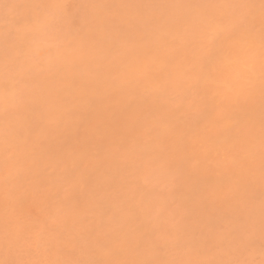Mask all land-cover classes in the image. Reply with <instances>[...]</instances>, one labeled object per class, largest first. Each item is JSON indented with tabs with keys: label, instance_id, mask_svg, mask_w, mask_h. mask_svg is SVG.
Here are the masks:
<instances>
[{
	"label": "rangeland",
	"instance_id": "rangeland-1",
	"mask_svg": "<svg viewBox=\"0 0 264 264\" xmlns=\"http://www.w3.org/2000/svg\"><path fill=\"white\" fill-rule=\"evenodd\" d=\"M223 1V2H222ZM230 1V0H229ZM229 1H227V0H0V114H2V115H0V135L3 137V139H2V137L0 136V139L2 140H0L1 142H0V152H1V150H3L4 152H7L8 153V156L9 157H11V154L13 155H15L14 157L12 156V158L13 159H15V160H13V159H10L8 156H6L5 154L6 153H4V152H2V155L3 156H5V157H3V158H1L2 156H1V153H0V165H3L4 164V166H3V168H1V166H0V168H1V170H0V179H2V177H3V179H6L7 180V176H4L5 175V172L7 173V171L9 170L10 172H27L28 171V168H29V165H31L32 167L33 166H38V164H39V166H41V164L43 165V164H45V165H48V168H46L47 166H42L43 168L41 169L40 167V169L43 171V173H44V175L46 174V176H49V175H47V173H50V176H49V180H48V178L46 179V181H45V178L44 177H46V176H44L43 177V179H42V175H43V173H42V171L41 172H39V171H37V173L36 174H34L33 176H31L32 177V180L33 179H35L36 180V182L39 184V186H41V187H39L38 185H37V183H33V182H35V180H33V182H32V180H31V177H30V175H32V173L33 172H36V170H38V167H36L37 169L35 170L34 169V171L30 174L29 172H27V173H29L28 175H29V177L27 178L26 177V174H24L25 175V177H26V182L23 180V182H25L24 184H23V187L21 186V184H19L23 189H24V187H26V186H24V185H27V183H30L28 180H31V182L33 183V184H28L29 185V187L27 188V190H29V189H31L32 187H33V185H34V189H32V190H34V191H38V188L37 187H39V193H40V191L41 190H43V186L44 185H46V189L47 190H45V188H44V192L43 191H41V193H45L46 192V194H45V198L47 199V198H49L50 199V201L52 202V199L54 200V204H51V205H54V206H56L57 204V201L58 200H60L61 199V201H59V202H66L67 200V203H68V207L70 206L69 204H71L72 202H75V201H73V200H75V199H77V201L78 202H80L81 201V203H80V209H78V207H77V209H75V208H73V207H75V206H73V204H75V203H73L71 206H73L72 208H73V210L71 209V212L72 213H76V215L75 214H71L70 213V211L69 212H66L67 214H64V215H66L69 219H68V221L66 222L67 224L68 223H71L70 221H71V219L72 218H75V219H72L73 221H77V222H73L72 224H73V226H76L75 225V223H78V227H76V228H78V229H81L83 226H84V228H82V229H86L87 228V230H89L90 229V225L89 226H87L86 228H85V224H86V222L84 223L83 222V224L84 225H81V217H83L82 216V214H81V217H80V215L78 214V211L80 210V211H83V209H85L86 207H87V212H88V209H89V211H91V213L88 215L87 214V216H89V218H91L93 221H96L95 220V218L97 219V216L96 217H94L95 215L94 214H96L97 215V212L98 213H100L101 212V215H98V217H100L101 219L102 218H104L103 220H105V218H107V220H108V223H110V225L109 226H113V224L115 223V221H116V227H115V225L113 226V227H115V230H116V234L117 235H120V234H122V235H120V236H122V238L124 237V238H126L125 240H126V242H129L128 243V247H133L134 248V245H130V243L132 242V240L135 242V244H136V242L138 243V237L139 236H137V233H136V231H139V233H140V235L141 236H143V235H145L144 233H146V231H148L147 233H149V231L152 233V232H154V233H152V235L154 234L155 236L157 235V233H158V235H160L159 237H160V240H159V238H158V235H157V237L156 238H158V239H156L155 238V236L153 235H147L148 237H149V242L148 243H150L149 245H151V239H156L159 243L161 242V240L163 241V243L166 241L167 243L169 242L170 244H173V246L172 245H170V244H168V245H166L167 243H164L165 244V250L162 248V242H161V244L162 245H160L159 247L160 248H162L161 250H158V249H160L159 247H157L156 249L160 252H158L156 249H155V252H154V254L152 253V251L154 250L153 248H155V246H156V244L158 243L157 241V243L155 244H153V245H155L154 247L152 246L151 248L153 249H149L150 250V253H146V252H144V250H142L143 251V253H146L145 255H147V254H152V255H154L155 256V253L156 252H158L159 254H160V257L158 258V259H155L156 258V256L154 257V260H156V263H158L159 261H161V262H159V264H167V261H170V262H168L169 264L170 263H173V264H176L177 262H178V260H179V264H181V262L184 264V261L186 260V261H188V263H192V262H189L190 260H188L189 258L191 259V261L192 260H194V262H195V264L197 263L198 264V262L201 264V263H205L206 264V262H209V263H207V264H213L212 263V257L214 258V261H215V264H264V197H263V195H264V175H261L262 177H261V179H263L262 181H260V183H259V185L261 184L262 185V187L261 186H258L259 188H263L262 190V192H259V188H258V190H256V189H254V188H252V186H254V185H256V183H258V182H254L255 180H261L260 178H258L259 176L258 175H260V174H264L263 172H261V171H263L264 169V166L262 165V159H263V161H264V144H263V141H264V139H263V141L261 142L260 141V139L261 138H263L264 137V119H262V117L264 118V103H262L261 104V102H262V100L264 101V66H262V65H264V58H263V56H264V37H262V36H264V32H263V30H264V20H262L263 19V17H264V7H260V6H262L263 5V2H262V0H253L254 2H252V1H250L251 3H252V5H251V8L249 7V5L251 4L250 2H247V4H246V1H249V0H242V1H240V0H231L230 2ZM234 1H236L235 2V4H234ZM240 1V2H239ZM258 1H259V3H258ZM224 2H226V3H224ZM232 5H230L229 3ZM232 2V3H231ZM216 3H217V5H216ZM221 3V4H220ZM249 3V4H248ZM238 4V5H237ZM255 4H257V6L255 5ZM260 4H262V5H260ZM228 5H230L229 7H228ZM246 5H248V6H246ZM255 6V7H252V6ZM260 5V6H259ZM223 6V7H222ZM237 7V9H236V7ZM259 6V7H258ZM264 6V5H263ZM224 7H228L227 8V11H224L226 8H224ZM232 7V8H231ZM246 7H247V9H246ZM250 9H249V8ZM214 8V9H213ZM224 10H223V9ZM234 8V9H233ZM254 8V10H252V12H248V13H246L247 11L246 10H250L251 11V9H253ZM257 10H256V9ZM260 8H262V9H260ZM124 9L125 10H127V11H125L124 12ZM207 9V10H206ZM213 9V10H212ZM216 9H218V10H216ZM235 9H236V11H235ZM195 10H196V12H195ZM220 10V12L218 13V11ZM248 10V11H249ZM261 10V11H260ZM205 11V12H204ZM210 13H209V12ZM211 11H213L214 12V14H212L211 13ZM127 12V13H126ZM203 12L207 15H205L204 14V17H203ZM221 12H223V13H221ZM225 12H227V13H225ZM230 12V14H228ZM257 13V15H256V13ZM262 12V13H261ZM121 13V14H120ZM239 13V14H238ZM246 13V14H245ZM252 13V15H250ZM259 13V14H258ZM124 14V15H123ZM190 14H191V16H190ZM195 14H197V16H195ZM209 14H210V16H209ZM242 14V15H241ZM249 14V15H248ZM261 14V15H260ZM120 15H122V16H120ZM127 15V16H126ZM215 15H216V18H215ZM228 15V16H227ZM229 15H231V16H229ZM237 15H239V16H237ZM153 16V17H152ZM194 16V17H193ZM208 18H211V19H207L206 17ZM218 16V17H217ZM219 16H221L220 17V19L218 20V18H219ZM233 16V17H232ZM242 18H241V17ZM248 16V17H247ZM250 16V17H249ZM263 16V17H262ZM125 17H127V19L125 18ZM148 17V18H147ZM200 17V18H199ZM202 17V18H201ZM225 17H228V19L227 18H225ZM231 19H230V18ZM237 17V18H236ZM155 18V19H154ZM190 18V19H189ZM207 20H205V19ZM215 18V20H218V22L217 21H215V20H213ZM222 18V19H221ZM223 18H224V20H223ZM239 18V19H238ZM244 18V19H243ZM247 18H249V19H251V20H249V19H247ZM253 18H255V22L253 21L254 19ZM262 18V19H261ZM122 19H123V23H122ZM126 19V20H125ZM192 19V20H191ZM199 19V20H198ZM246 19V20H245ZM259 19H261L260 21H259ZM212 20V21H211ZM225 20H228V21H225ZM231 20V21H230ZM235 20V21H234ZM237 20H239V21H237ZM245 21V22H247V26L246 27H249L250 25L256 30V32H255V30H253V33H254V35H253V33H252V31H250V30H252V29H249V28H247V30H246V27H245V22H243V21ZM129 22V23H126V22ZM158 21V22H157ZM185 21V22H184ZM187 21V22H186ZM195 21V22H194ZM208 21H211L210 23L208 22ZM213 21H215L214 23H212ZM234 21V22H233ZM261 21H263V22H261ZM192 22V23H191ZM230 23V27H229V23ZM231 22H233L234 24H232ZM241 22H243L242 24H240ZM251 24H250V23ZM257 22H259L258 24H257ZM125 23L126 24H132V25H135V26H132V27H130V26H128V25H125ZM181 23V24H180ZM194 23H195V25H194ZM255 25H253V24ZM123 24V25H122ZM184 24V25H183ZM191 24H193V25H191ZM211 24V25H210ZM213 24L215 25V27H214V29H213ZM220 24H221V27H220ZM225 24V26L226 27H224L223 28V25ZM232 24V25H231ZM261 24V25H260ZM189 25H191L190 27H188ZM197 25V26H196ZM203 25V26H202ZM207 25V26H206ZM242 25V27H240ZM257 25H259V26H261V27H263V29L260 27L259 29L256 27ZM263 25V26H262ZM124 26V27H123ZM202 26V27H201ZM217 26V27H216ZM228 26V27H227ZM233 26V27H232ZM235 26L238 28V26H239V28L236 30V28H235ZM244 26V27H243ZM121 27V28H120ZM207 27V28H206ZM118 29V30H116V29ZM119 28H120V30H119ZM126 28V29H125ZM205 28V29H204ZM216 28V29H215ZM228 28V30H226ZM235 28V29H234ZM130 29V30H129ZM180 31H178V30ZM180 29H182V30H180ZM209 29L211 30V31H209ZM230 29V30H229ZM203 30H205V31H208V33H209V35L207 34V32H205V31H203ZM213 30H215V31H213ZM221 30L222 31H224V33L223 32H221ZM235 30V31H234ZM238 30H240V31H238ZM257 30H258V33H257ZM117 31H119V32H117ZM123 31H124V33H123ZM135 31V32H134ZM137 31V32H136ZM152 31H154L153 33H152ZM178 31V32H177ZM199 31V32H198ZM200 31H202V32H200ZM231 31H233V32H231ZM239 33H238V32ZM244 31V32H243ZM247 31V32H246ZM260 31H261V34H260ZM115 32V33H114ZM134 32V33H133ZM206 33V35L204 34V36L206 37L205 39H203V41H201V39H199V38H201L200 37V35L201 34H203V33ZM241 32H242V35H241ZM117 33H120V34H117ZM133 33V34H132ZM212 33H213V36H212ZM230 33V34H229ZM234 33H235V35L237 36V35H240V37L239 36H235L234 35ZM247 33V34H246ZM224 34V35H223ZM259 34V35H258ZM195 35H197V36H195ZM245 37H244V36ZM248 35V36H247ZM249 35H250V38H249ZM262 35V36H261ZM134 36V37H133ZM195 36V37H194ZM201 36H203V35H201ZM203 36V37H204ZM254 36V37H253ZM258 36V37H257ZM198 37V38H197ZM202 37V38H203ZM238 37H239V39H238ZM248 37V38H247ZM244 40H243V39ZM247 38V39H246ZM258 38V39H257ZM188 39H190V42H189V40ZM197 40V39H199V40H197V42L198 41H201V42H198L200 45H196V43L197 42H192V40ZM228 40V41H224V40ZM255 39H257V40H255ZM193 40V41H194ZM223 40V41H222ZM255 40V41H254ZM187 41V42H186ZM205 41H208L207 43L209 44L207 47H209L210 46V43L211 42H213L212 44H213V46L211 45V47L213 48L212 50V52L211 53H213L214 51L216 52H214L213 54H216L217 55V57L218 58H214V56H213V54H211V57L209 58V57H207L208 55H210V54H208L207 52H209V51H211V47L210 48H207V47H204L205 45ZM217 41V42H216ZM232 41V42H231ZM238 41H239V43H238ZM246 41V44H244V42ZM250 41V42H249ZM258 41V42H257ZM136 42V43H135ZM189 42V43H188ZM203 42V43H202ZM219 42V43H218ZM249 42V43H248ZM189 45H187V44ZM218 43V44H217ZM251 43V44H250ZM186 44V45H185ZM216 44H217V46H216ZM220 44V45H219ZM228 44H230V45H228ZM260 44V45H259ZM139 45V46H138ZM147 45V47L144 49V48H140V46H143V47H145V46ZM201 45H204V46H201ZM207 45V44H206ZM233 45V46H232ZM242 45V46H241ZM247 45V46H246ZM195 46V47H194ZM200 48V50H199V48ZM235 46L237 47L236 48V50H234V48H235ZM240 46V47H239ZM139 47V48H138ZM187 47H188V49H189V47L191 48V49H189V50H191V52L190 51H188V49H187ZM194 47V48H193ZM202 47H204L205 48V50H204V48L202 49ZM228 47H230L229 48V51H230V53L227 51L228 50ZM196 48H198V49H196ZM224 49V50H221V49ZM241 48V49H240ZM137 49V50H136ZM139 49L141 50V49H143V50H141V51H139ZM185 49H186V51H185ZM195 49V50H194ZM208 49V50H207ZM210 49V50H209ZM158 51V53L157 52H155V53H157V54H155L153 51ZM161 50H162V52H161ZM183 50H184V53H183ZM193 50V51H192ZM220 50V51H219ZM234 50V51H233ZM256 50V51H255ZM151 51V56L153 57V55H160V58H161V56H162V58L163 59H158V57L157 56H155V57H157V58H155V57H153L154 59H158L157 61L155 60H152L153 58H151V56H150V54H148V56H146L147 55V53H149ZM164 51V52H163ZM196 52V53H192V52ZM202 51V52H201ZM217 51H219L218 53H217ZM227 53H226V52ZM235 51H237V52H235ZM147 52V53H146ZM160 52H161V54H160ZM179 52H181L180 54H179ZM221 52H224V53H226L225 55H224V53H221ZM247 52V53H246ZM162 53H163V55L165 54V57H166V59L168 58H170L169 60H171V64L170 65H168V63H170V61L168 62L167 60L165 61V57L162 55ZM187 53V54H186ZM192 53V54H191ZM205 53H207L208 55L207 56H205L206 54ZM210 53V52H209ZM237 53H239V54H237ZM245 53V54H244ZM54 54V55H53ZM139 54V55H138ZM144 54V55H143ZM190 54V55H189ZM195 54V55H194ZM197 54H199V55H201V56H199V57H202L203 56V54H204V57H203V59H201L202 61H199L198 59H199V57H197L198 59H196V55ZM220 54H221V56H220ZM230 54V57H233V58H230L228 55ZM233 54H235L234 56H233ZM237 54V55H236ZM241 54V55H240ZM243 54V55H242ZM252 56V59H251V56ZM140 55H143V56H146V57H141ZM178 55V56H177ZM188 55V56H187ZM247 57L248 56V58H246L245 56ZM254 55V56H253ZM124 56V57H123ZM132 58H131V57ZM134 56V57H133ZM150 56V57H149ZM185 56H187L188 58H186ZM192 57V59L193 60H191L190 58ZM240 56H241V58H240ZM117 57L119 58V59H117ZM142 58V60L140 61L139 59H141ZM150 58V60H152V63L151 62H149L150 60L148 59V58ZM173 59H172V58ZM194 57V58H193ZM206 57V58H205ZM221 57V58H220ZM227 57V58H226ZM124 58V59H123ZM135 58L137 59V60H135ZM145 58V59H144ZM208 58H209V60H208ZM235 58V59H234ZM243 58V59H242ZM246 60H245V59ZM250 58V60H251V62L253 63V65H252V69L250 68L251 67V65H250V70H248L247 68L246 69H244L241 65H242V61H243V63L244 62H246L247 61V59H249ZM263 58V59H262ZM120 59H122V61L120 60ZM126 59V60H125ZM144 59V60H143ZM147 59V60H146ZM195 59V60H194ZM205 59H206V62H203V60L205 61ZM218 59V60H217ZM234 61H233V60ZM117 60H119V61H117ZM133 60H134V62H133ZM183 60H184V62H183ZM187 60V61H186ZM189 60V61H188ZM230 60V61H229ZM231 60H232V62L233 63H231ZM241 61V62H239V61ZM253 60V61H252ZM257 60V61H256ZM173 61V62H172ZM207 61H208V63L210 64V65H208V64H205V63H207ZM212 61V62H211ZM237 61V62H236ZM261 61V62H260ZM131 62V65L130 64H127V63H130ZM140 62H143V63H140ZM146 62H148L149 63V65L147 66V63ZM155 62V63H154ZM160 62V63H159ZM164 62H165V64H164ZM167 62V63H166ZM183 62V63H182ZM190 62V63H189ZM193 62H195V64L198 66V67H192L193 65H195ZM201 62H203V65H202V63ZM211 62V63H210ZM217 64H216V63ZM229 62H230V64H229ZM259 62V63H258ZM116 63V64H115ZM118 63H119V65H118ZM122 65H121V64ZM145 63V64H144ZM163 63V64H162ZM213 63V64H212ZM215 63V64H214ZM240 63V64H239ZM252 63H250V64H252ZM256 63V64H255ZM263 63V64H262ZM144 64V65H143ZM188 64V65H187ZM232 64H233V66H232ZM235 64V65H234ZM255 64V65H254ZM260 64H262V65H260ZM129 65V66H128ZM153 65H155V66H153ZM167 65L169 66V67H167ZM171 65H174L175 66V68L173 67V66H171ZM181 65V66H180ZM184 65V68L182 67ZM188 66L189 67V70L191 71V73L192 72H196V73H198V72H201L202 74H204V75H201V73H200V75H199V73L197 74V75H199V77L200 76H203V77H200V78H198V79H201V80H196V77H194L193 75H191V77L190 76H188L187 75V73L185 72V71H189L188 70V67H187V69H186V67L185 66ZM190 65V66H189ZM231 65V66H230ZM117 66V67H116ZM127 66V67H126ZM139 68H137V67ZM146 66L148 67L147 69H146ZM153 68H152V67ZM167 68H166V67ZM119 67V68H118ZM129 67H131L130 69H129ZM132 67H134V68H132ZM137 69H136V68ZM170 67H172V68H174V70L173 69H171ZM181 67V68H180ZM191 67V68H190ZM262 67V68H261ZM123 68L125 69H127V72H129V73H127V72H125L126 70H123ZM161 70H160V69ZM170 68V69H169ZM194 68H196L195 70H194ZM197 68H198V70H197ZM242 68L244 69V74L242 73ZM254 68V69H253ZM115 69H116V71H118V74H116L117 72L115 71ZM122 69V70H121ZM132 69H135L136 70V74H135V70H133L134 72H131L130 70H132ZM163 69V70H162ZM180 69H181V72H180ZM185 69V70H184ZM231 69H234L233 71H234V75H233V72L231 71ZM139 70V71H138ZM170 70H173V71H170ZM197 70V71H196ZM224 70V71H223ZM252 70V71H251ZM256 70V71H255ZM261 70H262V72H261ZM167 71V72H166ZM168 71H170L171 72V74H169L170 72H168ZM177 71H179V74H178V72ZM119 72H120V74H119ZM159 72V73H158ZM163 72V73H162ZM165 72V73H164ZM175 72H177V73H175ZM184 72V73H183ZM194 72V73H195ZM223 72V73H222ZM236 72V73H235ZM238 72V73H237ZM246 72H247V74H246ZM251 74H249V73ZM255 72V73H254ZM126 73V74H125ZM173 73V74H172ZM195 73V74H196ZM254 73V74H253ZM114 74H116V75H114ZM129 74V75H128ZM166 76H165V75ZM174 74L176 75L177 74V76H174ZM180 74H182V76H184V75H186L187 77H185V79H183V77L181 78V77H179V75ZM189 75H190V73H188ZM207 74V75H206ZM236 74L238 75L239 74V76H238V78L236 79ZM243 74V75H242ZM249 74V75H248ZM117 75H119V76H117ZM135 75V76H134ZM215 77H214V76ZM218 75V76H217ZM223 75H225V76H227V78L225 77V76H223ZM246 75V76H245ZM256 75H257V77H256ZM116 76L117 77H119V78H116ZM121 76V77H120ZM126 76V77H125ZM128 76L130 77V78H128ZM132 76V77H131ZM134 76V77H133ZM139 76H141L140 78H139ZM170 76V77H169ZM173 76V77H172ZM181 76V75H180ZM192 76H193V78L194 79H192V81L191 82H193L192 84L189 82V77L190 78H192ZM224 77L226 80L228 79L229 81L228 82H226V81H224V80H222V81H224L223 82V84H222V81L220 82V80H221V78H219V77ZM229 76V77H228ZM241 76H243V77H241ZM139 78V83H138V85H134L135 83H137L136 82V80H138V78ZM172 77V78H171ZM175 77V78H174ZM177 77H179L180 79H177ZM233 77H235L234 79H233ZM247 77V78H246ZM259 77H261V78H259ZM121 78V79H120ZM125 78V79H124ZM170 78H171V80H170ZM174 78V79H173ZM208 78V79H207ZM212 78V79H211ZM215 78V79H214ZM216 78H218V79H216ZM259 78V79H258ZM127 80V79H129V81L127 80L126 82L124 81V80ZM131 79V80H130ZM134 79V80H133ZM143 80L144 82H147L146 84H144L143 83V81H141V80ZM166 79H167V81H169V82H167L166 81ZM186 79H188V80H186ZM203 79H205V80H203ZM215 81H214V80ZM220 79V80H219ZM230 79H232L231 81H230ZM242 79H248V81H245V80H242ZM116 80V81H115ZM117 80H118V82L119 83H116L117 82ZM123 81V83H124V85H123V87L125 86H127L126 88H124V89H122L121 87V85L123 84V83H121L120 84V82L121 81ZM146 80V81H145ZM176 81V82H173V84H172V82L171 81ZM180 80H185V81H183V83H185L184 85H183V88H182V85H181V88H180V82H181V84H183L182 83V81H180ZM234 80V81H233ZM237 80V81H236ZM130 81H132V83L130 82ZM177 81H178V84L176 85L175 84V86H179V88L180 89H182L183 90V93H182V90H180V91H178V89H174V87H173V85H174V83H177ZM180 81V82H179ZM189 82V83H187V82ZM211 81V82H210ZM217 81V82H216ZM238 81H240V82H238ZM244 81V82H243ZM255 81V82H254ZM128 82V83H127ZM134 82V83H133ZM141 82V83H140ZM199 82V83H198ZM213 82V83H212ZM222 84V85H219L220 83ZM226 82V83H225ZM230 82L232 83V84H234V86L233 87H230V88H228L229 87V84H230ZM238 82V83H237ZM248 82H250V83H248V87H247V83ZM251 82H252V84L254 85H252L251 84ZM254 82V83H253ZM257 82V83H256ZM208 83H210V85H212L213 87L214 86H218L219 87V90L216 88L215 89V87L213 88L212 86L210 87V91L208 90V92H207V90L206 89H208L209 88V84ZM114 84H118L116 87L117 88H113L112 86H115ZM126 84H128V85H126ZM129 84H132L131 85V87H129L130 85ZM150 84V85H149ZM164 85V87H166V89L163 87V85ZM171 84H172V86H171ZM188 84V85H187ZM208 84V85H207ZM227 84V85H226ZM49 85V86H48ZM121 86V87H118V86ZM141 85V86H140ZM143 85H145V86H143ZM151 85L153 86L154 85V87H151ZM160 85V86H159ZM161 85H162V87L165 89L164 91H163V89H161L162 87H161ZM185 85H187L186 86V88L184 87ZM191 85V86H190ZM241 87H239V86ZM133 86V87H132ZM134 86H135V88H134ZM136 86L138 87V89H136ZM139 86H140V88H139ZM146 86H148V87H146ZM156 86V87H155ZM222 88H221V87ZM226 86H228V87H226ZM73 87V88H72ZM159 87H161V88H159ZM171 87V88H170ZM190 87H192L191 89H190ZM223 87H225L224 89L225 90H223ZM249 87H252V88H249ZM255 87V88H254ZM112 90H111V89ZM120 88V89H119ZM157 88V89H156ZM176 88V87H175ZM184 88L186 89L185 91H184ZM192 91L190 94H188L189 93V89ZM226 88H227V90H226ZM237 88V89H236ZM247 88H248V90H247ZM125 89H127V91L128 92H130L131 90L130 89H132V91H133V89L135 90H138L137 91V93L135 94V97H134V99H133V103H135L136 101L135 100H137V102L135 103V104H137V105H135V104H133L132 105V103H130V101L129 100H131V98H130V95L128 94V92H126L128 95H129V97H128V95L125 93ZM129 89V90H128ZM140 89H141V92H143V91H145V98L147 97V95H150V94H152V92H153V94H154V92H156L157 94H158V97H159V99L157 98V95H156V98H157V100H156V98H155V96L153 97H151V98H153V99H151L150 98V96H148V98L149 99H145V100H143V101H145L144 103H143V101H142V96H143V94L141 93V94H138V93H140L139 91H140ZM152 89V90H151ZM155 91H154V90ZM196 89H197V92H195L196 91ZM233 89V90H232ZM257 91H256V90ZM71 90V91H70ZM121 90V94H124V96L122 95L121 96V100L120 101H123V102H120V101H118L117 100V102H116V100L113 98V97H116L117 95V91H120ZM201 90H203V91H201ZM211 90H213V92L211 91ZM215 90V91H214ZM221 90H222V92H221ZM239 91V90H241V91H239L238 92V94H241V95H239V96H237V98H234V95L232 94V92H236V91ZM95 91H98V93H100V97L97 95V93L95 92ZM116 91V92H115ZM122 91H124V93H122ZM131 91V92H132ZM147 91H152V92H147ZM166 91H167V93H166ZM175 91V92H174ZM226 91H227V93H226ZM229 91V92H228ZM232 91V92H231ZM243 91L245 92L244 94H243ZM246 91H248V92H246ZM251 91V92H250ZM69 92V93H68ZM95 92V93H94ZM112 92V93H111ZM115 92V93H114ZM130 92V93H131ZM136 92V91H135ZM134 91H133V93H135ZM186 92V93H185ZM198 92H199V94H201V96L203 97V99H200V97L201 96H199L198 95ZM203 92V93H202ZM210 92H211V94H210ZM214 92H217V93H215L214 94ZM253 92H255V93H253ZM111 93V94H110ZM114 93V94H113ZM144 93V92H143ZM161 93V94H160ZM209 95H208V94ZM226 93V94H225ZM229 93L231 94L230 96H232V97H230V100L231 101H228L229 100ZM84 94V96L86 97V98H88V100L84 103V101H83V98H82V95ZM152 94V95H153ZM162 95L163 96V98H161V96L160 95ZM176 94V95H175ZM183 94V96L182 97H180L181 95ZM186 94V95H185ZM187 94L189 95V96H187ZM194 94V95H193ZM223 96H222V95ZM237 94V95H238ZM247 94V95H246ZM71 95V96H70ZM96 95H97V98H96ZM108 95V96H107ZM110 95V96H109ZM112 95H114V96H112ZM116 95V96H115ZM118 95H120V93H118ZM127 95V96H126ZM155 95V94H154ZM179 95V96H178ZM198 95V96H197ZM206 95V96H205ZM219 95H221V96H219ZM226 95H228V96H226ZM67 96V97H66ZM79 97V100H76L75 102H73L72 100H73V98L71 99L70 97ZM102 96H103V100L105 99V98H108L107 100L105 99L104 100V102H103V105H108V106H104L105 108H102L103 107V105H102V103H101V101H99L100 103H98V105H102V112H104V113H107L108 111H110V112H108L109 113V115H113L112 114V112L113 113H115V111H117V110H114V108H116L115 107V103L117 104V106H119L118 104L120 103L121 105V107L122 108H118V110L120 111V113L118 114L117 112H119V111H117L116 113H115V115L116 114H118V115H116L118 118H120V115H121V119H119L120 121H122L123 120V122L126 124H124L123 122L122 123H120V121H118L117 119H115V118H113V119H115V120H113L112 119V117L113 116H115V115H113V116H109L108 114V117L107 116H105L106 117V119L108 118V121H109V123H108V121H106L105 119V124L103 123V125H107V126H105V130H103L104 128H102V130L103 131H101V136H102V138L104 137L103 136V134L106 136V131L109 129L110 130V132H109V130L107 131V133H110V137H108V136H106L107 137V139L108 138H112L111 136H113L114 137V139H116V140H119L120 141V139H122L121 137H123L124 135L126 136H124V138H126V142L128 141V140H130V141H132V142H127V145H123V144H121V143H118V142H115L114 141V139H113V142H115V143H112V144H108V143H106V140H105V149H104V151L103 152H99L100 150L102 151L103 149H101V148H103L102 146H100L101 148L100 149H97L99 146H97L96 147V149L95 150H92V152H91V149H90V154H88V155H90V157H91V154L93 155L92 156V158H90V157H88V155L86 156V157H88V158H90V161H91V159H92V161H96L95 163L94 162H91V163H94V165H97L98 166V164H99V161L97 160V159H99V160H101V163H103L104 162V160L106 159V157H110V155H112L110 158V160H109V158H108V162L110 161L111 163H113V159H114V157H116L117 156V160H115V162L116 161H118V160H120V157H119V159H118V156L119 155H121V162H123L124 161V159L128 156H130V159H131V161L133 162L132 164H131V162H129V164L127 163V164H125L126 163V159H125V163H123V164H125L126 165V168L124 167V170H121V168H122V164H118L119 165V167H118V165H117V162H116V164H111V163H109L110 164V170H109V168L107 169V170H109V171H111L112 169V171L109 173L108 171L105 173V177L106 178H104L103 177V179L105 180V183L107 182V180H109V181H111V185H112V183H113V185H115V187L114 186H110V189H109V186H107V188H106V185H102V184H100V183H102L103 181H102V177H99V174L101 173V174H104V171L103 170H101L102 168H105V165L104 164H106L105 162H104V164H99L100 166H98L99 168H100V172H99V168L96 166V168L97 169H95V168H93V169H95L96 170V172H95V170H92V172L90 171V174H88L89 173V171H88V173H86L87 172V170H90V169H92V168H90V169H87L86 171H85V173L86 174H81L82 176H83V178L84 177H86L85 179L87 180V175H92L91 177H88L89 179L90 178H92V179H97L96 177L94 178V176H96L97 174V176L99 177V180L101 179V181L100 182H98V184L99 185H97V181H92L91 183L92 184H90V188H95V187H97V188H95V190H96V192H95V194L93 193V191H95L93 188L92 189H90L86 184H87V182H86V184L84 185V184H82L83 185V187H81V185H79L77 182H76V180L77 179H71V175H72V173H73V171H75V169L76 168H80V165H79V167H78V165H76V168L75 167H73V166H75V164H76V162H71V158H70V154L73 152L72 150H75L76 149V147L75 148H71L72 150H70L69 151V148L67 149V150H65V151H63V150H61V149H63L64 147H63V145H65V144H63V145H61V141H64V143L65 142H67L66 144H68V138H70V135H72L71 133H72V131H71V133H70V130H72L73 129V131H76V130H79V132H81L82 134V136H84L85 135V133L86 132H84L83 131V128L85 129V130H87L86 128L88 127V126H90L93 130H95V128H96V130L97 129H99L98 127H95L94 125H92V124H94V123H97L98 122V120H97V122L95 121V118H93L94 119V121L95 122H93L92 124L90 123V122H92L93 121V119H92V121H91V118L93 117V116H90V119L88 118L89 116H88V112H90L91 110H88V111H86L85 109L87 108L88 109V106L90 107V104L91 105H93V103H91L92 101L94 102V104L95 105H97L96 104V102L98 101V100H101V98H102ZM105 96V97H104ZM111 96H112V98H113V100H114V102H113V100L111 99ZM133 95H131V97H132ZM242 96V97H241ZM246 96V97H245ZM254 96V97H253ZM99 97V98H98ZM122 97H124V98H122ZM125 97H126V100H122V99H125ZM174 97V98H173ZM177 97V98H176ZM191 97V98H190ZM227 97V101H226V98ZM252 97V98H251ZM127 98H129V99H127ZM141 98V99H140ZM194 99V102H193V104L191 105V103H192V101H190V99ZM197 98V99H196ZM212 98H214V99H212ZM217 98H220L218 101H217ZM221 98H223L226 102H224V100L222 99L221 100ZM242 98V99H241ZM244 98V99H243ZM254 98H258V99H254ZM262 98V99H261ZM68 99V100H67ZM96 99H97V101H96ZM116 99H120V97L118 98V96H117V98ZM173 99V100H172ZM185 99V100H184ZM189 99V100H188ZM204 99H207V100H204ZM65 100H67V101H65ZM84 100H85V98H84ZM129 102H128V101ZM146 100H147V102H148V104H147V102H146ZM152 100H153V102H155V103H153L152 102ZM154 100H156V101H154ZM198 100V101H197ZM201 100V101H200ZM204 100V101H203ZM234 100V101H233ZM243 100H245V101H243ZM249 100V101H248ZM253 102V104H255V105H253L252 103H251V101ZM261 100V101H260ZM73 103H72V102ZM83 101V102H82ZM135 101V102H134ZM160 101H162L161 102V104L163 103V101H164V103L162 104V105H160V103H159V106H158V102H160ZM188 101V102H187ZM195 101H197V102H195ZM204 102V104L208 101V103L206 104V105H208L209 107H206L205 105V107L207 108V110H210V111H206V110H204V111H206V114H204L205 112H203V109H201L202 108V104H200L201 102ZM215 101H217V102H215ZM223 102V104H225V105H223L222 104V102ZM247 101V102H246ZM254 101H256V102H254ZM67 102H69V103H67ZM108 103V104H106V103ZM149 102H151V104L149 103ZM185 102V103H184ZM190 102V103H189ZM200 102V103H199ZM212 102V103H211ZM218 102H221V105H219V103ZM233 102V103H232ZM236 102V103H235ZM238 102V103H237ZM241 102H243V103H241ZM248 102H249V104H248ZM258 102H260V103H258ZM8 103V104H7ZM71 103V104H70ZM125 103H130V105H131V107H129L128 109H127V107L124 105ZM182 103H184V104H182ZM214 103V104H213ZM217 103V104H216ZM227 103V104H226ZM235 103V105H233ZM257 103V104H256ZM8 105V107H7V105ZM73 104V105H72ZM79 106H78V105ZM84 104V105H83ZM126 107H124L123 108V105ZM152 104H154V105H152ZM156 104H157V107H156ZM165 104V105H164ZM189 104H190V106H189ZM199 104L201 105V107H199L200 109H198V107H197V110L195 111L194 109V112L196 113V115H198V116H192V115H194V114H190V112L189 113H187L189 110L187 109V108H189V107H196V106H194V105H198L199 106ZM233 106H231V105ZM236 104H237V106H236ZM239 104V105H238ZM246 106H245V105ZM252 104V106L250 107V105ZM258 104H259V106H258ZM262 106H261V105ZM2 105V106H1ZM85 105H87L86 107H85ZM127 105V104H126ZM138 105H139V107H138ZM146 105V106H145ZM148 105V106H147ZM152 105V107H154L155 109L154 110H157V111H155V113H159V112H161L160 114H158V116H160L163 112H164V115H162V117L160 118L161 120L162 119H165V121L166 122H168L169 121V119L171 120V122H172V120L174 121V119H176V123H179V124H177V126L179 125V126H182V131H179V130H181L180 128L181 127H179L178 126V129H177V126H176V124H175V121L174 122H172V125L171 124H169V123H171V122H169L168 124L167 123H165V122H163L162 124L164 125H161V124H159L160 122H157L158 120L159 121H161L159 118H158V116H157V114H155V115H153L154 114V110H153V108L152 107H149V106H151ZM173 105V106H172ZM180 105L181 106H184V107H181V110L182 109H185L186 107V109H187V112H186V110H185V112H184V110H183V112L182 111H180V110H175V108H179L180 107ZM219 106V107H216V106ZM226 105H228V107L229 106H231V108L229 107V111H227L226 109H227V106ZM241 105H243V108H242V106ZM71 106H73V107H71ZM94 106V105H93ZM93 106H91V107H93ZM128 106V105H127ZM137 106V107H136ZM161 106H163V108L161 107ZM165 106V107H164ZM212 106V107H211ZM236 106V108H235V110H233L232 108H234ZM79 108V109H76V108ZM99 106H97V107H94V109L92 110V111H96V113L97 112H99V115H100V111H97L96 110V108H98ZM107 107L109 108V109H107ZM135 107V108H134ZM173 107V108H172ZM204 107V108H205ZM210 107H211V109H210ZM225 107V108H224ZM246 107V108H245ZM258 107L260 108L258 111H263V113L262 112H260V113H262L261 115H259V116H257V113L258 114H260L259 112H257V110H255V109H258ZM6 108V109H5ZM72 108H75V110H77V112H73V111H75V110H73ZM136 108H139V109H136ZM149 108V109H148ZM160 108V110H158V109ZM164 108H166L165 109V111H164ZM172 108V109H171ZM212 108H214V109H216V111L218 112L217 113V115L218 114H220V112H222L219 116V119L221 118L222 119V121H223V123H224V125H225V127H226V129H227V131H225V128H223L224 127V125H222V124H220V126H218L219 125V122H221L222 123V121H220L219 119H218V117H215L214 115H212L211 113H214L215 111H213V109ZM241 108V109H240ZM11 109V110H10ZM73 111H72V110ZM86 111H84V110ZM92 109V108H91ZM153 110V112L151 111V110ZM196 109V108H195ZM221 109V110H220ZM244 109V110H243ZM248 109V110H247ZM253 109H254V111H253ZM83 110V111H82ZM98 110H99V108H98ZM105 110H106V112H105ZM108 110V111H107ZM148 110V111H147ZM150 110V111H149ZM172 110H175V112L176 113H174V114H172L173 112H172ZM193 110H190V111H192L193 112ZM199 110H202V111H200L199 112ZM240 110H241V113H240ZM67 111H69L70 113H68ZM72 111V112H71ZM137 111V112H136ZM138 111H139V114H138ZM197 111H198V113H197ZM213 111V112H212ZM231 111V112H230ZM239 111V112H238ZM59 112V113H58ZM65 112H66V115H65ZM121 112L123 113V115L121 114ZM134 112H136V113H134ZM147 112H149V113H147ZM165 112H166V114L168 115H165ZM183 113L182 115H177V113ZM193 112V113H194ZM203 112V113H202ZM210 112V113H209ZM224 112H225V114H226V116L228 117V119H227V117L224 115ZM237 112V114H235ZM243 112V113H242ZM249 112V113H248ZM254 112V113H253ZM91 113V112H90ZM89 113V114H90ZM93 113V112H92ZM96 113H95V115H96ZM104 113H102V114H104ZM130 115H129V114ZM178 113V114H179ZM231 113H233L234 115H232L233 117H230V115H231ZM246 113V114H245ZM248 113V114H247ZM252 113H253V115H254V117L256 118L257 117V119H260V120H262V122H260V120H257V121H259L260 123H262V124H260L259 122L257 123V121H255V120H253L254 121V123H253V121H252V119L253 118H250V117H253L252 116ZM59 114V115H58ZM68 114H69V116H68ZM75 114H77V117H76V115ZM94 114V113H93ZM92 114V115H93ZM143 114H146V115H143ZM186 114H188V116H189V114L191 115L190 116V118L188 119V117H186ZM211 114V115H210ZM62 115V116H61ZM95 116V117H98V119H102V116L100 115V116ZM131 115H132V117H131ZM133 115H135L137 118H138V116L139 115H141V117L139 116V118H141V119H139L138 121H142V122H139V123H143L144 122V124H138V125H136V126H134V124L133 123H135V122H138L137 121V119L135 118V116H133ZM150 115H153L152 116V118L150 117ZM183 115H185V116H183ZM203 115H207L206 117L205 116H203ZM237 115V116H236ZM240 115V116H239ZM256 115V116H255ZM5 116V117H4ZM56 116V117H55ZM103 116V117H104ZM122 116L123 117H126L127 116V118H125V120H124V118H122ZM145 116H147V118H148V120H147V118L145 117ZM155 116H157V118L158 119H155L156 117ZM183 116V117H182ZM212 116H214V117H212ZM239 116V117H238ZM245 116V117H244ZM100 117V118H99ZM109 117H110V119H112L113 121H110L109 120ZM133 117H134V119H133ZM144 117V118H143ZM155 117V118H154ZM165 117V118H164ZM168 117V118H167ZM197 117L198 118H200V120H201V123H199V121L200 120H198L197 119ZM212 117L213 119H218V122L216 123L215 122V120H214V122L213 123H211L210 122V120H212V118L210 119V118ZM236 117V118H235ZM240 117H241V119H243V121H241L240 120ZM244 117V118H243ZM259 117V118H258ZM73 118H75V120H73ZM76 118H77V120H76ZM129 118H131V120H132V122H131V120L129 119ZM155 119L156 120V122H155V120H154V122H155V124L154 123H152L151 121H149V120H151V119ZM168 119V121H167V119ZM171 118H174V119H171ZM192 118H193V120L195 119V120H198V122L196 121L195 122V120H194V122L195 123H193L192 122ZM208 118V119H207ZM232 120H235V121H231L230 119ZM254 118V119H255ZM2 119V120H1ZM87 119L88 120H90L89 121V123L91 124H89L88 123V125H87ZM204 119H205V121L207 122H205L204 121ZM207 119V120H206ZM250 119V120H249ZM26 120V121H25ZM55 120V121H54ZM72 120L74 121V122H72ZM103 120V119H102ZM128 120H130V122L128 121ZM227 120L229 121H231L232 122V124L233 123H236V126H234V128H236V129H234L233 127H232V124L230 123V121L229 122H227ZM246 120V122H245V124H243L244 123V121ZM57 121V122H56ZM59 121V122H58ZM75 121H77V122H75ZM101 121V120H100ZM115 121H118L119 123L117 124V122H115ZM164 121V120H163ZM184 121H186L187 122V124L189 125V126H191V128H190V131H192V132H190V131H188L189 130V127L187 126V128H186V123L184 122ZM208 121L210 122V123H208ZM213 121V120H212ZM225 121H226V124H225ZM240 123H239V122ZM249 121H251L252 123H251V125L252 126H249ZM81 124L80 126H83L82 128L79 126H77V125H79V123ZM102 122V121H101ZM106 122H107V124H106ZM204 122H205V125H204ZM238 122V123H237ZM242 122V123H241ZM247 122H248V125H247ZM70 123H72V124H70ZM73 123H75V126H73ZM112 123V125L111 126H113V127H111L110 126V124ZM113 123L114 124H117V126H114L113 125ZM132 123V124H131ZM217 124V125H215V124ZM227 123H230L231 124V126H229V124H228V126L229 127H232V129H234L233 131H232V129H230L228 126H226L227 125ZM77 124V125H76ZM83 124V125H82ZM97 124H99V122L97 123ZM129 124V125H128ZM167 124V125H166ZM197 124H199V126L197 125ZM201 124V125H200ZM206 124H210L209 126L208 125H206ZM241 124H243V125H241ZM96 125V124H95ZM102 125V124H101ZM109 125V126H108ZM120 125V126H119ZM133 125V126H132ZM143 125V126H142ZM162 127H160V126ZM169 125V126H168ZM197 125V126H196ZM211 125H214L213 127H215V126H217V131L216 132H212L214 129H213V127L211 126ZM244 125H245V127H244ZM254 125H255V128H254ZM257 125V126H256ZM70 126H73L72 127V129H70L71 127ZM97 126V125H96ZM118 126H119V128H118ZM127 126H128V128H130L131 130H128L127 129ZM153 126H155V127H153ZM157 126H159L160 127V129H159V127L158 128H156ZM212 128H211V127ZM223 126V127H222ZM243 127V129L244 130H242L243 132H244V134H246V135H248L249 133H251V135L249 134L248 135V137L246 136V138H244L243 139V137H241V135L243 134V132H240L241 131V129H242V127ZM17 127V128H16ZM70 127V128H69ZM86 127V128H85ZM94 127V128H93ZM101 127V126H100ZM131 127H133V128H131ZM138 127V128H137ZM141 127V128H140ZM165 127V128H164ZM195 129H194V128ZM209 127V128H208ZM219 127H221L222 129H223V131H222V129L220 130L219 129V131H221V132H218V128ZM238 127V128H237ZM252 127V128H251ZM257 127H258V129H257ZM89 128V127H88ZM121 128H122V130L124 131V132H121L122 130H121ZM152 128H154V129H152ZM174 128H176V130L175 131H177V133H175V131L174 132H172L173 130H174ZM186 128V129H185ZM194 129V130H191V129ZM201 128V129H200ZM208 128V129H207ZM216 128V127H215ZM16 129H20V130H17L16 131ZM23 129V130H22ZM82 129V130H81ZM90 129V128H89ZM88 129V130H89ZM117 129H119V130H117ZM136 129H137V131L140 133V134H142V135H140V137L138 136V138H140V139H137V140H134V141H138V140H140V142H137L138 143V146H137V143L136 142H134L133 140H131L134 136H133V134L135 135V134H137L138 132L136 131ZM139 129V130H138ZM169 129H171L170 131H169ZM183 129H185V131L183 130ZM213 129V130H212ZM238 129V130H237ZM240 129V130H239ZM246 129V130H245ZM252 131H251V130ZM254 129H256V131H254ZM259 129H261V130H259ZM13 130V131H12ZM67 130H68V132H67ZM99 130H101V129H99ZM112 130V131H111ZM116 132H115V131ZM125 130H127V131H125ZM141 130V131H140ZM155 131V132H153V131ZM198 132H197V131ZM207 130V131H206ZM210 130H212L211 132H210ZM258 130L260 131V132H258ZM19 131H22V133L21 132H19ZM25 131H27V132H25ZM40 131H41V133H40ZM133 131V132H132ZM134 131H136V132H134ZM190 132V133H188V132ZM194 131V132H193ZM238 131V132H237ZM246 131V132H245ZM248 131H250L249 133H247ZM24 132V133H23ZM54 132V133H53ZM56 132V133H55ZM78 132V131H77ZM76 132V133H77ZM93 132H95V131H93ZM99 132V131H98ZM111 132H115V134L117 133V135L118 136H121V135H123V136H121V137H119V138H116L115 137V134L114 133H112L113 135H111ZM121 132V133H120ZM142 132V133H141ZM164 132H167V133H165L164 134ZM184 132V133H183ZM236 132V133H235ZM240 132V134H238ZM255 132H257L258 133V136L259 135H261L262 133L261 132H263V134H262V137L261 138H259L258 136H257V133H256V135H255V137L253 136V138H252V134L253 133H255ZM11 133V134H10ZM12 133H13V135H12ZM20 133H21V135L22 134H24V136L22 135H20ZM28 135H27V134ZM32 135H31V134ZM37 133H39V134H37ZM68 133H70V135L68 134ZM75 133V134H76ZM96 133V132H95ZM95 133H92V136H94L93 134H95ZM123 133H126V134H123ZM132 133V134H131ZM156 133H157V136L159 137V138H154V135L156 136ZM178 133H180V134H182V136H181V138L183 137V138H186L185 137V135L188 137V135H189V137L187 138L188 139V141H187V139L184 141V139L182 138L179 142H180V144H179V142L176 140V138L175 137H179V135L180 134H178ZM210 133H212V134H210ZM224 133H227V134H224ZM261 133V134H260ZM15 134V135H14ZM16 134H17V136H16ZM34 134H37L36 135V139H35V135ZM44 134V135H43ZM46 134L48 135V134H51L52 135V138H53V140H52V138L50 137L49 139L50 140H52L51 142L52 143H50V140L48 141L47 140V142L45 141H42V142H38V145L40 144H42L41 145V148L44 150H41V148H40V145L38 146L36 143H37V139H38V137H39V139H38V141L40 140L41 141V139H44V140H46V139H48V137L46 136ZM66 134V135H65ZM87 134V133H86ZM97 134H99V133H97ZM119 134H121V135H119ZM153 134V135H152ZM167 134V135H166ZM178 134V135H177ZM5 137H7V138H4V136ZM8 135H9V137H8ZM10 135H12V136H10ZM25 135L27 136V137H25ZM31 137H33L32 138V141H30V136ZM50 135V136H51ZM69 135V136H68ZM88 135V134H87ZM86 135V136H87ZM96 135V134H95ZM129 135V136H128ZM131 135V136H130ZM163 135H165V136H163ZM175 136V137H173V138H175L174 139V141L176 140L178 143H175L174 141H173V138L170 140V137H172V136ZM196 137H195V136ZM202 135V139H200V136ZM206 135H209L210 136V138H209V136H206ZM222 135V136H221ZM254 135V134H253ZM43 136V137H42ZM56 136L58 137L57 139V141H55V139H56ZM65 137V139H64V137ZM68 136V137H67ZM73 136V135H72ZM71 136V137H72ZM100 136V137H101ZM127 136L130 138V137H132L131 139H129L128 138V140H127ZM162 136V137H161ZM167 136H168V138H167ZM204 136V137H203ZM212 136V137H211ZM232 136H234V137H232ZM244 136V135H243ZM22 138V140L24 141V139L25 138H29V140L27 141V139H26V141L28 142H26V141H24V142H22V140H21V138ZM25 137V138H24ZM78 137V136H77ZM76 137V139H78ZM166 137V138H165ZM198 137V138H197ZM208 139H207V138ZM214 137V138H213ZM219 137V138H218ZM222 137V138H221ZM229 137V138H228ZM16 138V139H15ZM72 138H75V136H73ZM83 139H81V137L78 139L79 140V143L78 144H80V147H81V144L83 145V143H84V138L86 139V140H88L86 137H82ZM89 138V137H88ZM94 138V137H93ZM92 138V139H93ZM96 138V137H95ZM123 138V139H124ZM135 138H137V135H136V137ZM153 138H154V140H153ZM216 138V139H215ZM221 138V140H222V142H220L219 141V139ZM227 138V139H226ZM237 138V139H236ZM243 139V140H241V139ZM249 138V139H248ZM11 139V140H10ZM12 139H13V141H12ZM33 139H35V141L33 140ZM62 139V140H61ZM64 139V140H63ZM75 139V140H76ZM80 139L83 141L82 143H80L81 141H80ZM97 139H99V136H97ZM101 139V138H100ZM123 139H122V141H123ZM162 139V140H161ZM193 141V139H195L194 141H196L193 145H192V141ZM200 139V140H199ZM213 139V140H212ZM233 139H235V140H233ZM246 139V140H245ZM247 139L249 140L248 142H245V141H247ZM252 139V140H251ZM17 140V141H16ZM60 140V141H59ZM71 140V139H70ZM85 140V142L87 143L88 141H86ZM95 139H93V140H91L90 142L92 143V141H94ZM143 142H142V141ZM158 140V141H157ZM165 140H167L166 142H169L168 140H170V142L172 143V141H173V143H175V144H178V146H182V145H185L184 147L186 148L187 146L186 145H188L187 143L189 142V155H188V153H187V149L185 150V152H182V149H181V147H179L178 148V146H177V149H178V151H177V154H179L178 156H183L185 153H187V155L185 154L184 156H186V157H184L183 156V159H185V161H183L182 160V164H181V161H177L178 159V156L176 157V155L177 154H175L174 155V157H175V160L177 161V162H179L178 163V165H179V167H177V168H179V169H177L176 168V164H177V162H175L174 163V157H171V156H173V155H171L170 153V158L167 156H165L166 155V153L167 152H170V150H171V153H173L172 152V150L173 149H176V146H174V148L172 147V145H171V143H169V144H166L164 141ZM203 140V141H202ZM212 140V141H211ZM229 140V141H228ZM20 141V142H19ZM53 141H55V142H53ZM59 141V142H58ZM149 142V144L150 145H148L147 144V142ZM155 143H154V142ZM184 141V142H183ZM187 141V142H186ZM199 141V142H198ZM201 141V142H200ZM210 141V142H209ZM216 141H219L218 143L216 142ZM234 141V142H233ZM237 141V142H236ZM241 141H244L243 142V144L241 145L239 142ZM6 142V143H5ZM18 142V143H17ZM26 142V143H25ZM58 142V143H57ZM71 143L72 142H75L76 144H77V142L76 141H73V139L70 141ZM100 142H101V140H100ZM104 142V141H103ZM107 142H112L111 140H109L108 139V141ZM121 142V141H120ZM123 142H125V141H123ZM150 142H153V143H150ZM182 142V143H181ZM192 142V143H191ZM250 142V143H249ZM252 142V143H251ZM5 143V144H4ZM20 143V144H19ZM53 143H56V144H60L61 146H59V145H56L55 144V146L57 147H61V149H59L60 150V152H59V150L57 149H55V147H53L56 151H52V149H50L51 151H52V153L50 154L48 151H50L48 148H50L49 146L50 145H48V147H47V144H51V145H54ZM70 143V144H71ZM97 143H99L97 140L94 142V144H96V145H98ZM116 143L117 144H121V146L119 147V145H116ZM128 143L130 144V146L128 145ZM140 143H141V145H144V143L145 144H147L148 146H152L153 145V147H155L156 148V145L157 144H159V148H158V150L156 149L155 151H156V154L158 153V152H160V149H161V147L162 148H164V150H166V149H168V147L170 146V149H168L169 151H165L164 152V150H162L161 151V154H160V156H158L159 155V153L157 154V157H160V158H162V160H163V164H162V161H160V163H159V166L157 165L158 164V162L155 164L156 166H154V163H155V160H158V159H155V158H152V155L155 153V151L153 152V154L152 155H148L147 153H149L148 152V149L150 150V148L148 147V148H146V146L147 145H145L144 147L145 148H142L141 146H140ZM197 143H198V145H197ZM202 143V144H201ZM220 143V144H219ZM228 143V144H227ZM236 143V144H235ZM247 143V144H246ZM260 143V144H259ZM262 143V144H261ZM3 144V145H2ZM15 146H14V145ZM24 144V145H23ZM46 144V145H45ZM77 144V145H78ZM90 144V143H89ZM89 144H85L86 146L87 145H89ZM100 144V143H99ZM102 144V143H101ZM100 144V145H101ZM152 144V145H151ZM163 144H165V145H163ZM174 144V145H175ZM195 144H196V146H197V148L199 149V151H198V149H195L196 147H195ZM233 144V145H232ZM248 144H250V145H248ZM257 144V145H256ZM7 145V147H6V149L8 148V146H10L8 149H9V151L8 150H6L5 151V149H3L4 148V146H6ZM45 145V146H44ZM73 145V144H72ZM84 145V148L83 147H81V148H83V150L85 149V151H84V153L86 154V153H88L87 152V150H86V148L88 149V148H90V147H86ZM95 145V146H96ZM116 147H114V146ZM162 145V146H161ZM221 145V146H220ZM237 145H240L241 147H239V146H237ZM3 148H2V147ZM30 146H34V148L33 147H30ZM70 147H71V145H69ZM79 146V145H78ZM92 146L93 147H95L94 145H93V143H92ZM91 146V147H92ZM111 146V148L109 149V147ZM124 146L126 147V146H128L127 148H124ZM135 146V147H134ZM161 146V147H160ZM191 146H193V148H194V150H197V151H193L192 153H191V151H190V147ZM199 146V147H198ZM255 146H256V148H255ZM24 147H28V149H27V151H24ZM45 147V148H44ZM47 147V148H46ZM52 147V146H51ZM86 147V148H85ZM92 147V148H93ZM108 147V148H107ZM142 149H141V148ZM183 147V146H182ZM258 147V148H257ZM2 148V149H1ZM11 148V149H10ZM26 148H25V150H26ZM31 148H33V149H31ZM118 148H120V149H118ZM139 148H140V151H139ZM152 148V147H151ZM154 148V149H155ZM172 148V149H171ZM184 148V149H185ZM225 148H228V150H226V152L227 151H229V149L230 148H233L232 149V151L230 150L229 152H227V154H229L228 156H230V157H228V156H226L227 154L225 153V152H223V150L225 151ZM29 149H31V151L29 150ZM37 149H39V150H37ZM46 149V150H45ZM78 149V148H77ZM76 149V150H77ZM112 149V150H111ZM136 149V150H135ZM181 149V150H180ZM183 149V150H184ZM236 149V150H235ZM240 149V150H239ZM31 152V154L30 153H28L29 151ZM34 152H33V151ZM41 150V151H40ZM97 150V151H96ZM118 150V151H117ZM129 150V151H128ZM151 150V151H152ZM222 150V151H221ZM234 150V151H233ZM13 151L15 152V153H13ZM24 151V152H23ZM35 151H36V153H35ZM38 151V152H37ZM40 151V152H39ZM47 151V152H46ZM69 151V152H68ZM72 151V152H71ZM96 153H95V152ZM109 151V152H108ZM122 151V153H120ZM124 151H126V152H124ZM132 151V152H131ZM144 151V152H143ZM181 151V152H180ZM249 151H251V152H249ZM11 152V153H10ZM22 152V153H21ZM25 152H27V154H29V155H27ZM34 154H33V153ZM42 152V153H41ZM44 152H45V154H44ZM55 152V153H54ZM57 152V153H56ZM63 152V153H62ZM80 152H81V149H80ZM104 153V154H100V155H102V156H99V153ZM115 152V153H114ZM136 152V153H135ZM138 152V153H137ZM140 152V153H139ZM141 152H143V153H141ZM147 152V153H146ZM163 152V153H162ZM176 152V151H175ZM174 152V153H175ZM195 152V153H194ZM197 152V153H196ZM231 152V153H230ZM243 152V153H242ZM256 152H257V154H256ZM39 153V154H38ZM116 153H120L119 155L118 154H116ZM184 153V154H183ZM233 153V154H232ZM235 153V154H234ZM10 154V155H9ZM24 156H23V155ZM54 154H56V156L54 155ZM62 154V158H63V164L62 163H60V160H59V165L60 164H62V165H64L63 167L65 168H67L68 166V168H69V170H68V168L66 169V170H68V171H65L64 169H63V167H59V165L56 163L55 165H57V170H55V168H54V166H53V164H54V160L52 161V159H56V161H58V159H57V157L59 158L60 157V155ZM73 154H77V151L75 152V153H73ZM79 154V153H78ZM77 154V155H78ZM80 154H82V153H80ZM79 154V155H80ZM110 154V155H109ZM116 154V155H115ZM123 154V155H122ZM131 154V155H130ZM132 154H133V156L134 157H131L132 156ZM136 154V155H135ZM164 155V157H162L163 155ZM181 154V155H180ZM192 154H193V156L194 155H199V156H192ZM221 154V155H220ZM226 154V155H225ZM258 154H260V156H261V159H259L260 158V156L258 155ZM30 155H31V157H30ZM42 155V156H41ZM46 155V156H45ZM76 155V156H77ZM78 155V156H79ZM140 155H141V157H140ZM149 156L148 157V159H146V158H144L145 156ZM162 155V156H161ZM225 155V156H224ZM231 155H233V157L231 156ZM234 155H236L237 157H238V159L234 156ZM245 155L247 156V158L245 157ZM263 155V156H262ZM18 156H20V158L18 157ZM26 156H27V160H26ZM32 156H34L35 158H34V161L32 160L33 159V157ZM47 156L49 157V159L47 158ZM54 158H53V157ZM73 156H75V155H73ZM81 156H83V154L81 155ZM99 156V157H98ZM106 156V157H105ZM124 156H126V157H124ZM151 156V157H150ZM153 156H155L156 157V155H153ZM189 156V157H188ZM215 156V157H214ZM255 156V157H254ZM258 156V157H257ZM31 159H30V158ZM84 157V156H83ZM102 159H101V158ZM113 157V158H112ZM122 157H124V158H122ZM136 157V158H135ZM156 157V158H157ZM165 157H166V159L167 160H165V162H164V159H165ZM191 157V158H190ZM216 158V157H218L217 159L218 160H220V159H223V158H228L227 160L228 161H224V159L222 160V162H221V160L220 161H217V162H215L216 160L215 159H213V161H214V163H213V161H212V158ZM239 157H241V158H239ZM7 158V159H6ZM23 158V160H18V159H22ZM29 158V159H28ZM88 158H86V159H88ZM94 158V159H93ZM134 158V159H133ZM138 158V159H137ZM140 158H142V159H140ZM150 158L152 159V160H150ZM181 158V157H180ZM210 158V159H209ZM230 158H231V160H230ZM244 159V158H246V159H244L245 161H243L242 163L240 162L241 160L240 159ZM46 159H48V161L46 160ZM60 159V158H59ZM73 159H76V158H73ZM79 160H81V158L79 157L78 158ZM85 159V158H84ZM83 159V160H84ZM104 159V160H103ZM129 159V158H128ZM127 159V160H128ZM129 159V160H130ZM153 159H154V161H153ZM173 159V160H172ZM182 159V158H181ZM206 159H208V160H206ZM234 159H235V161H234ZM242 159V160H243ZM5 161V162H2V161ZM9 160V161H8ZM10 160H11V162H10ZM27 162V164H24L26 167H24V165H22L21 166V164L22 163H26L25 161ZM79 160L77 161L78 163H79ZM103 160V161H102ZM128 160V161H129ZM169 160V161H168ZM171 160H172V163H170L169 164V162H171ZM203 160H206V161H210L209 163L207 162L206 163V165H204V163L203 164H201L202 162L201 161H203ZM237 160V161H236ZM240 160V161H239ZM253 161L252 163H250L251 161ZM24 161V162H23ZM28 161H29V163H28ZM61 161H62V159H61ZM73 161V160H72ZM85 162H86V160H84ZM105 161H107V160H105ZM120 161L118 162V163H120ZM136 163H135V162ZM153 162V164H152V162ZM166 161L168 162L167 163V165L165 166V164H166ZM206 161H204V162H206ZM224 161V162H223ZM230 161V162H229ZM21 162V163H20ZM33 162H35V164L33 163ZM36 162H37V164H36ZM89 162V161H88ZM230 164H229V163ZM232 162V163H231ZM236 162V163H235ZM246 162H248L249 164H250V169L252 170H250L249 168H247V167H249V164L247 163L246 164ZM255 162H258V163H256L257 165L255 166ZM20 163V164H19ZM51 163H52V165H51ZM71 163H75V164H72L71 166H70V164ZM82 163H83V161H82ZM90 163V164H91ZM149 164V165H145V167L147 168H145L144 167V164ZM165 163V164H164ZM173 163L175 164L174 166H173ZM198 163H199V165H203V171H202V169H201V167L200 166H198L197 168L195 167V165L197 166L198 165ZM210 163H212L213 164V166L210 164ZM219 165H218V164ZM224 165H226V164H228L227 166H222V164ZM236 165L235 167L233 166L234 164ZM237 163L239 164V165H237ZM242 164V167H244L245 168V166H246V168H247V170L246 169H242L241 168V164ZM11 164V165H10ZM50 164V165H49ZM79 164H81V163H79ZM85 164V163H84ZM207 164H209V166L207 165ZM215 164V165H214ZM221 164V165H220ZM243 164H244V166H243ZM252 164V165H251ZM254 164V165H253ZM263 164H264V162H263ZM6 165V166H5ZM28 165V166H27ZM66 165V166H65ZM87 165V166H86ZM85 165V167H88V164H86ZM92 165V164H91ZM136 165V166H135ZM141 165H142V167H141ZM153 166V167H149V166ZM160 165H162V166H160ZM177 165V166H178ZM180 165H182L181 167H182V170H181V167H180ZM210 165L212 166V167H210ZM261 165L263 166V170L261 169ZM19 166H20V168H21V170H24L25 168V170L26 171H19ZM84 166V165H83ZM82 166V167H83ZM104 166V167H103ZM114 166H116V167H114ZM120 166H121V168H120ZM135 166V167H134ZM172 166H173V168H172ZM208 166V167H207ZM222 166V167H221ZM231 166H233L232 168H230ZM254 166V167H253ZM23 167H24V169H23ZM28 167V168H27ZM32 167L30 168L31 169V171H32ZM71 167V168H70ZM81 167V168H82ZM89 167H91V166H89ZM88 167V168H89ZM94 167V166H93ZM107 167H108V164H107ZM141 167V168H140ZM145 169H144V168ZM160 169H159V168ZM196 168L195 170H198L199 171V169L198 168H200V170H201V172L199 171L198 172V175H197V173H194L193 174V170H192V168ZM205 167H206V169H205ZM224 167V168H223ZM229 168V170H228V168ZM238 167L239 168H241V169H238ZM8 168H10V169H8ZM34 168V167H33ZM60 168H62V169H60ZM73 168H75V169H73ZM112 168V169H111ZM115 168V169H114ZM120 168V169H119ZM157 168H158V170H157ZM166 168H167V170H166ZM176 168V170H174ZM184 168V169H183ZM234 168L235 169H237L238 170V172H237V170H234ZM60 169V170H59ZM71 169V170H70ZM86 169V168H85ZM118 169L119 170H121V172L120 173H122V174H124V175H121L119 172H117L118 171ZM143 169H144V171H143ZM152 169H154V171L152 170ZM164 169V170H163ZM231 169V170H230ZM248 169L250 170L249 171V174L247 173L248 172ZM261 169V170H260ZM7 170V171H6ZM12 170V171H11ZM46 170V171H45ZM50 171V172H48V171ZM54 170V171H53ZM105 170V169H104ZM150 170V171H149ZM151 170H152V173H150L151 172ZM169 170V171H168ZM178 170L179 171H181L180 173H178ZM242 170V171H241ZM246 172H245V171ZM57 171V172H56ZM59 171H61L60 172V174H58L59 173ZM72 171V172H71ZM77 171V170H76ZM93 171H94V173L96 174V175H94L93 176ZM142 171H143V174H141L142 175V177H140L141 175H140V173H142ZM157 171V172H156ZM164 171V172H163ZM174 171V172H173ZM177 171V172H176ZM233 171H236V172H233ZM245 172L243 175H245L246 176V179L245 180H248V181H250V180H252L253 179V182H250V184H251V186L249 185H247L246 183L244 184V182H245V180L243 179V175H242V172ZM255 173H254V172ZM257 171H260V173L258 172L257 173ZM12 172V173H13ZM39 172V173H38ZM45 172H47V173H45ZM52 172H54V173H52ZM56 172V173H55ZM79 172H80V169H79ZM82 172V171H81ZM99 172V173H98ZM113 172V174L114 175H116L117 176V174H116V172L118 173V174H120L122 177H119V175L117 176V178L115 177V178H112V179H108L109 177H111V173ZM115 172V173H114ZM148 172V173H147ZM161 173V174H156L155 175V173ZM163 172V173H162ZM167 172V173H166ZM230 172H233V174L232 173H230ZM253 172V173H252ZM83 173H84V171H83ZM92 173V174H91ZM150 173V174H149ZM178 173V174H177ZM228 173V174H227ZM236 173V174H235ZM250 173H251V178L252 177H254V178H250L249 176H250ZM3 174V175H2ZM38 174H40V175H38ZM52 174H54V176L52 175ZM75 174H76V172H75ZM80 174V173H79ZM112 174V175H113ZM154 174V178H152V180H153V182H151L152 180H150V182L149 181H147V179H148V177H145V176H149V179L152 177H150V175H153ZM163 174H166L165 176L163 175ZM234 174H235V176H234ZM240 174L243 176H241V177H239L240 176ZM247 174V175H246ZM257 176H256V175ZM2 175V176H1ZM58 175H59V177H58ZM63 176V178H62V176ZM77 175H78V173H77ZM86 175V176H85ZM110 175V176H109ZM114 175H113V177H114ZM140 175V176H139ZM161 175V176H160ZM194 175V176H193ZM231 175V176H230ZM232 175L234 176V177H232ZM238 175V176H237ZM254 175V176H253ZM38 176H39V178H38ZM56 176V177H55ZM64 176H66V177H64ZM79 176V175H78ZM101 176V175H100ZM104 176V175H103ZM107 176H108V178H107ZM225 176V177H224ZM6 177V178H5ZM25 177H24V179H25ZM37 177V178H36ZM52 177V178H51ZM56 179V180H54V178ZM73 177V176H72ZM75 177H77V176H75ZM146 179H145V178ZM233 179H232V178ZM236 177H239V179H237ZM247 177H249V178H247ZM30 178V179H29ZM59 178V180H57ZM80 178V177H79ZM143 178V179H142ZM219 178V179H218ZM221 178V179H220ZM241 178V179H240ZM2 179V180H3ZM12 179V178H11ZM11 179H10V177H9V181L11 182ZM54 181H53V180ZM60 179H64V180H66L67 179V182H69L70 184H68L69 186H67V184L65 185V183H66V181H63V180H61V182H60ZM82 179V178H81ZM81 179H79V180H81ZM144 179H145V181H147V182H145L144 181ZM148 179V180H149ZM193 179H195L194 181H195V183H197L198 182V184H200V185H202L200 188H202L203 189V187L204 186H206V185H209L208 187L206 186L205 188H204V191H203V193L201 192V194H199L200 196H202L204 199H205V201H204V203L203 204H201L202 203V201L204 200H202L201 201V197L200 196H198L195 192H197L198 193V190L197 191H195V187L193 188L192 186H194V185H192L193 183H194V181H193ZM224 179H225V181H226V183H225V181H224ZM255 179V180H254ZM5 180V181H6ZM38 180V181H37ZM113 180H115V181H113ZM143 182H142V181ZM216 180H218V181H216ZM229 180H231L230 181V184H231V182L234 184H236V186H235V184L233 185L235 188L236 187H239V186H243L242 188L240 187L239 189H240V192H242V191H244V190H247V188H248V191H244L245 193H247V195H249L250 194V196L252 197V192L255 190V191H258L256 194L255 193H253V196L254 197H252V198H250L249 196H247L246 198L247 199H253L251 202V204H250V202H249V204H248V202L246 201V198H245V201H246V203L247 204H245V201L242 199V197H241V203H242V201H244L243 202V209H244V211H243V209H240L239 207H241L242 205H240L241 203H239V204H237V202H236V199H234L235 198V195L236 194H238L237 193V190L238 189H236V194L235 193H233V194H235L234 196L232 195V187H231V185H229L228 186V188L225 186L227 183L229 184V182H227V181H229ZM233 180H234V182H233ZM239 180H240V182H239ZM244 180V181H243ZM258 180V181H259ZM15 181V180H14ZM14 181H12L10 184V190H13L14 188V186L16 185V184H14L13 182ZM41 181V182H40ZM48 181L51 183H48ZM56 181H57V184L59 183V185L61 186V184H62V189L61 188H59V185H57V184H55L56 183ZM83 181H85L84 179H83ZM83 181H81V182H83ZM108 181V182H109ZM138 181V182H137ZM140 181V182H139ZM216 181V182H215ZM224 181V182H223ZM7 182H8V180H7ZM6 182V183H7ZM22 182V183H23ZM44 182H47V184H45ZM53 182V183H52ZM89 182H90V180H89ZM94 182H96V184H93ZM107 182V183H108ZM142 182V183H141ZM239 184H238V183ZM9 183V182H8ZM17 183V182H16ZM43 183H44V185H43ZM64 183V184H63ZM73 183V184H72ZM76 183L79 185L78 186V188H76L75 186H77L76 185ZM104 183V184H105ZM115 183V184H114ZM194 183V184H195ZM252 183H254V185L252 184ZM18 184V183H17ZM42 184V185H41ZM49 184V186L51 185V187H50V189H49V186H48V188H47V185ZM89 184V183H88ZM140 184V185H139ZM239 186H238V185ZM242 184V185H241ZM27 185V186H28ZM54 185H55V187H54ZM63 185H65V186H67V189H65L66 187L65 186H63ZM95 185V186H94ZM97 185V186H96ZM104 186V187H102V186ZM258 185V184H257ZM256 185V186H257ZM7 186V185H6ZM12 186V187H11ZM17 186V185H16ZM84 186L86 187L82 192H81V188H84ZM101 186V188L99 189V187ZM198 187H199V185H197ZM223 186V187H222ZM255 186V187H256ZM8 186H7V188H9ZM57 187V188H56ZM63 187H65V188H63ZM80 187V188H79ZM87 187H88V189L89 190H91L92 191V193L91 192H89V190L87 191L86 189H87ZM113 187V188H112ZM136 187V188H135ZM191 187H192V190L190 191V189H191ZM197 187V188H198ZM234 187H233V190H234ZM244 187H246V188H244ZM251 187V188H250ZM12 188V189H11ZM17 188H19L18 186H17ZM22 188H21V191H23L22 190ZM35 188L37 189V190H35ZM42 188V189H41ZM56 188V189H55ZM69 188V189H68ZM103 188V189H102ZM116 188V189H115ZM196 188V189H197ZM211 188V189H210ZM230 188H231V194H230ZM257 188V187H256ZM41 189V190H40ZM50 191H49V190ZM59 189V190H58ZM69 190L68 192L67 191H65V190ZM77 189V190H76ZM80 189V190H79ZM105 189V190H104ZM193 189H194V191H193ZM201 189V190H202ZM205 189H207V190H205ZM210 189V190H209ZM226 189H228V190H226ZM251 189H253V191H251V193H249L250 191L249 190H251ZM15 190H16V187H15ZM27 190H26V188H25V191L27 192ZM54 190H56V191H54ZM64 190V191H63ZM99 190V191H98ZM102 190V191H101ZM108 190V191H107ZM112 190V191H111ZM137 190V191H136ZM140 192H139V191ZM200 190V189H199ZM225 190H226V192L229 194V195H231V196H229L230 197V199H232V200H234V202H236V204L237 205H240V206H237V205H235V204H233V202L231 201L230 202V200H229V197L226 195L227 193L225 192ZM25 191H23V192H25ZM52 191V192H51ZM71 191V192H70ZM79 192L80 194H79V196H77L78 194L76 193V192ZM87 191V192H86ZM97 191L99 192V193H97ZM104 191V192H103ZM110 191V192H109ZM188 191H190L189 193H187ZM213 191H215V194L216 195H214L213 193ZM216 191H218L217 193H216ZM221 191H223V193H226L225 195H226V197H227V199H228V201H226L227 199H226V197H225V195H224V198L223 197H221V196H223V194H222V192ZM239 191V190H238ZM15 193H16V191H14ZM29 192H30V194H29ZM33 192V191H32ZM62 192H66L65 194L64 193H62ZM70 192V193H69ZM100 192H101V194H100ZM117 193L116 195H115V193ZM143 192V193H142ZM191 192H194V193H192L194 196H195V194H196V196H198V197H200V199L199 198H196V200H195V197H193V195H192V197H184L185 195V193H187V194H189V196H190V194H191ZM200 192V191H199ZM212 192V193H211ZM240 192H239V194H240ZM35 193V192H34ZM40 193V194H41ZM56 193V195L57 196H55V195H52V194H55ZM73 194V196H75L76 194V198L75 199H73L72 200V197L71 198H67V197H70V196H68V194L70 195V194ZM97 193V194H96ZM114 193V194H113ZM142 193V194H141ZM219 193V195H217ZM245 193H242V194H240V195H243L244 194V196H245ZM33 195V193H31V190H29L28 191V194L27 193H25V195L23 194V196H26V195ZM37 194H38V192H37ZM37 194H34V195H37ZM47 194H49L48 196H47ZM71 194V195H72ZM87 194V195H86ZM90 194V195H89ZM92 194H93V196H92ZM98 194L101 196V195H103L101 198L98 196ZM238 194V195H239ZM19 194H16V195H14V197L16 196H18ZM22 195V194H21ZM33 195V196H34ZM51 195V196H50ZM61 197H60V196ZM64 195H67V197L66 198H64ZM84 195V196H83ZM86 195V196H85ZM89 195V196H88ZM106 195V196H105ZM109 195V196H108ZM138 195V196H137ZM143 197H142V196ZM184 195V196H183ZM41 196V195H40ZM43 196H41L42 197V199H44V197ZM52 196H54V197H59V198H57L58 200H56L54 197H52ZM84 197V198H82V200H81V197ZM98 197V198H96V197ZM108 196V197H107ZM137 198H136V197ZM234 198H233V197ZM90 197V198H89ZM93 197V198H92ZM220 197L225 201L224 203L225 204H227V202H228V204L227 205H231L230 203H232L234 206H237L238 208L235 210V207L233 206V208H234V211L231 209V214H230V212H229V214H226V211H228L229 209L227 208V210L226 211H223V213H225V214H223L222 212L220 213L219 212V210L222 208V209H224L225 210V207L224 206H222L224 203H223V200L222 201H220L221 199H220ZM249 197V198H248ZM263 197V198H262ZM85 198H87V199H85ZM107 198V199H106ZM144 198V199H143ZM71 199V200H70ZM93 199V200H92ZM97 199V200H96ZM98 199L100 200V201H98ZM104 199V200H103ZM143 201H142V200ZM197 199H198V201H197ZM249 199V200H250ZM56 200V201H55ZM90 202H89V201ZM92 200V201H91ZM96 200V201H95ZM214 200H215V202H214ZM238 202H239V200H240V197L238 196ZM45 201H48V199L47 200H45ZM44 201V202H45ZM72 201V202H71ZM76 201V202H77ZM100 202V203H98V202ZM104 201V202H103ZM141 201V202H140ZM211 201V202H210ZM219 201V202H218ZM49 202V201H48ZM63 202H62V204H63ZM65 202H64V204H65ZM116 202V203H115ZM121 202V205L119 204ZM173 202H174V204H173ZM175 202H177V203H175ZM197 202H198V204H197ZM201 202V203H200ZM208 202V203H207ZM217 202H218V205H217ZM222 202V205L220 204ZM67 203H66V207H67ZM90 203H93L94 204V206L95 207H93V205L92 204H90ZM103 203H105L104 205H106L107 207H108V205L109 204H112V203H114L113 205L117 208V210L115 211V209L116 208H114V210H113V205L111 206H109V209H107V207L106 206H104L103 205ZM124 203H126L127 204V206H130L131 207V210H132V208L134 209V211H133V215H134V213H136V214H138V215H135V216H133V215H131V216H129L128 217V219L129 218H134L135 217V220L133 221V220H131V222L130 223H134L135 222V225L133 226V224H130L129 222H127V223H129L130 225H132V228L133 227H135V229H138V230H136V231H134V229H133V231H134V233H132L133 231L132 230H129V229H127V231H126V229H123L122 228V223L125 221V219L127 218V217H123V215H121L120 217H121V221L119 220V219H117L118 217L116 216H114V215H117L118 214V212L117 211H123V208L124 207H122V206H125L124 205ZM200 203V204H199ZM209 204V206H211L210 208H209V212L210 213H207L206 214V212H208V207L206 208V205L207 204ZM48 204H50V203H48ZM61 204V203H60ZM77 205H78V203H76ZM117 204H119V205H117ZM123 204V205H122ZM173 204V205H172ZM206 204V205H205ZM215 204V205H214ZM224 204V205H225ZM51 205L49 206V207H51ZM81 205H83V207H85V208H81ZM92 205V206H91ZM178 206V208L176 209V207ZM203 205L205 206V207H203ZM217 205V206H216ZM221 206L220 207V209H219V207L218 206ZM227 205H226V207H227ZM54 206H52V207H54ZM96 206H97V208H96ZM102 206V207H101ZM121 206V209L119 208ZM126 206V207H127ZM174 206V207H173ZM212 206H214V207H212ZM48 207V206H47ZM56 207H58V206H56ZM63 207V205L61 206V208ZM171 207H173V208H171ZM202 207V208H201ZM229 207V206H228ZM108 210H106V209ZM175 208V209H174ZM195 208V209H194ZM217 208V209H216ZM230 208V207H229ZM242 208V207H241ZM54 209H55V207H54ZM59 209H60V207H59ZM62 209H65L64 211H66V210H69V208L67 209V208H62ZM61 209V210H62ZM112 210V212L113 213H111V210ZM119 209V210H118ZM124 209H126V208H124ZM127 209H130V208H127ZM126 209V210H127ZM191 209H192V211H191ZM194 209V210H193ZM199 210V209H201V212H200V210H199V213H198V211L197 210ZM210 209H213V211H215V210H218L217 211V215H216V211L213 213V211H211ZM50 210V213H51V210H53V208L51 209H49ZM56 211H57V209H55ZM55 210H54V212H55ZM97 210H99V211H97ZM110 210V211H109ZM173 210V211H172ZM204 212H203V211ZM242 210V211H241ZM48 211V210H47ZM46 210H45V212L48 214V212H47ZM63 211V212H64ZM117 212V214H115V212ZM121 211V212H122ZM128 211V210H127ZM185 211V212H184ZM187 211H189V212H187ZM194 211V212H193ZM234 213H233V212ZM59 212V211H58ZM85 212H86V209H85ZM93 212V213H92ZM120 212V213H121ZM124 212H125V210H124ZM185 213V215H184V213ZM191 212V213H190ZM196 212V213H195ZM53 213V212H52ZM51 213V214H52ZM65 213V212H64ZM132 213V212H131ZM130 213V214H131ZM181 213H183V214H181ZM228 213V212H227ZM53 214H55V213H53ZM53 214L50 216V217H52L53 216ZM122 214V213H121ZM127 214V213H126ZM194 215V216H196V218H197V216H199L197 219L194 217L193 218V216H191V215ZM197 214V215H196ZM201 214V215H200ZM214 216H213V215ZM222 215V216H218V215ZM233 214V215H232ZM20 215H22L21 213H20ZM20 215H18L16 218H20L21 219V217H24V216H26V215H22L21 217H20ZM56 215V214H55ZM61 215H63V213H62V211H61V213H60V216ZM63 215V216H64ZM90 215H91V217H90ZM93 215V216H92ZM113 215V216H112ZM120 215V214H119ZM129 215V214H128ZM204 215H206V216H204ZM226 215V216H225ZM231 215V216H230ZM62 216V217H63ZM84 216H85V218H83V219H86L87 218V216H86V214L84 213ZM137 216V217H136ZM140 216V217H139ZM181 216V217H180ZM188 216H191L192 217V219L190 218V217H188ZM211 216V217H210ZM212 216L214 217L213 219H212ZM216 216V217H215ZM225 216V217H224ZM229 216V217H228ZM55 217V216H54ZM57 217V216H56ZM55 217V218H56ZM58 217H59V215H58ZM58 217L56 218L57 220H60L61 218L59 217V219H58ZM65 217V216H64ZM66 217V218H67ZM79 217L81 218V219H79ZM178 217V218H177ZM188 218V220H187V218ZM201 217V218H200ZM203 217V218H202ZM208 217H210L209 219H208ZM218 217H221V219L220 218H218ZM227 217V218H226ZM26 218H27V216H26ZM71 218V219H70ZM77 218V219H76ZM89 218H88V221H89V223H90V221H92L91 219L89 220ZM94 218V219H93ZM100 218H98V219H100ZM113 218H116L115 220L113 219ZM173 219V221L171 222V224L169 223L171 220L170 219ZM183 218H184V220H183ZM15 219V218H14ZM13 219V220H14ZM20 219H18V222H19V220ZM23 219V221H25L24 220V218H22ZM21 219V220H22ZM63 219V218H62ZM101 219H100V221H101ZM123 219H124V221H123ZM176 219H180V222H178L177 223V221H176ZM182 219V220H181ZM189 219H190V221H189ZM196 221H195V220ZM218 219V220H217ZM13 220H12V222H13ZM63 220H65V219H63ZM70 220V221H69ZM87 220V219H86ZM129 220V221H130ZM152 220H154V221H152ZM155 220H156V222H155ZM163 221L162 223H159V221ZM168 220H170V221H168ZM185 220H187V221H185ZM203 220V221H202ZM212 220H213V222H212ZM88 221H87V224H88ZM97 221H99V220H97ZM96 221V222H97ZM99 221V223H96V224H99V226L98 225H95V223L93 224L94 226H97V227H99L98 229H100L99 231H101L103 234H105V236H106V234H107V229H106V223H107V221H103L106 225H105V227H104V225H102L103 224V222L101 221L100 222ZM119 221L121 222V223H119ZM123 221V222H122ZM126 221H127V219H126ZM175 221V222H174ZM189 221V222H188ZM199 221V222H198ZM231 221V222H230ZM233 221V222H232ZM15 222V221H14ZM16 222H17V219H16ZM61 222H62V220H61ZM64 223H65V221H63ZM62 222V224H64ZM143 222V223H142ZM146 222H147V224L148 223H150V222H152V223H150L149 224V226L151 225V227H149L148 225H147V227H146ZM154 222V223H153ZM166 222H168V224L166 223ZM174 222V223H173ZM185 222H187V223H185ZM195 224H194V223ZM100 223H102L101 225H100ZM125 224V223H123V224H125L126 226L128 225V224ZM145 223V224H144ZM155 223H158V224H156L157 225V230H156V225H154ZM183 223V224H182ZM190 223V224H189ZM214 223V224H213ZM1 225H2V223H0ZM71 224V225H72ZM91 224V223H90ZM161 224V225H160ZM164 224V225H163ZM176 225V226H173L172 228H171V226L172 225ZM210 224V225H209ZM213 224V225H212ZM14 225V224H13ZM121 227H120V226ZM153 225V226H152ZM159 225V226H158ZM171 225V226H170ZM205 225H207V226H205ZM82 226V227H81ZM92 226V225H91ZM163 226V227H162ZM166 226H169L168 228L169 229H167V227ZM180 226V227H179ZM183 226V227H182ZM200 226V227H199ZM203 226V227H202ZM1 227V226H0ZM80 227V228H79ZM88 227H89V229H88ZM112 227V228H113ZM130 228H131V226H129ZM160 227V228H159ZM167 229V231L164 233V230H165V228ZM186 227V228H185ZM192 227V228H191ZM194 227V228H193ZM199 227V228H198ZM96 227H94V229H95ZM110 228V231H111V227H109ZM142 228V229H141ZM145 228H146V230H145ZM148 228V229H147ZM161 228L163 229V232L161 231ZM177 228V231L175 230V229ZM205 228V229H204ZM208 228V229H207ZM1 229H3V227L1 228ZM10 229V228H9ZM46 229H48V232L46 231V230H44V232H45V235L47 236L48 234H52L51 232H49L50 231V229L49 228H46ZM77 229V230H78ZM92 229H93V226H92ZM98 229H96V230H98ZM143 229L145 230V231H143ZM149 229H151V230H149ZM180 229V230H179ZM198 229H200V230H198ZM87 230H85V231H87ZM113 230H114V228H113ZM128 230H129V232H128ZM155 230V231H154ZM170 230V231H169ZM173 230L175 231V233L173 232ZM183 230H184V232H183ZM1 231V230H0ZM3 231H5L4 229L2 230V232ZM52 231V230H51ZM82 231V230H81ZM80 231V232H81ZM93 231H95V230H92V232ZM158 231V232H157ZM171 231L173 232L172 234H171ZM179 231V232H178ZM190 231H191V233H190ZM205 231V232H204ZM74 232H76V233H74L73 234V236H76L77 234H79L80 236H82V235H84L82 238H84V240H88V241H90L91 239H89L88 237H87V235H86V233L87 232H82L81 234H80V232L79 233H77V231H74ZM101 232H99L100 233V236H101ZM112 232V231H111ZM131 232V233H130ZM143 234H142V233ZM168 232H170V233H168ZM202 234H201V233ZM213 232V233H212ZM48 233V234H47ZM96 233H98V232H93V234H94V237L96 236V237H100V236H97L96 235ZM110 233V232H109ZM136 233V234H135ZM138 233V234H139ZM146 233V234H147ZM156 233V234H155ZM181 233V234H180ZM184 233V234H183ZM194 233H195V236H194ZM197 233H198V239H197V242H200V243H197V242H195V240H193V238L195 239V237L197 238ZM3 235H4V232L2 233ZM76 234V235H75ZM102 234V235H103ZM129 234H132V238H135V240L134 239H130V237H129ZM135 234V235H134ZM166 234H167V236H166ZM175 234V235H174ZM204 234V235H203ZM7 235V234H6ZM6 235H4V236H6ZM78 235V236H79ZM86 235V236H85ZM114 235V234H113ZM116 235V236H117ZM169 235V236H168ZM172 235L175 237H172ZM179 235V236H178ZM184 235V236H183ZM191 235V236H190ZM0 236H2V235H0ZM72 236V237H73ZM108 236V235H107ZM106 236V237H107ZM111 236V235H110ZM135 236V237H134ZM140 236V237H141ZM150 236L151 237H154V238H150ZM165 236V237H164ZM177 236V237H176ZM181 236V238H179ZM185 236H186V238H185ZM194 236V237H193ZM204 236V237H203ZM228 236V237H227ZM86 237L88 238V239H86ZM139 237V238H140ZM145 237H146V235H145ZM162 237V238H161ZM171 237H172V239H171ZM203 237V238H202ZM206 237V238H205ZM51 238V237H50ZM122 238H120L121 240H122ZM142 238V237H141ZM141 238H140V240H141ZM144 238V237H143ZM164 238H166V239H164ZM189 238V239H188ZM190 238H192V240H193V243L191 244V242H192V240L190 239ZM205 238V239H204ZM228 238V239H227ZM2 239V238H1ZM63 239H65L64 237H62V241H63ZM66 239H68V238H66ZM99 239V238H98ZM117 239H118V236H117ZM164 239V240H163ZM170 239V240H169ZM173 239H175V240H173ZM180 239H182L181 240V243H180ZM184 239V240H183ZM230 239V240H229ZM83 240V241H84ZM124 240V239H123ZM139 240V241H140ZM145 240H146V238H145ZM147 240H148V238H147ZM146 240V241H147ZM188 240V241H187ZM226 240H227V242H226ZM67 241V240H66ZM65 241V242H66ZM88 241H86V242H88ZM120 241V240H119ZM178 241V242H177ZM190 241V242H189ZM216 241H217V243H216ZM223 241V242H222ZM64 242V243H65ZM85 242V241H84ZM124 242V241H123ZM173 242V243H172ZM182 242L184 243L183 244V246L184 245H186V250L187 249H189L190 251H188L190 254V257H189V255H188V252L185 250V249H183L182 248V245H181V247H180V245H178L179 243L180 244H182ZM209 242V243H208ZM221 242V243H220ZM63 243V244H64ZM83 243V242H82ZM89 243V242H88ZM121 243H122V241H121ZM145 243V242H144ZM158 243V244H159ZM175 243V244H174ZM194 243L195 244H197L196 245V247H195V245H194ZM205 243V244H204ZM208 243V244H207ZM226 243V244H225ZM228 243V244H227ZM85 244V243H84ZM84 244H82V245H84ZM94 244V241H93V243H91L90 242V245H92V246H94L93 245ZM126 244V243H125ZM139 244V243H138ZM138 244H136L135 245V248H137V245ZM142 245H143V243H141ZM199 244V245H198ZM201 244V245H200ZM202 244H204V245H202ZM145 245H147V243L145 244ZM171 247H170V246ZM188 245H189V247H188ZM192 245V246H191ZM219 245V246H218ZM126 246V245H125ZM126 246V247H127ZM144 246V245H143ZM176 248H175V247ZM177 246H178V248H177ZM190 246H191V248H190ZM204 246V247H203ZM22 248L24 247V246H21ZM172 247H173V249H172ZM201 247H203L204 248V250H203V248L201 249ZM225 247V248H224ZM227 247V248H226ZM252 247V248H251ZM20 248V247H19ZM83 246H82V251L79 249V252H83L84 250H83ZM135 248H134V250H135ZM145 248H146V246H145ZM148 248V247H147ZM150 248V247H149ZM182 248V249H181ZM193 248V249H192ZM93 249V248H92ZM127 249V248H126ZM139 249H141V248H139ZM143 249V248H142ZM175 249V250H174ZM177 249L179 250V251H177ZM197 249V250H196ZM198 249H199V251H198ZM225 249V250H224ZM23 251L25 250V248H23L22 249ZM137 250V249H136ZM168 252H167V251ZM172 250H173V253H172ZM181 250H183V251H185V252H187V253H183L182 254V256L183 257H185V256H187L186 258H188V259H182L181 258ZM254 250V251H253ZM13 251V250H12ZM18 251V250H17ZM20 251H21V249H20ZM91 251V250H90ZM133 251V250H132ZM139 251H141V250H139ZM147 251V250H146ZM162 251H163V253H162ZM164 251H165V253L167 254V255H165V253H164ZM174 251L176 252L175 254H177V252H178V254L177 255H175L174 254ZM182 251V252H183ZM192 251H194V253H192ZM197 251L199 252V253H197ZM15 252H16V249H15ZM15 252H12L13 253V255L16 257V254H19V257H20V255L21 256H23V252L20 254L19 252L18 253H15ZM25 252H26V250H25ZM78 252V253H79ZM85 252H86V250H85ZM171 252V253H170ZM203 252H205L204 254H203ZM231 252H233V253H231ZM235 252V253H234ZM89 252H87V253H85V255L86 254H88ZM93 253L94 252H92V256H93ZM142 253V254H143ZM180 253V254H179ZM196 253H197V255H196ZM220 253V254H219ZM69 254V253H68ZM67 254V255H68ZM80 254H82V253H79V256H80ZM83 254H84V252H83ZM82 254V256H80L81 258L84 256ZM129 254V253H128ZM133 254H134V252H133ZM139 254H141V253H139ZM163 254L165 255V256H163ZM170 256H172L171 258L169 257V255ZM172 254V255H171ZM192 254V255H191ZM217 256H216V255ZM228 254V255H227ZM233 254V255H232ZM0 255H2V253L0 252ZM90 255V258H91V253L89 254ZM89 255H86V258H87V256H89ZM94 255H95V253H94ZM135 255V254H134ZM144 255V254H143ZM142 255V256H143ZM152 255H150L151 257H152ZM157 255V254H156ZM175 255V256H174ZM179 255V256H178ZM193 255H195L196 257H194ZM203 257V259H204V261H203V259H202V257ZM213 255V256H212ZM229 255H231V256H229ZM18 256V255H17ZM77 256H78V254H77ZM96 256V255H95ZM115 257H116V255H114ZM163 256V257H162ZM178 256V257H177ZM194 257V258H192V257ZM197 256H200L201 257V259H199L200 257H197ZM210 256V257H209ZM212 256V257H211ZM216 256V257H215ZM85 257V256H84ZM83 257V258H84ZM144 258H145V256H143ZM162 257V258H161ZM168 257V258H167ZM174 257V258H173ZM205 257V258H204ZM222 257V258H221ZM83 258H82V260H83ZM85 258V259H86ZM90 258H88V259H90ZM94 258H96V257H94ZM147 258V257H146ZM170 258V260H167V259H169ZM173 258V259H172ZM179 258V259H178ZM208 258V259H207ZM217 258H219L220 260H222V262L221 261H219V259L217 260V261H219V262H221V263H218L217 261H216V259ZM234 258H236V259H234ZM113 259H114V257H113ZM160 259V260H159ZM166 261H165V260ZM172 259V260H171ZM207 259V260H206ZM211 260V263H210V260ZM234 259V260H233ZM96 260V259H95ZM144 260V259H143ZM148 260H150V259H148ZM153 260V259H152ZM158 260V261H157ZM176 260V261H175ZM209 260V261H208ZM85 261V260H84ZM109 261H111V258H110V260ZM139 261L141 262V263H144V261H142V259H139ZM164 261V262H163ZM185 261V262H186ZM198 261V262H197ZM203 261V262H202ZM236 261V262H235ZM149 262V261H148ZM148 262L147 261H145V264L147 263L148 264ZM233 262V263H232ZM112 263V262H111ZM114 263V262H113ZM155 262H154V264H156ZM187 263V264H188ZM82 264H83V261H82ZM153 264V263H152ZM178 264V263H177ZM186 264V263H185ZM192 264H194V263H192Z\"/></svg>",
	"mask_w": 264,
	"mask_h": 264
},
{
	"label": "bare ground",
	"instance_id": "bare-ground-1",
	"mask_svg": "<svg viewBox=\"0 0 264 264\" xmlns=\"http://www.w3.org/2000/svg\"><path fill=\"white\" fill-rule=\"evenodd\" d=\"M50 1H51V0H50ZM224 1H225V0H224ZM227 1H229V0H227ZM230 1H231V0H230ZM230 1H229V2H230ZM237 1H238V0H237ZM240 1H242V0H240ZM240 1H239V2H240ZM250 1L254 2L255 0H254V1H253V0L246 1V4H247V2H250ZM222 2H223V1H222ZM229 2H228V3H229ZM235 2H236V1H234V4H235ZM255 2H256V1H255ZM262 2H263V5H264V0H262ZM224 3H226V2H224ZM231 3H232V2H231ZM236 3H237V2H236ZM250 3H251V2H250ZM258 3H259V1H258ZM220 4H221V3H220ZM226 4H227V3H226ZM229 4H230V3H229ZM248 4H249V3H248ZM216 5H217V3H216ZM230 5H231V4H230ZM230 5H228V7H229ZM237 5H238V4H237ZM251 5H252V3L249 5L250 8H251ZM255 5L257 6V4H255ZM260 5H262V4H260ZM260 5H259V6H260ZM263 5L260 6V7H264ZM231 6H232V5H231ZM246 6H248V5H246ZM259 6H258V7H259ZM222 7H223V6H222ZM228 7H227V8H228ZM235 7H236V6H235ZM249 7H248V8H249ZM252 7H255V6L253 5ZM224 8H226V7H224ZM227 8H226L225 10H224L223 8H222V9H223L224 11H227ZM229 8H230V7H229ZM231 8H232V7H231ZM250 8H249V9H250ZM213 9H214V8H213ZM213 9H212V10H213ZM233 9H234V8H233ZM236 9H237V7H236ZM236 9H235V11H236ZM246 9H247V7H246ZM249 9H248V10H249ZM255 9H256V8H255ZM260 9H262V8H260ZM206 10H207V9H206ZM216 10H218V9H216ZM248 10H246V11H247L246 13H248V12H252V10H254V8L251 9V11H250V10L248 11ZM256 10H257V9H256ZM125 11H127V10L124 9V12H125ZM260 11H261V10H260ZM195 12H196V10H195ZM204 12H205V11H204ZM204 12H203V14H202L203 17H204V14H205ZM208 12H209V11H208ZM219 12H220V10L218 11V13H219ZM227 12H228V11H227ZM227 12H225V13H227ZM126 13H127V12H126ZM209 13H210V12H209ZM211 13L214 14L213 11H211ZM221 13H223V12H221ZM246 13H245V14H246ZM255 13H256V12H255ZM261 13H262V12H261ZM120 14H121V13H120ZM228 14H230V12H229ZM238 14H239V13H238ZM258 14H259V13H258ZM123 15H124V14H123ZM205 15H206V14H205ZM241 15H242V14H241ZM248 15H249V14H248ZM250 15H252V13H251ZM256 15H257V13H256ZM260 15H261V14H260ZM120 16H122V15H120ZM126 16H127V15H126ZM190 16H191V14H190ZM195 16H197V14H195ZM206 16H207V15H206ZM206 16H205V17H206ZM209 16H210V14H209ZM227 16H228V15H227ZM229 16H231V15H229ZM237 16H239V15H237ZM152 17H153V16H152ZM191 17H192V16H191ZM193 17H194V16H193ZM217 17H218V16H217ZM220 17H221V16H219L218 20L220 19ZM232 17H233V16H232ZM240 17H241V16H240ZM242 17H243V16H242ZM242 17H241V18H242ZM247 17H248V16H247ZM249 17H250V16H249ZM262 17H263V16H262ZM125 18L127 19V17H125ZM147 18H148V17H147ZM199 18H200V17H199ZM201 18H202V17H201ZM206 18H207V17H206ZM208 18H209V17H208ZM208 18H207V19H208ZM215 18H216V15H215ZM215 18H214L213 20H215ZM225 18L228 19V17H225ZM229 18H230V17H229ZM236 18H237V17H236ZM126 19H125V20H126ZM154 19H155V18H154ZM189 19H190V18H189ZM204 19H205V18H204ZM209 19H211V18H209ZM221 19H222V18H221ZM230 19H231V18H230ZM238 19H239V18H238ZM243 19H244V18H243ZM247 19H249V18H247ZM253 19H254L253 21L255 22V18H253ZM261 19H262V18H261ZM261 19H259V21H260ZM191 20H192V19H191ZM198 20H199V19H198ZM205 20H206V19H205ZM218 20H215V21L218 22ZM223 20H224V18H223ZM245 20H246V19H245ZM249 20H251V19H249ZM262 20H264V17H263ZM206 21H207V20H206ZM211 21H212V20H211ZM211 21H208V22L210 23ZM215 21H213L212 23H214ZM225 21H228V20H225ZM230 21H231V20H230ZM234 21H235V20H234ZM234 21H233V22H234ZM237 21H239V20H237ZM242 21H243V20H242ZM251 21H252V20H251ZM123 22H124V21H123V19H122V23H123ZM129 22H130V21H129ZM129 22L127 21L126 23H129ZM157 22H158V21H157ZM184 22H185V21H184ZM186 22H187V21H186ZM194 22H195V21H194ZM233 22H231V23L234 24ZM243 22H245V21H243ZM243 22H241L240 24H242ZM261 22H263V21H261ZM126 23H125V25H128V26L131 25L130 27L135 26V25H132L131 23H130V24H126ZM191 23H192V22H191ZM228 23H229V22H228ZM249 23H250V22H249ZM258 23H259V22H257V24H258ZM180 24H181V23H180ZM232 24H231V25H232ZM244 24H245V27L248 25L247 22H245ZM246 24H247V25H246ZM250 24H251V23H250ZM252 24H253V23H252ZM263 24H264V23H263ZM122 25H123V24H122ZM183 25H184V24H183ZM191 25H193V24H191ZM191 25H189L188 27H190ZM194 25H195V23H194ZM210 25H211V24H210ZM242 25H243V24H242ZM242 25H241L240 27H242ZM253 25H254V24H253ZM260 25H261V24H260ZM196 26H197V25H196ZM202 26H203V25H202ZM202 26H201V27H202ZM206 26H207V25H206ZM250 26H251V25H250ZM250 26H249V27H250ZM254 26H255V25H254ZM262 26H263V25H262ZM123 27H124V26H123ZM214 27H215V25L213 24V29H214ZM216 27H217V26H216ZM220 27H221V24H220ZM224 27H226L225 24L223 25V28H224ZM227 27H228V26H227ZM229 27H230V23H229ZM232 27H233V26H232ZM243 27H244V26H243ZM249 27H246V30H247V28H249ZM251 27H252V26H251ZM251 27H250L249 29H252V28H253V27H252V28H251ZM256 27L259 29L261 26L257 25ZM120 28H121V27H120ZM120 28H119V30H120ZM206 28H207V27H206ZM235 28H236V30H237V29L239 28V26H238V28L235 26ZM235 28H234V29H235ZM254 28H255V27H254ZM254 28H253L252 30H250V31H252V33H253V30H255ZM261 28L263 29V27H261ZM115 29H116V28H115ZM125 29H126V28H125ZM204 29H205V28H204ZM215 29H216V28H215ZM239 29H240V28H239ZM116 30H118V29H116ZM129 30H130V29H129ZM177 30H178V29H177ZM180 30H182V29H180ZM226 30H228V28H227ZM229 30H230V29H229ZM178 31H179V30H178ZM178 31H177V32H178ZM203 31H205V30H203ZM209 31H211V30L209 29ZM213 31H215V30H213ZM234 31H235V30H234ZM238 31H240V30H238ZM238 31H237V32H238ZM247 31H248V30H247ZM247 31H246V32H247ZM117 32H119V31H117ZM134 32H135V31H134ZM134 32H133V33H134ZM136 32H137V31H136ZM153 32H154V31H152V33H153ZM179 32H180V31H179ZM198 32H199V31H198ZM200 32H202V31H200ZM205 32H207V34L209 35L208 31H205ZM205 32H204L203 34H201V35H203V36H204V34L206 35ZM215 32H216V31H215ZM221 32L224 33V31H222V30H221ZM231 32H233V31H231ZM243 32H244V31H243ZM255 32H256V30H255ZM255 32H254V33H255ZM263 32H264V30H263ZM114 33H115V32H114ZM123 33H124V31H123ZM133 33H132V34H133ZM238 33H239V32H238ZM254 33H253V35H254ZM257 33H258V30H257ZM117 34H120V33H117ZM229 34H230V33H229ZM246 34H247V33H246ZM260 34H261V31H260ZM201 35H200L201 38H199V39H201V41H203V39H205L206 37H205V36L203 37V36H201ZM223 35H224V34H223ZM234 35H235V33H234ZM241 35H242V32H241ZM258 35H259V34H258ZM195 36H197V35H195ZM195 36H194V37H195ZM212 36H213V33H212ZM235 36H236V35H235ZM237 36L240 37V35H237ZM237 36H236V37H237ZM243 36H244V35H243ZM247 36H248V35H247ZM254 36H255V35H254ZM254 36H253V37H254ZM261 36H262V35H261ZM133 37H134V36H133ZM202 37H203V38H202ZM239 37H238V39H239ZM244 37H245V36H244ZM257 37H258V36H257ZM262 37H264V36H262ZM197 38H198V37H197ZM247 38H248V37H247ZM247 38H246V39H247ZM249 38H250V35H249ZM199 39H197V40H199ZM242 39H243V38H242ZM257 39H258V38H257ZM257 39H255V40H257ZM188 40H189V42H190V39H188ZM193 40H194V39H193ZM193 40H192L193 43H194V42H197V40H196V41H195V40L193 41ZM223 40H224V39H223ZM223 40H222V41H223ZM243 40H244V39H243ZM255 40H254V41H255ZM201 41H198V42H201ZM224 41H228V40H224ZM186 42H187V41H186ZM189 42H188V43H189ZM198 42L196 43V45H197V44L200 45ZM203 42H204V41H203ZM203 42H202V43H203ZM207 42H208V41H205V44H204L205 46H204V45H201V46L207 47V46L209 45ZM213 42H214V41H213ZM213 42H211V43H210V46L207 47V48H210L211 45L213 46V44H212ZM216 42H217V41H216ZM231 42H232V41H231ZM249 42H250V41H249ZM249 42H248V43H249ZM257 42H258V41H257ZM135 43H136V42H135ZM218 43H219V42H218ZM218 43H217V44H218ZM238 43H239V41H238ZM186 44H187V43H186ZM186 44H185V45H186ZM206 44H207V45H206ZM217 44H216V46H217ZM244 44H246V41L244 42ZM250 44H251V43H250ZM187 45H188V44H187ZM219 45H220V44H219ZM228 45H230V44H228ZM259 45H260V44H259ZM138 46H139V45H138ZM144 46H145V45H144ZM188 46H189V45H188ZM232 46H233V45H232ZM241 46H242V45H241ZM246 46H247V45H246ZM141 47L145 49V48L147 47V45H146L145 47L140 46V48H141ZM194 47H195V46H194ZM194 47H193V48H194ZM197 47H198V46H197ZM204 47H202V49H203ZM239 47H240V46H239ZM138 48H139V47H138ZM198 48H199V47H198ZM198 48H196V49H198ZM229 48H230V47H228V50H227V51L230 53ZM236 48H237V47L235 46L234 50H236ZM187 49H188V47H187ZM189 49H191V48L189 47ZM189 49H188V51L191 52V50H189ZM210 49H211V51H209L210 53L207 52V53L210 54V55H208L207 53H205V54H206L205 56L208 55L207 57H209V56L211 57V54H213V53L215 52V51H214L213 53H211V52L213 51V50H212L213 48L211 47ZM210 49H209V50H210ZM220 49H221V48H220ZM230 49H231V48H230ZM240 49H241V48H240ZM136 50H137V49H136ZM141 50H143V49H141ZM141 50L139 49V51H141ZM194 50H195V49H194ZM199 50H200V48H199ZM204 50H205V48H204ZM207 50H208V49H207ZM221 50H224V49H221ZM234 50H233V51H234ZM185 51H186V49H185ZM192 51H193V50H192ZM205 51H206V50H205ZM219 51H220V50H219ZM219 51H217V53H218ZM255 51H256V50H255ZM153 52H154V53H155V52L158 53L157 50H156V51L154 50ZM153 52H152V53H153ZM161 52H162V50H161ZM161 52H160V54H161ZM163 52H164V51H163ZM196 52H197V51H196ZM196 52L194 51V52H192V53H196ZM201 52H202V51H201ZM225 52H226V51H225ZM235 52H237V51H235ZM146 53H147V52H146ZM152 53H151V51H150L149 53H147L146 56H148V54H150V56H151ZM154 53H153V54H154ZM157 53H155V54H157ZM180 53H181V52H179V54H180ZM183 53H184V50H183ZM192 53H191V54H192ZM215 53H216V52H215ZM221 53H224V52H221ZM226 53H227V52H226ZM226 53H224V55H225ZM246 53H247V52H246ZM186 54H187V53H186ZM218 54H219V53H218ZM237 54H239V53H237ZM237 54H236V55H237ZM244 54H245V53H244ZM53 55H54V54H53ZM138 55H139V54H138ZM143 55H144V54H143ZM143 55H140V56H141V57H146V56H143ZM162 55H163V53H162ZM189 55H190V54H189ZM194 55H195V54H194ZM198 55H199V54L196 55V59H198L197 57L201 56V55H199V56H198ZM214 55H215V56H214ZM234 55H235V54H233V56H234ZM240 55H241V54H240ZM242 55H243V54H242ZM249 55H250V54H249ZM150 56H149V57H150ZM155 56H157V55H153V57H155ZM163 56L165 57V54H164ZM177 56H178V55H177ZM187 56H188V55H187ZM187 56H185V57L188 58ZM213 56H214V58H215V57L218 58L216 54H213ZM220 56H221V54H220ZM228 56L230 57V54H229ZM244 56H245V55H244ZM250 56H251V55H250ZM253 56H254V55H253ZM123 57H124V56H123ZM130 57H131V56H130ZM133 57H134V56H133ZM141 57H140V58H141ZM153 57L151 56V58H153ZM157 57H158V59H160V60L163 59L162 56H161V58H160V55H158ZM157 57H155V58H157ZM166 57H167V56H166ZM166 57H165V61H166V60L168 61L170 58H169V59H168V58L166 59ZM190 57H191V56H190ZM203 57H204V54H203L202 57H199L198 60H199V61H202L201 59H203ZM210 57H209V58H210ZM221 57H222V56H221ZM221 57H220V58H221ZM245 57H246V56H245ZM131 58H132V57H131ZM147 58H148V57H147ZM171 58H172V57H171ZM193 58H194V57H193ZM205 58H206V57H205ZM209 58H208V60H209ZM216 58H215V59H216ZM226 58H227V57H226ZM230 58H233V57H230ZM240 58H241V56H240ZM246 58H248V56H247ZM263 58H264V56H263ZM263 58H262V59H263ZM117 59H119V58L117 57ZM123 59H124V58H123ZM144 59H145V58H144ZM144 59H143V60H144ZM148 59L150 60V58H148ZM158 59H157V60H158ZM172 59H173V58H172ZM190 59L193 60L192 57H191ZM234 59H235V58H234ZM242 59H243V58H242ZM244 59H245V58H244ZM251 59H252V56H251ZM120 60L122 61V59H120ZM125 60H126V59H125ZM135 60H137V59L135 58ZM139 60L141 61L142 58L139 59ZM146 60H147V59H146ZM152 60L155 61L156 59L153 58ZM152 60H150L149 62L152 63ZM157 60H156V61H157ZM194 60H195V59H194ZM217 60H218V59H217ZM232 60H233V59H232ZM232 60H231V63H233ZM245 60H246V59H245ZM117 61H119V60H117ZM169 61H170V63H168V65L171 64V60H169ZM169 61H168V62H169ZM186 61H187V60H186ZM188 61H189V60H188ZM229 61H230V60H229ZM233 61H234V60H233ZM238 61H239V60H238ZM243 61H244V60H243ZM243 61H242V65H241V66H242L244 69H246V68L248 69V68L250 67V65H251L250 68L252 69V65H253V63L251 62L250 58L247 59V61L244 62V63H243ZM252 61H253V60H252ZM256 61H257V60H256ZM133 62H134V60H133ZM172 62H173V61H172ZM183 62H184V60H183ZM183 62H182V63H183ZM203 62H206V59H205V61L203 60ZM203 62H201L202 65H203ZM211 62H212V61H211ZM211 62H210V63H211ZM236 62H237V61H236ZM239 62H241V61H239ZM260 62H261V61H260ZM140 63H143V62H140ZM146 63H147V66H148L149 63H148V62H146ZM154 63H155V62H154ZM159 63H160V62H159ZM166 63H167V62H166ZM189 63H190V62H189ZM193 63L195 64V62H193ZM215 63H216V62H215ZM215 63H214V64H215ZM250 63H252V64H250ZM258 63H259V62H258ZM115 64H116V63H115ZM120 64H121V63H120ZM127 64H130V65H131V62H130V63H127ZM144 64H145V63H144ZM144 64H143V65H144ZM162 64H163V63H162ZM164 64H165V62H164ZM196 64H197V63H196ZM196 64L193 65L192 67H198V66H197L198 64H197V65H196ZM205 64L210 65V64L208 63V61H207V63H205ZM212 64H213V63H212ZM216 64H217V63H216ZM229 64H230V62H229ZM239 64H240V63H239ZM255 64H256V63H255ZM255 64H254V65H255ZM262 64H263V63H262ZM262 64H260V65H262ZM118 65H119V63H118ZM121 65H122V64H121ZM168 65H167V67H169ZM187 65H188V64H187ZM187 65L185 66L186 69H187V67H188ZM234 65H235V64H234ZM128 66H129V65H128ZM147 66H146V69L148 68ZM149 66H150V65H149ZM153 66H155V65H153ZM171 66H173V67L175 68L174 65H171ZM180 66H181V65H180ZM189 66H190V65H189ZM230 66H231V65H230ZM232 66H233V64H232ZM262 66H264V65H262ZM116 67H117V66H116ZM126 67H127V66H126ZM136 67H137V66H136ZM136 67H135V68H136ZM151 67H152V66H151ZM165 67H166V66H165ZM167 67H166V68H167ZM182 67L184 68V65H183ZM118 68H119V67H118ZM130 68H131V67H129V69H130ZM132 68H134V67H132ZM137 68H138V67H137ZM137 68H136V69H137ZM152 68H153V67H152ZM170 68L174 70V68H172V67H170ZM170 68H169V69H170ZM180 68H181V67H180ZM190 68H191V67H190ZM243 68H242V73L244 74V69H243ZM250 68H249L248 70H250ZM261 68H262V67H261ZM263 68H264V67H263ZM127 69H128V68H127ZM127 69H126V68H125V69L123 68V70H126L125 72H127ZM138 69H139V68H138ZM159 69H160V68H159ZM195 69H196V68H194V70H195ZM253 69H254V68H253ZM121 70H122V69H121ZM133 70H135V69H132V70H130V71H131V72H134ZM160 70H161V69H160ZM162 70H163V69H162ZM173 70H170V71H173ZM184 70H185V69H184ZM188 70H189V67H188ZM197 70H198V68H197ZM197 70H196V71H197ZM233 70H234V69H231V71L233 72V75H234V71H233ZM115 71H116V69H115ZM138 71H139V70H138ZM170 71H168V72H170ZM223 71H224V70H223ZM251 71H252V70H251ZM255 71H256V70H255ZM116 72H117L116 74H118V71H116ZM166 72H167V71H166ZM177 72H178V74H179V71H177ZM177 72H175V73H177ZM180 72H181V69H180ZM185 72H186L187 75L190 76V77H191V75L194 74L195 76H194V75H193V76L196 77V80H201V79H198V78L203 77V76H200V77H199V75H200L201 72H198L199 75H197L198 73H196L195 71H194V72H195L196 74H195L194 72L191 73L190 70H189L188 72H187V71H185ZM261 72H262V70H261ZM127 73H129V72H127ZM158 73H159V72H158ZM162 73H163V72H162ZM164 73H165V72H164ZM183 73H184V72H183ZM188 73H190V75H189ZM222 73H223V72H222ZM235 73H236V72H235ZM237 73H238V72H237ZM248 73H249V72H248ZM254 73H255V72H254ZM254 73H253V74H254ZM116 74H114V75H116ZM119 74H120V72H119ZM125 74H126V73H125ZM135 74H136V70H135ZM137 74H138V73H137ZM137 74H136V75H137ZM169 74H171V72H170ZM172 74H173V73H172ZM243 74H242V75H243ZM246 74H247V72H246ZM249 74H250V73H249ZM249 74H248V75H249ZM128 75H129V74H128ZM138 75H139V74H138ZM164 75H165V74H164ZM180 75H181V76H180ZM180 75H179V77H181V78L183 77V79H185V77H187L186 75H184L185 77L182 76V74H180ZM201 75H204V74L201 73ZM206 75H207V74H206ZM250 75H251V74H250ZM117 76H119V75H117ZM117 76H116V78H119V77H117ZM134 76H135V75H134ZM134 76H133V77H134ZM165 76H166V75H165ZM174 76H177V74H176V75L174 74ZM193 76H192V78H190V77L188 78V79H189V82H190L191 84L193 83V82H191L192 79H194ZM204 76H205V75H204ZM213 76H214V75H213ZM215 76H216V75H215ZM215 76H214V77H215ZM217 76H218V75H217ZM223 76H225V75H223ZM234 76H235V75H234ZM236 76H237V77H236V79H237L238 76H239V74H238V75L236 74ZM245 76H246V75H245ZM120 77H121V76H120ZM125 77H126V76H125ZM131 77H132V76H131ZM140 77H141V76H139V78H140ZM169 77H170V76H169ZM172 77H173V76H172ZM172 77H171V78H172ZM179 77H177V79H180ZM225 77L227 78V76H225ZM228 77H229V76H228ZM241 77H243V76H241ZM256 77H257V75H256ZM128 78H130V77L128 76ZM137 78H138V77H137ZM139 78H138V80H136V82H137V81H138V82L135 83L134 85H138V83H139ZM171 78H170V80H171ZM174 78H175V77H174ZM174 78H173V79H174ZM219 78H221V80L219 79L220 82H221L222 80H224V81H226V82L229 81L228 79L226 80L224 77H221V76H220ZM234 78H235V77H233V79H234ZM246 78H247V77H246ZM259 78H261V77H259ZM259 78H258V79H259ZM263 78H264V77H263ZM120 79H121V78H120ZM124 79H125V78H124ZM124 79H123V80H124ZM188 79H186V80H188ZM207 79H208V78H207ZM211 79H212V78H211ZM214 79H215V78H214ZM214 79H213V80H214ZM216 79H218V78H216ZM238 79H239V78H238ZM261 79H262V78H261ZM127 80L129 81V79H127ZM127 80H124V81L126 82ZM130 80H131V79H130ZM133 80H134V79H133ZM140 80H141V79H140ZM203 80H205V79H203ZM231 80H232V79H230V81H231ZM234 80H235V79H234ZM234 80H233V81H234ZM242 80L248 81V79H247V80H246V79H242ZM115 81H116V80H115ZM120 81H121V80H120ZM141 81H143V80H141ZM145 81H146V80H145ZM166 81H167V79H166ZM180 81H182V83H183V81H185V80H180ZM180 81H179V82H180ZM201 81H202V80H201ZM214 81H215V80H214ZM224 81H222V84H223ZM236 81H237V80H236ZM130 82L132 83V81H130ZM167 82H169V81H167ZM171 82H172V84H173V82H176V81H173V80H172ZM186 82H187V81H186ZM189 82H187V83H189ZM210 82H211V81H210ZM216 82H217V81H216ZM220 82H219V83H220ZM226 82H225V83H226ZM238 82H240V81H238ZM238 82H237V83H238ZM243 82H244V81H243ZM254 82H255V81H254ZM254 82H253V83H254ZM116 83H119L118 80H117ZM121 83H123V81H121L120 84H121ZM127 83H128V82H127ZM133 83H134V82H133ZM140 83H141V82H140ZM143 83L146 84L147 82H144V81H143ZM190 83H189V84H190ZM198 83H199V82H198ZM212 83H213V82H212ZM246 83H247V82H246ZM248 83H250V82H248ZM248 83H247V87H248ZM256 83H257V82H256ZM172 84H171V86H172ZM175 84L177 85V84H178V81H177V83H174L173 87L175 86ZM184 84H185V83L181 84V82H180V88H181V85H182V88H183V85H184ZM208 84H209V88L206 89L207 92H208V90L210 89V87L212 86V85H210V83H208ZM208 84H207V85H208ZM222 84L220 83L219 85H222ZM251 84H252V82H251ZM114 85H115V86H112V87H113V88H114V87L117 88L116 86H117L118 84H117V85L114 84ZM123 85H124V83L121 85L122 87H121L120 85H119L118 87H121L122 89H124V88L127 87V86H126V87H125V86L123 87ZM126 85H128V84H126ZM129 85H130L129 87H131L132 84H129ZM149 85H150V84H149ZM162 85H163V84H162ZM162 85H161V87H162ZM178 85H179V84H178ZM187 85H188V84H187ZM187 85H185L184 87L186 88ZM226 85H227V84H226ZM232 85L234 86V84H232V83L230 82L229 87H228V86H226V87H228V88L233 87ZM252 85H253V84H252ZM48 86H49V85H48ZM140 86H141V85H140ZM140 86H139V88H140ZM143 86H145V85H143ZM159 86H160V85H159ZM190 86H191V85H190ZM238 86H239V85H238ZM253 86H254V85H253ZM132 87H133V86H132ZM146 87H148V86H146ZM151 87H154V85H153V86L151 85ZM155 87H156V86H155ZM161 87H159V88H161ZM163 87H164V85H163ZM163 87H162L161 89H163V91H164V90L166 89V87H164L165 89H164ZM175 87H176V88H175ZM175 87H174V89H178V88H179V86H175ZM177 87H178V88H177ZM212 87H213V86H212ZM214 87H215V89H216L218 86L216 85V86H214ZM214 87H213V88H214ZM220 87H221V86H220ZM234 87H235V86H234ZM239 87H240V86H239ZM72 88H73V87H72ZM115 88H114V89H115ZM134 88H135V86H134ZM170 88H171V87H170ZM180 88L178 89V91L182 90V89H180ZM185 88H184V91L186 90ZM191 88H192V87H190V89H191ZM221 88H222V87H221ZM224 88H225V87H223V90H225ZM240 88H241V87H240ZM249 88H252V87H249ZM254 88H255V87H254ZM110 89H111V88H110ZM119 89H120V88H119ZM136 89H138L137 86H136ZM136 89H135V90L133 89L134 92L136 91L135 93H133L132 89H130V90L132 91V92L130 91L131 93L128 92L127 89H125V90H126L125 93L128 92V94L130 95L131 100H129V101H130V103H132V105L135 104V103L137 102V100H135L136 102L134 101L135 103H133V99H134V97H135V94H136L137 91H138V90H136ZM156 89H157V88H156ZM188 89H189V88H188ZM190 89H189V93H188V94H190V93L192 92L191 90H192L193 88H192L191 90H190ZM217 89L219 90V87H218ZM236 89H237V88H236ZM111 90H112V89H111ZM128 90H129V89H128ZM151 90H152V89H151ZM153 90H154V89H153ZM193 90H194V89H193ZM226 90H227V88H226ZM232 90H233V89H232ZM247 90H248V88H247ZM255 90H256V89H255ZM70 91H71V90H70ZM154 91H155V90H154ZM201 91H203V90H201ZM209 91H210V90H209ZM211 91L213 92V90H211ZM214 91H215V90H214ZM235 91H236V90H235ZM239 91H241V90H239ZM239 91H236V92H232V91H231L232 94L234 95V98H237V96L241 95V94H238ZM256 91H257V90H256ZM95 92L97 93V95H98V94L100 95V93H98V91H95ZM95 92H94V93H95ZM115 92H116V91H115ZM115 92H114V93H115ZM139 92H140V93H138V94H141V93L143 94V96H142V97H143V98H142V101L145 100V99H149L148 96H150V98H151L152 96H153V97L155 96V98H156V95H157V98L159 99L158 94L156 93L157 91L154 92L155 95L153 94L152 91H147V92H152L153 95H152V94L147 95L146 98H145V96H144V95H145V91H143V92H144V93H143V92H141V89H140ZM174 92H175V91H174ZM195 92H197V89H196ZM221 92H222V90H221ZM228 92H229V91H228ZM246 92H248V91H246ZM250 92H251V91H250ZM68 93H69V92H68ZM111 93H112V92H111ZM111 93H110V94H111ZM114 93H113V94H114ZM118 93H120V95H118ZM122 93H124V91H122ZM125 93H124V94H125ZM166 93H167V91H166ZM182 93H183V90H182ZM185 93H186V92H185ZM202 93H203V92H202ZM215 93H217V92H214V94H215ZM222 93H223V92H222ZM226 93H227V91H226ZM226 93H225V94H226ZM244 93H245V92L243 91V94H244ZM253 93H255V92H253ZM124 94H121V90H120V91H117V94H116V95L118 96V98L120 97V99H116V98H117L116 95H115L116 97H113V98L116 100V102H117V100L120 101V100H121V96H122V95L124 96ZM126 94H127V93H126ZM128 94H127V95H128ZM160 94H161V93H160ZM160 94H159V95H160ZM183 94H184V93H183ZM183 94H182L180 97H182ZM188 94H187V96H189ZM207 94H208V93H207ZM210 94H211V92H210ZM237 94H238V95H237ZM97 95H96V98H97ZM99 95H98V96H99ZM127 95H126V96H127ZM129 95H128V97H129ZM131 95H133V96L131 97ZM175 95H176V94H175ZM185 95H186V94H185ZM193 95H194V94H193ZM198 95L201 96V94H199V92H198ZM198 95H197V96H198ZM208 95H209V94H208ZM221 95H222V94H221ZM221 95H219V96H221ZM230 95H231V94L229 93V100H228V101H231V100H230V97H232V96H230ZM244 95H245V94H244ZM246 95H247V94H246ZM70 96H71V95H70ZM70 96H69V97H70ZM85 96H86V95H85ZM85 96H84V94L82 95V98H83L84 103L88 100V98H86ZM100 96H101V95H100ZM100 96H99V97H100ZM107 96H108V95H107ZM109 96H110V95H109ZM112 96H114V95H112ZM112 96H111V99L113 100ZM160 96H161V98H163L162 95H160ZM178 96H179V95H178ZM205 96H206V95H205ZM222 96H223V95H222ZM226 96H228V95H226ZM66 97H67V96H66ZM99 97H98V98H99ZM104 97H105V96H104ZM203 97H204V96H203ZM203 97L201 96L200 99H203ZM241 97H242V96H241ZM245 97H246V96H245ZM253 97H254V96H253ZM70 98H71V99L73 98V100H72L73 102H75L76 100H79V97H78V98H77V97H76V98H75V97H70ZM84 98H85V100H84ZM122 98H124V97H122ZM157 98H156V100H157ZM173 98H174V97H173ZM176 98H177V97H176ZM190 98H191V97H190ZM190 98H189V99H190ZM251 98H252V97H251ZM105 99L107 100L108 98H105ZM105 99H104V100H105ZM127 99H129V98H127ZM140 99H141V98H140ZM151 99H153V98H151ZM189 99H188V100H189ZM196 99H197V98H196ZM212 99H214V98H212ZM219 99H220V98H217V101H218ZM222 99H223V98H221V100H222ZM225 99H226V101H227V97H226ZM241 99H242V98H241ZM243 99H244V98H243ZM254 99L256 100V99H258V98H254ZM261 99H262V98H261ZM263 99H264V98H263ZM67 100H68V99H67ZM67 100H65V101H67ZM104 100H103V96H102L101 100H98V101H97V99H96V101H97L96 104H97V105H95L94 102L92 101L91 103H93L94 106L90 104V107L88 106V109H87V108L85 109L86 111L91 110V111H90L91 113H90V112L87 113L88 116H89V117H88L89 119H90V116H93V117L91 118V121H92L93 118H95V121L97 122V120H98V122H99V124H97L98 122L92 124L93 122H95L94 119H93V121L90 122V123H91L92 125H94L95 127H98V126H99L98 128L101 129V130H99V129L96 130V128H95V130H93L90 126H88L90 129H89L88 127H87V128L85 127L87 130H85V129L83 128V131L86 132L88 135L85 133V135L82 136V135H81L82 133L79 132V130L73 131L72 127L75 126V123H73V126H70L71 128H70V127H69V128L72 129V130H70V133H71V131H72L71 134H72L73 136H75V138H72L73 136L70 135V133H68V134L70 135V138L67 139V140L69 141L68 144H66L67 142L64 143V141H61V145L65 144V145H63V147H64L63 149H61L62 146H61L60 144H56V143H53L54 145L47 144V147H48V145H50V146H49L50 148H48L49 150L52 149L53 147H55V149H56V148L58 149L59 147H58V146L56 147L55 144L61 146L59 149H61V150H63V151L67 150L68 148H69V151L72 150V149L75 148V147H76V149L78 148L77 150H76V149H75V150H72L73 152L71 151V152H72V153L70 154V155H71V156H70V158H71V162H76V164H75V163H71L70 166H71L72 164H75V166H73V167L76 168V165H78V167H79V165H80V168H76V169L73 168V169H75V171H73V173H72V175H71V179H77L76 182H77L79 185H81V187H83L82 184H84V183L86 184V182H87L86 185L90 188V184H92V183H91L92 181H97V185H99L98 182H100L101 179H102V181H103V180H104L103 177L106 178V177H105V173H106L107 171L110 173V172L113 170V169L111 168L112 170L109 171V170H110V167H111L109 163H111V162H110V161L108 162V158H109V160H110V159H111L110 157L112 156V155L109 154L110 157H109V156H108V157L105 156V157H106L105 160H107V161H105V160L103 159L105 163L107 162L106 164H104V162L101 163V160L97 159V160L99 161V164H101V165L104 164V165H105V168H102V169H101V170L104 171V174H101V173L99 174V177H102L100 180H99V177L97 176L98 174L96 175V174L94 173V171H93V176L96 175V176H94V178H95V177L97 178L96 180H95V179H92V178H90V179L88 178V177H91L92 175H91V176H90V175H87V176H88V177H87V180L85 179L86 177L83 178V176H84L83 174L88 173V171H89L88 174H90V171L92 172V170L97 169V168H96L97 165H94V163H95L96 161L94 162V161H92V159H91V161H90V158H92L93 155L91 154V157H90V155H88V154H90V153L92 152V150H95L97 146H99L97 149H100V148H101L100 146L103 147L106 143H108V144H112V143L118 142V143H121V144H123V145H124V144L127 145V142H129V143L132 142V141L128 140V138H129L128 136H129V135L127 136V140H128V141L126 142V138H124L125 135L123 136V135L119 134V135L123 136V137H121V136H118L117 133L115 134V132H116L117 130H119V129H117L116 131L114 130L115 132H111V135H113L112 133H114L116 138H119V137H121L122 139L124 138L123 141H125V142H123L122 139H120V141H121V142H120L119 140L114 139L113 136H111L112 138H108V139L111 140L112 142H110V143L107 142L108 139H107L106 136L110 137V133H107V131H108L110 128L106 131V136L103 134L104 137L102 138V136H101L100 133H101V131L105 130V129H106L105 126H107V125H103V123L105 124V120L108 121V118L106 119L105 116L108 117V115H109L108 112H110V111H108V110H107V111H108L107 113L102 112V111H103L102 108H105L106 106H108V105H106V106L103 105ZM122 100H126V97H125V99H122ZM156 100H154V101H156ZM172 100H173V99H172ZM184 100H185V99H184ZM204 100H207V99H204ZM204 100H203V101H204ZM223 100H224V99H223ZM72 101H71V102H72ZM83 101H82V102H83ZM99 101H101L103 107H102L101 104L98 105V103H100ZM127 101H128V100H127ZM129 101H128V102H129ZM190 101H192V103H191V105H192L193 102H194V99H190ZM197 101H198V100H197ZM197 101H195V102H197ZM200 101H201V100H200ZM203 101H202L201 103H200V102H199V103L203 105L201 109H203V112H205L204 114H206V111H210V110H207V108H206V107H209L208 105H206V104L208 103V101H207L205 104H204ZM217 101H215V102H217ZM226 101L224 100V102H226ZM228 101H227V102H228ZM233 101H234V100H233ZM243 101H245V100H243ZM248 101H249V100H248ZM250 101H251V100H250ZM260 101H261V100H260ZM73 102H72V103H73ZM113 102H114V100H113ZM120 102H123V101H120ZM144 102H145V101H143V103H144ZM146 102H147V100H146ZM152 102H153V100H152ZM161 102H162V101L158 102V106H159V103H160V105H162V104L164 103V101H163L162 104H161ZM187 102H188V101H187ZM221 102H222V101H221ZM221 102H218L219 105H221ZM246 102H247V101H246ZM254 102H256V101H254ZM67 103H69V102H67ZM105 103H106V102H105ZM114 103H115V102H114ZM123 103H124V102H123ZM130 103H129V104H128V103H125V104H124V105L127 107V109H128L129 107H131ZM149 103L151 104V102H149ZM153 103H155V102H153ZM184 103H185V102H184ZM184 103H182V104H184ZM189 103H190V102H189ZM211 103H212V102H211ZM232 103H233V102H232ZM235 103H236V102H235ZM235 103H234L233 105H235ZM237 103H238V102H237ZM241 103H243V102H241ZM251 103L253 104L252 101H251ZM258 103H260V102H258ZM262 103H264L263 100H262L261 104H262ZM7 104H8V103H7ZM7 104H6V105H7ZM70 104H71V103H70ZM106 104H108V103H106ZM126 104H127L128 106H127ZM147 104H148V102H147ZM200 104H199V106H198V105H194V106H196V107H193V108H192V107H189V108L186 107V108H187L188 110L191 108L190 110H193V109H194V110L196 111V110H197V107H198V109H200V108H199V107H201ZM213 104H214V103H213ZM216 104H217V103H216ZM222 104H223V102H222ZM226 104H227V103H226ZM248 104H249V102H248ZM252 104L250 105V107L252 106ZM256 104H257V103H256ZM261 104H260V105H261ZM72 105H73V104H72ZM77 105H78V104H77ZM83 105H84V104H83ZM118 105H119V106H117V104L115 103V107H116V108H114V110L119 111L118 108H119V107L122 108V107L120 106V105H121L120 103H119ZM122 105H123V104H122ZM124 105H123V108L125 107ZM135 105H137V104H135ZM148 105H149V104H148ZM148 105H147V106H148ZM152 105H154V104H152ZM152 105L149 106V107H152ZM164 105H165V104H164ZM204 105H205L206 107H205ZM223 105H225V104H223ZM230 105H231V104H230ZM238 105H239V104H238ZM244 105H245V104H244ZM253 105H255V104H253ZM1 106H2V105H1ZM78 106H79V105H78ZM86 106H87V105H85V107H86ZM91 106H93V107H91ZM97 106H99V107H98L99 110H98V108H96V110H97V111H100V115H101V116H102V115L104 116V115L106 114L104 117L102 116V119H103V120H102V119H98V117H95L96 115H97V116L99 115V112L96 113V111H95V112L92 111V110L94 109V107H97ZM100 106H101L102 108H101ZM104 106H105V107H104ZM145 106H146V105H145ZM172 106H173V105H172ZM189 106H190V104H189ZM226 106H227V109H226V110L229 111L228 109H229V107L231 108L232 105L229 106V107H228V105H226ZM236 106H237V104H236ZM236 106H235L234 108H232V109L235 110ZM241 106H242V108H243V105H241ZM245 106H246V105H245ZM258 106H259V104H258ZM261 106H262V105H261ZM7 107H8V105H7ZM71 107H73V106H71ZM126 107H125V108H126ZM136 107H137V106H136ZM138 107H139V105H138ZM156 107H157V104H156ZM161 107L163 108V106H161ZM164 107H165V106H164ZM181 107H184V106H181V105H180V107H179V108H175V110H180V111H182V112H183V110H184V112H185V110H186V112H187V109H186V108L181 110ZM204 107H205V108H204ZM211 107H212V106H211ZM211 107H210V109H211ZM216 107H219V106L217 105ZM232 107H233V106H232ZM237 107H238V106H237ZM79 108H80V107H79ZM79 108L77 107L76 109H79ZM91 108H92V109H91ZM134 108H135V107H134ZM152 108H153V110L155 109L154 107H152ZM172 108H173V107H172ZM172 108H171V109H172ZM195 108H196V109H195ZM224 108H225V107H224ZM245 108H246V107H245ZM5 109H6V108H5ZM72 109L75 110V108H72ZM72 109H71V110H72ZM80 109H81V108H80ZM105 109H106V108H105ZM107 109H109V108L107 107ZM136 109H139V108H136ZM148 109H149V108H148ZM157 109H158V108H157ZM165 109H166V108H164V111H165ZM212 109H213V111H215V112H214V113H211V114H212V115L215 114L214 116H215V117H218V119H219V117H220L219 115H220L222 112H220V114L217 115L218 112L216 111V109H214V108H212ZM240 109H241V108H240ZM259 109H260V108L258 107V109H255V110H257V112H259V113H260V112L263 113V111H258ZM10 110H11V109H10ZM73 110H72V111H73ZM83 110H84V109H83ZM83 110H82V111H83ZM85 110H84V111H85ZM101 110H102V111H101ZM150 110H151V109H150ZM150 110H149V111H150ZM153 110H151V111L153 112ZM158 110H160V108H159ZM175 110H172V112H173L172 114H174V113L177 112V111L175 112ZM190 110H189L187 113L190 112L191 115L194 114V115H192V116L194 117V116L196 115V113L194 112V110H193L194 113H193L192 111H190ZM204 110H206V111H204ZM220 110H221V109H220ZM243 110H244V109H243ZM247 110H248V109H247ZM72 111H71V112H72ZM86 111H85V112H86ZM117 111H115V113H116ZM147 111H148V110H147ZM155 111H157V110H154V114H153V115L157 114V113H155ZM200 111H202V110H199V112H200ZM213 111H212V112H213ZM253 111H254V109H253ZM67 112L70 113L69 111H67ZM73 112H77V110H75V111H73ZM92 112H93L94 114H93ZM105 112H106V110H105ZM136 112H137V111H136ZM136 112H134V113H136ZM161 112H162V111H161ZM161 112H159L158 114H160ZM182 112H181V113L178 112L179 114L177 113V115H182V114L184 113V112H183V113H182ZM203 112H202V113H203ZM230 112H231V111H230ZM238 112H239V111H238ZM58 113H59V112H58ZM89 113H90V114H89ZM95 113H96V115H95ZM102 113H104V114H102ZM115 113L112 112L113 115H115ZM117 113L119 114L120 111L117 112ZM147 113H149V112H147ZM197 113H198V111H197ZM209 113H210V112H209ZM240 113H241V110H240ZM242 113H243V112H242ZM248 113H249V112H248ZM248 113H247V114H248ZM253 113H254V112H253ZM253 113H252V116H253V117H250V118H253L252 121H253V120L257 121V120H260V119H261V118H260V119H257V117L255 118L254 115H253ZM262 113H260V114L257 113V116L261 115ZM70 114H71V113H70ZM92 114H93V115H92ZM107 114H108V115H107ZM118 114H116V115H118ZM121 114L123 115L122 112H121ZM125 114H126V113H125ZM125 114H124V115H125ZM128 114H129V113H128ZM136 114H137V113H136ZM138 114H139V111H138ZM158 114H157V116H158ZM190 114H189V116H188V114H186V117H188V119H189L190 116H191ZM211 114H210V115H211ZM235 114H237V112H236ZM245 114H246V113H245ZM0 115H2V114H0ZM58 115H59V114H58ZM65 115H66V112H65ZM75 115H76V117H77V114H75ZM100 115H99V116H100ZM113 115H109V116L111 117V116H113ZM116 115L113 116L112 119L116 117L115 119H117L118 121H120L119 119H121V115H120V118H118ZM124 115H123V116H124ZM126 115H127V114H126ZM129 115H130V114H129ZM143 115H146V114H143ZM153 115H150V117L152 118ZM162 115H164V112H163L160 116H158V118L160 119V118L162 117ZM165 115H167L166 112H165ZM198 115H199V114H198ZM198 115H196V116H198ZM224 115L226 116L225 112H224ZM232 115H234V114L231 113L230 117H233ZM61 116H62V115H61ZM68 116H69V114H68ZM123 116H122V118H124V120H125V118H127V116H126V117H123ZM133 116H135V115H133ZM139 116L141 117V115H139ZM139 116H138V118L135 116V118L137 119V121H138L139 119H141V118H139ZM157 116H155L156 118H155V117H154V118H155V119H158ZM167 116H168V115H167ZM183 116H185V115H183ZM183 116H182V117H183ZM196 116H195V117H196ZM203 116L206 117L207 115H203ZM214 116H212V117H214ZM227 116H228V115H227ZM227 116H226V117H227ZM236 116H237V115H236ZM239 116H240V115H239ZM239 116H238V117H239ZM255 116H256V115H255ZM4 117H5V116H4ZM55 117H56V116H55ZM110 117H109V120H110V121L115 120V119H113V120L110 119ZM131 117H132V115H131ZM145 117L147 118V116H145ZM212 117H211V118H212ZM244 117H245V116H244ZM244 117H243V118H244ZM99 118H100V117H99ZM143 118H144V117H143ZM154 118L151 119V120H149V121H151L152 123L155 124L156 120H155ZM164 118H165V117H164ZM167 118H168V117H167ZM167 118H166V119H167ZM209 118H210V117H209ZM211 118H210V119H211ZM235 118H236V117H235ZM254 118H255V119H254ZM258 118H259V117H258ZM104 119H105V120H104ZM129 119L131 120V118H129ZM133 119H134V117H133ZM171 119H174V118H171ZM195 119H196V118H195ZM195 119H194V120H195ZM197 119L200 120V118H198V117H197ZM207 119H208V118H207ZM207 119H206V120H207ZM218 119L216 120V119H213V118H212L213 121L210 120V122L213 123L214 120H215V122L217 123V122H218ZM227 119H228V117H227ZM229 119H230V118H229ZM256 119H257V120H256ZM262 119H264V118L262 117ZM1 120H2V119H1ZM73 120H75V118H73ZM73 120H72V122H74ZM76 120H77V118H76ZM100 120H101L102 122H101ZM130 120H128V121L130 122ZM141 120H142V119H141ZM141 120L138 121V122L133 123L134 126H136V125H138V124H139V125H140V124H144V122H143V123H139V122H142ZM147 120H148V118H147ZM154 120H155V122H154ZM160 120H161V119H160ZM163 120H164V121H163ZM194 120H193V118H192V122H193V123H195L196 121L198 122V120H195V122H194ZM219 120L222 121L221 118H220ZM230 120H231V119H230ZM230 120H229V121H230ZM232 120H233V119H232ZM232 120H231V121H232ZM235 120H236V119H235ZM235 120H233V121H235ZM240 120L243 121V119H241V117H240ZM249 120H250V119H249ZM25 121H26V120H25ZM54 121H55V120H54ZM87 121H88V122H87V125H88V123H89L90 120L87 119ZM118 121H115V122H117V124H118V123H119ZM125 121H126V120H125ZM125 121H124V122H125ZM167 121H168V119H167ZM174 121H175V124H176V126H177V124H179V123H176V119H174ZM174 121L172 120V122H174ZM204 121H205V119H204ZM229 121L227 120V122H229ZM231 121H230V123L232 124ZM263 121H264V120H263ZM56 122H57V121H56ZM58 122H59V121H58ZM75 122H77V121H75ZM122 122H123V120L120 121V123H122ZM124 122H123V123H124ZM126 122H127V121H126ZM131 122H132V120H131ZM157 122H160L159 124L163 125V124H162L163 122H165V123L168 124L169 122H171V120L169 119V121L166 122L165 119H162L161 121L158 120ZM157 122H156V123H157ZM172 122L169 123V124L172 125ZM184 122L187 124L186 121H184ZM205 122H206V121H205ZM205 122H204V125H205ZM210 122L208 121V123H210ZM238 122H239V121H238ZM238 122H237V123H238ZM245 122H246V120L244 121L243 124H245ZM258 122H259V121H257V123H258ZM260 122H262V120H260ZM260 122H259V123H260ZM78 123H79V122H78ZM90 123H89V124H90ZM108 123H109V121H108ZM136 123H137V124H136ZM199 123H201V120L199 121ZM206 123H207V122H206ZM230 123H227L226 126H228V124H229V126H231ZM239 123H240V122H239ZM241 123H242V122H241ZM251 123H252V122L249 121V126H252ZM253 123H254V121H253ZM262 123H263V122H262ZM262 123H260V124H262ZM70 124H72V123H70ZM91 124H90V125H91ZM95 124H96L97 126H96ZM101 124H102V125H101ZM106 124H107V122H106ZM117 124H114V123H113L114 126H117ZM124 124H125V123H124ZM131 124H132V123H131ZM135 124H136V125H135ZM167 124H166V125H167ZM214 124H215V123H214ZM220 124L224 125L223 121H222V123L219 122V125H218V126H220ZM225 124H226V121H225ZM243 124H241V125H243ZM76 125H77V124H76ZM80 125H81V124L79 123V125H77V126L79 127ZM82 125H83V124H82ZM111 125H112V123L110 124V126H111ZM125 125H126V124H125ZM128 125H129V124H128ZM197 125L199 126V124H197ZM197 125H196V126H197ZM200 125H201V124H200ZM206 125H208V124H206ZM209 125H210V124H209ZM209 125H208V126H209ZM215 125H217V124H215ZM233 125L236 126V123H233V124H232V127L234 128ZM247 125H248V122H247ZM0 126H1V125H0ZM100 126H101V127H100ZM108 126H109V125H108ZM119 126H120V125H119ZM119 126H118V128H119ZM132 126H133V125H132ZM142 126H143V125H142ZM159 126H160V125H159ZM159 126H157L156 128H158ZM163 126H164V125H163ZM168 126H169V125H168ZM178 126H179V125H178ZM178 126H177V129H178ZM187 126L189 127V130H188V131H190L191 126H189V125L187 124V125H186V128H187ZM211 126L213 127L214 125H211ZM211 126H210V127H211ZM229 126H228V127H229ZM256 126H257V125H256ZM80 127L82 128L83 126H80ZM111 127H113V126H111ZM153 127H155V126H153ZM160 127H161V126H160ZM160 127H159V129H160ZM179 127H181V128H180L181 130H179V129H178V130H179V131H182V126H179ZM199 127H200V126H199ZM212 127H211V128H212ZM215 127H216V128H215ZM215 127H213L214 130L212 129L213 131L210 130V132H211V131H212V132H216V131H217V126H215ZM222 127H223V126H222ZM232 127H229V128L232 129ZM241 127H242V126H241ZM244 127H245V125H244ZM16 128H17V127H16ZM93 128H94V127H93ZM102 128H104V129L102 130ZM131 128H133V127H131ZM137 128H138V127H137ZM140 128H141V127H140ZM161 128H162V127H161ZM164 128H165V127H164ZM186 128H185V129H186ZM193 128H194V127H193ZM193 128H192L191 130H194L196 127H195L194 129H193ZM208 128H209V127H208ZM208 128H207V129H208ZM223 128H225V131H227L225 125H224ZM237 128H238V127H237ZM251 128H252V127H251ZM254 128H255V125H254ZM88 129H89V130H88ZM127 129H128V130H131L130 128H128V126H127ZM152 129H154V128H152ZM185 129H183V130L185 131ZM187 129H188V128H187ZM200 129H201V128H200ZM219 129L221 130L222 128H221V127L218 128V132H221V131H219ZM234 129H236V128H234ZM234 129H232V131H233ZM257 129H258V127H257ZM17 130H20V129H16V131H17ZM22 130H23V129H22ZM81 130H82V129H81ZM121 130H122V128H121ZM138 130H139V129H138ZM170 130H171V129H169V131H170ZM175 130H176V128H174V130H173L172 132H174ZM178 130H177V131H178ZM237 130H238V129H237ZM239 130H240V129H239ZM242 130H244L243 127H242V129H241L240 132H243ZM245 130H246V129H245ZM250 130H251V129H250ZM259 130H261V129H259ZM259 130H258V132H260ZM12 131H13V130H12ZM77 131H78V132H77ZM93 131H95L96 133L93 132ZM98 131H99V132H98ZM111 131H112V130H111ZM125 131H127V130H125ZM136 131H137V129H136ZM136 131H134V132H136ZM140 131H141V130H140ZM152 131H153V130H152ZM177 131H175V133H177ZM188 131H187V132H188ZM196 131H197V130H196ZM206 131H207V130H206ZM222 131H223V129H222ZM234 131H235V130H234ZM251 131H252V130H251ZM254 131H256V129H254ZM17 132H18V131H17ZM19 132L22 133V131H19ZM25 132H27V131H25ZM67 132H68V130H67ZM76 132H77V133H76ZM109 132H110V130H109ZM117 132H118V131H117ZM121 132H124V131L122 130ZM121 132H120V133H121ZM127 132H128V131H127ZM132 132H133V131H132ZM137 132H138V131H137ZM153 132H155V131H153ZM190 132H192V131H190ZM190 132H188V133H190ZM193 132H194V131H193ZM197 132H198V131H197ZM223 132H224V131H223ZM237 132H238V131H237ZM240 132H239L238 134H240ZM245 132H246V131H245ZM249 132H250V131H248L247 133H249ZM21 133H20V135H21ZM23 133H24V132H23ZM27 133H28V132H27ZM27 133H26V134H27ZM40 133H41V131H40ZM53 133H54V132H53ZM55 133H56V132H55ZM75 133H76V134H75ZM92 133H95L96 135L93 134L94 136H92ZM97 133H99V134H97ZM128 133H129V132H128ZM141 133H142V132H141ZM165 133H167V132H164V134H165ZM183 133H184V132H183ZM235 133H236V132H235ZM256 133H257V132L253 133L254 135L252 134V138H253V136L255 137ZM261 133L263 134V132H261ZM261 133H260V134H261ZM10 134H11V133H10ZM30 134H31V133H30ZM37 134H39V133H37ZM37 134H34V135H35V139L37 138V137H36ZM123 134H126V133H123ZM131 134H132V133H131ZM139 134H140L139 132H138L137 134H135V135L133 134L134 137L132 136L133 138L130 137L129 139L132 138L131 140H133V141H134V140H137V139H140V138H138V136L140 137V135H142V134H140V135H139ZM167 134H168V133H167ZM167 134H166V135H167ZM178 134H180V133H178ZM178 134H177V135H178ZM210 134H212V133H210ZM224 134H227V133H224ZM249 134L251 135V133H249ZM249 134H248V135H249ZM262 134L258 136V133H257V136H258L259 138H261V137H262ZM12 135H13V133H12ZM12 135H10V136H12ZM14 135H15V134H14ZM22 135L24 136V134H22ZM22 135H21V136H22ZM27 135H28V134H27ZM31 135H32V134H31ZM43 135H44V134H43ZM50 135H51V134H48V135L46 134V136L48 137V139H46V140L41 139V141H40V140L38 141V139H39V137H38V139H37V143H36V144L38 145V142H42V141H44V142H45V141L47 142V140L49 141V140H50L49 138H50V137L52 138V135H51V136H50ZM65 135H66V134H65ZM69 135H68V136H69ZM86 135H87V136H86ZM126 135H127V134H126ZM136 135H137V138H135ZM152 135H153V134H152ZM186 135H187V134H186ZM186 135H185L186 138H183V137H182V138L184 139V141L189 137V135H188V137H187ZM243 135H244V136H243ZM245 135H246V134H244V132H243V134L241 135V137H243V139L246 138V136L248 137V135H246V136H245ZM0 136H1V135H0ZM3 136H4V135H3ZM16 136H17V134H16ZM29 136H30V135H29ZM68 136H67V137H68ZM71 136H72V137H71ZM77 136H78V137H77ZM97 136H99V139H97ZM100 136H101V137H100ZM130 136H131V135H130ZM163 136H165V135H163ZM181 136H182V134H180L179 137H175V136L173 135L172 137H170V140H171L173 137H175L176 140L179 142V141L182 139ZM194 136H195V135H194ZM199 136H200V135H199ZM206 136H209V135H206ZM221 136H222V135H221ZM260 136H261V137H260ZM1 137H2V136H1ZM8 137H9V135H8ZM17 137H18V136H17ZM25 137H27V136L25 135ZM25 137H24V138H25ZM42 137H43V136H42ZM63 137H64V136H63ZM76 137H77L78 139H79L80 137H81V139H83L82 137H86V138L88 139V140H86V139L84 138V140H83L84 143H83V145L81 144V147L84 148V145H85V144H89V143H90V144L87 145V146L85 145L86 147H90V148H88V149L85 147L88 153H86V154L84 153L85 149L83 150V148L80 147V144H78V143H79V140L76 139ZM88 137H89V138H88ZM93 137H94V138H93ZM95 137H96V138H95ZM125 137H126V136H125ZM161 137H162V136H161ZM195 137H196V136H195ZM201 137H202V135L200 136V139H202ZM203 137H204V136H203ZM211 137H212V136H211ZM232 137H234V136H232ZM4 138H7V137L4 136ZM20 138H21V137H20ZM32 138H33V137L30 136V141H32ZM57 138H58V137L56 136L55 141L58 140ZM92 138L95 139L94 141H92V143H93L94 146L96 145V144H94V142H95L96 140H97L100 144H101V143H102V144L100 145L99 143H97L98 145H96L95 147H93V146H92V143L90 142L91 140H93ZM100 138H101V139H100ZM154 138H159V137L157 136V133H156V136L154 135ZM154 138H153V140H154ZM165 138H166V137H165ZM167 138H168V136H167ZM175 138H173V141H174ZM197 138H198V137H197ZM206 138H207V137H206ZM209 138H210V136H209ZM213 138H214V137H213ZM218 138H219V137H218ZM221 138H222V137H221ZM221 138L219 139L220 142H222V140H223V139L221 140ZM228 138H229V137H228ZM2 139H3V137H2ZM7 139H8V138H7ZM15 139H16V138H15ZM26 139H27V138H25L24 141H26ZM35 139H33V140L35 141ZM64 139H65V137H64ZM64 139H63V140H64ZM70 139H71V140L73 139V141H76L77 144H78L79 146H78L75 142H72V143H71V142H70V141H71ZM75 139H76V140H75ZM81 139H80V141H81L80 143L83 142ZM113 139H114V141H115V140H116V141L113 142ZM179 139H180V140H179ZM200 139H199V140H200ZM207 139H208V138H207ZM215 139H216V138H215ZM226 139H227V138H226ZM236 139H237V138H236ZM240 139H241V138H240ZM243 139H241V140H243ZM248 139H249V138H248ZM248 139H247V141H245V142H248V141H249ZM253 139H254V138H253ZM263 139H264V137L261 138L260 141L262 142ZM0 140H1V139H0ZM10 140H11V139H10ZM21 140H22V138H21ZM28 140H29V138L27 139V141H28ZM52 140H53V138H52ZM52 140H50V143H52V142H51ZM61 140H62V139H61ZM65 140H66V139H65ZM85 140L88 141V142L86 143ZM100 140H101V142H100ZM105 140H106V143H105ZM161 140H162V139H161ZM170 140H168L169 142H166L167 140H165L164 142H165L166 144H169V143H171ZM176 140H175L174 142H175V143H178ZM190 140H191V139H190ZM194 140H195V139H193V141L191 140V141L193 142V143L191 142L192 145L197 141V140H196V141H194ZM212 140H213V139H212ZM212 140H211V141H212ZM233 140H235V139H233ZM245 140H246V139H245ZM251 140H252V139H251ZM1 141H2V140H1ZM1 141H0V142H1ZM12 141H13V139H12ZM16 141H17V140H16ZM24 141L22 140V142H24ZM27 141H26V142H27ZM55 141H53V142H55ZM59 141H60V140H59ZM59 141H58V142H59ZM103 141H104V142H103ZM141 141H142V140H141ZM157 141H158V140H157ZM173 141H172L171 145H172V147L174 148V146H176V145L178 146V144L173 143ZM184 141H183V142H184ZM187 141H188V139H187ZM187 141H186V142H187ZM202 141H203V140H202ZM219 141H216V142L218 143ZM228 141H229V140H228ZM13 142H14V141H13ZM19 142H20V141H19ZM26 142H25V143H26ZM32 142H33V141H32ZM58 142H57V143H58ZM134 142H136V141H134ZM137 142H140V140H138ZM137 142H136V143H137ZM142 142H143V141H142ZM146 142H147V141H146ZM153 142H154V141H153ZM153 142H150V143H153ZM189 142H190V141H189ZM189 142L187 143L188 145H186V146H187L186 148L184 147L185 145H182L183 147H182V146H178V148L181 147V149H182V148H183V149L185 148L184 150L182 149V152H185V150L187 149V153H188V155L190 154V153H189V150H188V149H189L188 147L190 146V145H189ZM198 142H199V141H198ZM200 142H201V141H200ZM209 142H210V141H209ZM233 142H234V141H233ZM236 142H237V141H236ZM238 142H239V141H238ZM240 142H241V141H240ZM240 142H239V143H240ZM243 142H244V141H242L241 143L243 144ZM245 142H244V143H245ZM5 143H6V142H5ZM5 143H4V144H5ZM17 143H18V142H17ZM27 143H28V142H27ZM42 143H43V142H42ZM47 143H48V142H47ZM62 143H63V144H62ZM70 143H71V144H70ZM104 143H105V144H104ZM129 143H128V145L130 146L131 143H130V144H129ZM154 143H155V142H154ZM181 143H182V142H181ZM241 143H240V144H241ZM249 143H250V142H249ZM251 143H252V142H251ZM19 144H20V143H19ZM72 144H73V145H72ZM121 144H117V143H116V145H119V147L121 146ZM147 144L150 145L149 142H147ZM147 144L144 143V145H141V143H140V146H141L142 148H145L144 146L147 145ZM174 144H175V145H174ZM179 144H180V142H179ZM201 144H202V143H201ZM219 144H220V143H219ZM227 144H228V143H227ZM235 144H236V143H235ZM242 144H241V145H242ZM246 144H247V143H246ZM259 144H260V143H259ZM261 144H262V143H261ZM263 144H264V141H263ZM2 145H3V144H2ZM13 145H14V144H13ZM23 145H24V144H23ZM39 145H40V144H39ZM39 145H38V146H39ZM41 145H42V144H41ZM41 145H40V148H41ZM45 145H46V144H45ZM45 145H44V146H45ZM69 145H71V147H70ZM116 145H115V146H116ZM148 145L146 146V148H148V147L150 148V150L148 149V152H149V153L146 152L148 155H152L153 152H154L156 149L158 150V148H159V144L156 145V148L153 147L152 144H151L152 146H148ZM163 145H165V144H163ZM169 145H170V144H169ZM197 145H198V143H197ZM232 145H233V144H232ZM248 145H250V144H248ZM256 145H257V144H256ZM14 146H15V145H14ZM51 146H52V147H51ZM91 146H92L93 148H92ZM113 146H114V145H113ZM115 146H114V147H115ZM137 146H138V143H137ZM161 146H162V145H161ZM161 146H160V147H161ZM177 146H176V149H173V150H172V152H173V151H174V152L176 151L175 153H174V152L171 153V150H170V152H167L166 155H165V154H164V155L167 157L168 155L170 156V154H171V155H173V156H171V157H174V155L177 154V151H178ZM220 146H221V145H220ZM237 146L241 147L240 145H237ZM1 147H2V146H1ZM6 147H7V145L4 146V148H3V147H2V148L5 149V151H6V150L9 151L8 148H9L10 146H8L7 149H6ZM30 147H33V148H34V146H30ZM47 147H46V148H47ZM67 147H68V148H67ZM104 147H105V146H104ZM104 147L101 148V149H103V150H102V151L100 150L99 152H103L104 149L106 148V147H105V148H104ZM116 147H117V146H116ZM116 147H115V148H116ZM121 147H122V146H121ZM127 147H128V146H126V147L124 146V148H127ZM134 147H135V146H134ZM141 147H140V148H141ZM151 147H152V148H151ZM162 147H163V146H162ZM162 147H161V149H160V152H158V153H159L158 156H160L161 151L164 150V148H162ZM195 147H196V148H195ZM195 147H194L195 149H198L197 146H196V144H195ZM198 147H199V146H198ZM2 148H1V149H2ZM25 148H26V147H24V151H27L28 147L26 148V150H25ZM33 148H31V149H33ZM44 148H45V147H44ZM71 148H72V149H71ZM107 148H108V147H107ZM110 148H111V146L109 147V149H110ZM140 148H139V151H140ZM142 148H141V149H142ZM154 148H155V149H154ZM190 148H191L190 151L192 150L191 153H192L193 151H197V150H194L193 146H191ZM255 148H256V146H255ZM257 148H258V147H257ZM10 149H11V148H10ZM31 149H29V150L31 151ZM34 149H35V148H34ZM34 149H33V150H34ZM55 149L53 148L52 151H56V150H57V149H56V150H55ZM59 149H58V150H59ZM80 149H81V152H80ZM90 149H91V152H90ZM118 149H120V148H118ZM152 149H153L154 151H153ZM168 149H170V146L168 147ZM168 149H166V150L169 151ZM171 149H172V148H171ZM181 149H180V150H181ZM232 149H233V148H230L229 151H230V150L232 151ZM29 150H28V151H29ZM33 150H32V151H33ZM37 150H39V149H37ZM41 150H43V149L41 148ZM41 150H40V151H41ZM45 150H46V149H45ZM111 150H112V149H111ZM135 150H136V149H135ZM151 150H152V151H151ZM166 150H164V152H165ZM226 150H228V148H225V151L223 150V152H225V153L227 154V152H229V151L226 152ZM235 150H236V149H235ZM239 150H240V149H239ZM24 151H23V152H24ZM30 151H29L28 153L31 154ZM40 151H39V152H40ZM43 151H44V150H43ZM52 151L50 150V151H48V152H49V153H50V152L52 153ZM69 151H68V152H69ZM76 151H77V154H78V153H79V154L82 153L84 157L81 156L82 154H80V155L78 154L79 156H78L77 154H73V153H75ZM96 151H97V150H96ZM117 151H118V150H117ZM128 151H129V150H128ZM158 151H159V150H158ZM198 151H199V149H198ZM198 151H197V152H198ZM221 151H222V150H221ZM233 151H234V150H233ZM2 152H4V151L1 150V152H0V153H1V156H2L1 158L5 157V156L2 155ZM33 152H34V151H33ZM33 152H32V153H33ZM37 152H38V151H37ZM46 152H47V151H46ZM59 152H60V150H59ZM85 152H86V151H85ZM94 152H95V151H94ZM99 152H98V153H99ZM108 152H109V151H108ZM124 152H126V151H124ZM131 152H132V151H131ZM143 152H144V151H143ZM143 152H141V153H143ZM180 152H181V151H180ZM197 152H196V153H197ZM249 152H251V151H249ZM4 153H6V154H5L6 156H8V153H7V152H4ZM10 153H11V152H10ZM13 153H15V152L13 151ZM21 153H22V152H21ZM25 153L27 154V152H25ZM35 153H36V151H35ZM41 153H42V152H41ZM51 153H50V154H51ZM54 153H55V152H54ZM56 153H57V152H56ZM60 153H61V152H60ZM62 153H63V152H62ZM95 153H96V152H95ZM114 153H115V152H114ZM120 153H122V151H121ZM120 153H119V154H120ZM135 153H136V152H135ZM137 153H138V152H137ZM139 153H140V152H139ZM151 153H152V154H151ZM158 153H157V154H158ZM162 153H163V152H162ZM169 153H170V154H169ZM187 153H185V154L187 155ZM194 153H195V152H194ZM198 153H199V152H198ZM230 153H231V152H230ZM242 153H243V152H242ZM33 154H34V153H33ZM38 154H39V153H38ZM44 154H45V152H44ZM52 154H53V153H52ZM100 154H104V153H99V156H102V155H100ZM116 154H118V153H116ZM116 154H115V155H116ZM119 154H118V155H119ZM157 154H156V151H155V153H154L153 155H156V157H157ZM183 154H184V153H183ZM185 154H184V155H185ZM226 154H225V155H226ZM232 154H233V153H232ZM234 154H235V153H234ZM256 154H257V152H256ZM9 155H10V154H9ZM22 155H23V154H22ZM24 155H25V154H24ZM24 155H23V156H24ZM27 155H29V154H27ZM54 155L56 156V154H54ZM73 155H75V156H73ZM76 155H77V156H76ZM87 155H88V157H90V158L86 157ZM122 155H123V154H122ZM130 155H131V154H130ZM135 155H136V154H135ZM153 155H152V158H155V159H158V158H159L158 160H155L154 166H156L155 164H156L157 162H158L157 165L159 166L160 161H162V164H163V160H162V158H160V157H157V158H156V157L153 156ZM162 155H163V154H162ZM162 155H161V156H162ZM164 155H163L162 157H164ZM178 155H179V154H177L176 157H177ZM180 155H181V154H180ZM184 155H183V156H184ZM196 155H197V154H196ZM196 155H194V156H196ZM220 155H221V154H220ZM225 155H224V156H225ZM228 155H229V154H227L226 156H228ZM258 155L260 156V154H258ZM12 156L14 157L15 155H14V154H13V155L11 154V157H9V156H8V157H9L10 159H13ZM41 156H42V155H41ZM45 156H46V155H45ZM99 156H98V157H99ZM169 156H168V157H169ZM183 156H178V158H177V159H178L177 161H181V164L183 163L182 160L185 161V159H186V158L183 159ZM189 156H190V155H189ZM189 156H188V157H189ZM192 156H193V154H192ZM194 156H193V157H194ZM197 156H199V155H197ZM231 156L233 157V155H231ZM234 156L238 159V157H237L236 155H234ZM262 156H263V155H262ZM15 157H16V156H15ZM18 157L20 158V156H18ZM30 157H31V155H30ZM30 157H29V158H30ZM32 157H33L32 160L34 161V158H35V157H34V156H32ZM52 157H53V156H52ZM62 157H63V156H62V154H61L60 157H59L60 159L57 157L58 161H56V159H52V161L54 160V161H53V162H54L53 166H54L55 170H57L59 167H63V166H64V165H62V164H63V163H62V162H63V158H62ZM79 157L81 158V160L78 159ZM119 157H120V160H121V155L118 156V159H119ZM124 157H126V156H124ZM124 157H122V158H124ZM131 157H134L133 154H132ZM140 157H141V155H140ZM146 157H147V158H146ZM148 157H149V156L146 155L144 158L148 159ZM150 157H151V156H150ZM166 157H165V159H164V162H165V160L168 159V158L166 159ZM180 157H181L182 159H181ZM184 157H186V156H184ZM214 157H215V156H214ZM214 157L212 158V161H213V159H215V160H216V161L214 160L215 162L220 161V160H221V162H222L223 159H224V161H228V160H229L228 158H226V159L223 158V159L218 160V159H217L218 157H216V158H214ZM228 157H230V156H228ZM245 157L247 158L246 155H245ZM254 157H255V156H254ZM257 157H258V156H257ZM263 157H264V156H263ZM29 158H28V159H29ZM47 158L49 159L48 156H47ZM53 158H54V157H53ZM73 158H76V159H73ZM84 158H85V159H84ZM86 158H88V159H86ZM100 158H101V157H100ZM112 158H113V157H112ZM126 158H127V159L129 158V159H130V156H129V157L127 156ZM126 158H125V159H126ZM135 158H136V157H135ZM169 158H170V157H169ZM190 158H191V157H190ZM239 158H241V157H239ZM246 158H244V159H246ZM6 159H7V158H6ZM15 159H16V158H15ZM15 159H13V160H15ZM30 159H31V158H30ZM48 159H46V160L48 161ZM61 159H62V161H61ZM83 159L86 160V162H85ZM93 159H94V158H93ZM101 159H102V158H101ZM125 159H124L123 162H121L123 159H122L121 161H120V160L116 161V162H117V165H118V164H119V165L122 164V168H121V166H120L121 170H124V167L126 168V165H125V164H127V163L129 164V162H131V164L133 163V162L131 161L132 158H131L130 160L128 159L129 161L126 159V163H125ZM133 159H134V158H133ZM137 159H138V158H137ZM140 159H142V158H140ZM173 159H174V163L177 162V161L175 160V157H174ZM173 159H172V160H173ZM209 159H210V158H209ZM227 159H228V160H227ZM242 159H243V158H242ZM242 159H240L241 161L239 160L241 163H242L243 161H245L244 159H243V160H242ZM259 159H261V156H260ZM18 160H19V161H20V160H23V158H22V159H18ZM26 160H27V156H26ZM49 160H50V159H49ZM59 160H60V163H62V164H60V165H59ZM72 160H73V161H72ZM78 160H79V163H81V164H79V163L77 162ZM103 160H102V161H103ZM115 160H117V156L114 157V159H113V163H111V164H116ZM150 160H152V159L150 158ZM172 160H171V162H169V164L172 163ZM206 160H208V159H206ZM206 160L201 161V162H202L201 164L204 163V165H206V163L208 162V161H206ZM230 160H231V158H230ZM8 161H9V160H8ZM15 161H16V160H15ZM24 161H25V160H24ZM24 161H23V162H24ZM82 161H83V163H82ZM88 161H89V162H88ZM119 161H120V163H118ZM153 161H154V159H153ZM168 161H169V160H168ZM204 161H206V162H204ZM210 161H211V160H210ZM210 161H209V162H210ZM214 161H213V163H214ZM224 161H223V162H224ZM234 161H235V159H234ZM236 161H237V160H236ZM250 161H251V160H250ZM2 162H5V161L3 160ZM10 162H11V160H10ZM25 162H26V161H25ZM57 162H58V163H57ZM91 162H94V163H91ZM134 162H135V161H134ZM136 162H137V161H136ZM136 162H135V163H136ZM151 162H152V161H151ZM185 162H186V161H185ZM209 162H208V163H209ZM229 162H230V161H229ZM229 162H228V163H229ZM252 162H253V161H251L250 163H252ZM263 162H264V161H263V159H262V165L264 166ZM20 163H21V162H20ZM20 163H19V164H20ZM28 163H29V161H28ZM33 163L35 164V162H33ZM56 163L59 165L58 168H57V165H55ZM84 163H85V164H84ZM90 163H91L92 165H91ZM96 163H97V162H96ZM123 163H125V164H123ZM167 163H168L167 161H166V164L164 163L165 166L167 165ZM174 163H173V166L176 164V163H175V164H174ZM178 163H179V162H177V164L175 165L176 168L179 167ZM231 163H232V162H231ZM235 163H236V162H235ZM241 163H240V164H241ZM247 163H248V162H246V164H247ZM256 163H258V162H255V166L257 165ZM24 164H27V162H26V163H22L21 166L24 165ZM36 164H37V162H36ZM86 164H88V167H89V166H91V167H89V168H88V167H85ZM99 164H98V166H100ZM107 164H108V167H107ZM152 164H153V162H152ZM179 164H180V163H179ZM210 164L213 166L212 163H210ZM217 164H218V163H217ZM221 164H222V163H221ZM221 164H220V165H221ZM229 164H230V163H229ZM233 164H234V163H233ZM248 164H249V163H248ZM10 165H11V164H10ZM43 165H44V166H47L46 168H48V165H45V164H43ZM43 165L41 164V166H39V164H38V166H36V165L33 166L34 168H33L31 165H29V168L27 167V168H28V171H27V172H29V173H30V172L32 173V172L34 171V169L36 170V169H37L36 167H38V170H36V172H33L32 175H30V177L33 176L34 174H36L37 171L41 172V171H42L41 169L43 168V167H42ZM49 165H50V164H49ZM51 165H52V163H51ZM83 165H84V166H83ZM119 165H118V167H119ZM132 165H133V164H132ZM145 165H149V164H146V163H145V164H144V167H145ZM177 165H178V166H177ZM207 165L209 166V164H207ZM211 165H210V167H212ZM214 165H215V164H214ZM218 165H219V164H218ZM224 165H225V164H224ZM224 165L222 164V166H224ZM227 165H228V164H226L225 166H227ZM237 165H239V164L237 163ZM251 165H252V164H251ZM253 165H254V164H253ZM262 165H261V169L263 168ZM0 166H1V168H3L4 164H3V165H0ZM5 166H6V165H5ZM27 166H28V165H27ZM65 166H66V165H65ZM82 166H83V167H82ZM86 166H87V165H86ZM93 166H94V167H93ZM98 166H97V167H98ZM123 166H124V167H123ZM135 166H136V165H135ZM135 166H134V167H135ZM160 166H162V165H160ZM173 166H172V168H173ZM175 166H174V167H175ZM181 166H182V165H180V167H181ZM198 166H200L201 169H202V171H203V165H199V163H198L197 166L195 165L196 168H197ZM208 166H207V167H208ZM222 166H221V167H222ZM225 166H224V167H225ZM233 166L235 167L236 165L234 164ZM233 166H231L230 168H232ZM243 166H244V164H243ZM24 167H26V166L24 165ZM24 167H23V169H24ZM31 167H32V171H31V169H30ZM39 167H40L41 169H40ZM68 167H69V166H68ZM68 167H67V168H68ZM81 167H82V168H81ZM100 167H101V166H100ZM103 167H104V166H103ZM114 167H116V166H114ZM141 167H142V165H141ZM141 167H140V168H141ZM144 167H143V168H144ZM149 167L151 168V167H153V166L150 165ZM162 167H163V166H162ZM195 167L192 168V170L194 171L193 174H194V173H197V175H198V172H199V171L201 172V170H200V168H198L199 171H198V170H195V169H196ZM224 167H223V168H224ZM250 167H251V166H250V164H249V167H247V168L250 169ZM253 167H254V166H253ZM1 168H0V170H1ZM56 168H57V169H56ZM65 168H66V167H65ZM65 168L63 167V169H64L65 171H68V170H69V168H68V170H66L67 168H66V169H65ZM70 168H71V167H70ZM85 168H86V169H85ZM90 168H92V169H90ZM93 168H95V169H93ZM98 168H99V167H98ZM108 168H109V170H107ZM120 168H119V169H120ZM145 168H146V167H145ZM145 168H144V169H145ZM158 168H159V167H158ZM158 168H157V170H158ZM176 168H175L174 170H176ZM225 168H226V167H225ZM227 168H228V167H227ZM241 168L247 170L246 166H245V168L242 167V164H241ZM241 168L238 167V169H241ZM8 169H10V168H8ZM25 169H26V168H25ZM25 169H24V170H21V168H20V166H19V171H20V170H21V171H26ZM60 169H62V168H60ZM60 169H59V170H60ZM79 169H80V172H79ZM87 169H90V170H87ZM104 169H105V170H104ZM114 169H115V168H114ZM119 169H118L117 172H119V171L121 172V170H119ZM126 169H127V168H126ZM144 169H143V171H144ZM146 169H147V168H146ZM159 169H160V168H159ZM177 169H179V168H177ZM183 169H184V168H183ZM205 169H206V167H205ZM249 169H248V172H247L248 174H249V171L251 170V169H250V170H249ZM261 169H260V170H261ZM263 169H264V168H263ZM263 169H262V170H263ZM40 170H41V171H40ZM70 170H71V169H70ZM76 170H77V171H76ZM86 170H87V172L85 173ZM101 170H100V168H99V172H100ZM152 170L154 171V169H152ZM152 170H151L150 173H152ZM163 170H164V169H163ZM166 170H167V168H166ZM181 170H182V167H181ZM228 170H229V168H228ZM230 170H231V169H230ZM234 170H237V169L234 168ZM6 171H7V170H6ZM11 171H12V170H11ZM45 171H46V170H45ZM47 171H48V170H47ZM53 171H54V170H53ZM57 171H58V170H57ZM57 171H56V172H57ZM81 171H82V172H81ZM83 171H84V173H83ZM105 171H106V172H105ZM143 171H142V173H140V175L143 174ZM149 171H150V170H149ZM168 171H169V170H168ZM241 171H242V170H241ZM244 171H245V170H244ZM244 171L242 172V175L246 172V171H245V172H244ZM251 171H252V170H251ZM12 172H13V171H12ZM12 172H10V171L8 170L7 173L5 172V175H4V176H7V180H8L9 183L7 182L6 179H3V177H2L3 180L0 179V223H2V225L0 224V226H1V227H0V230H1V231H0V235H2V236H0V252L2 253V255H0V264H82V261H83V264H145V261H147V262L149 261L148 264H152V263L154 264V262L156 263V260H154V257L156 256L155 259H158V258L160 257V254H159V253H160L161 251L159 252L158 250H161L162 248H163V249L165 248V244H164V243H167V242L165 241V242L163 243V241L161 240V242H162L163 245L161 244V242L159 243L158 241L160 240V237H159L160 235H158V233H157V235H158L159 240L157 241V240H156V239H158V238H156L157 235L155 236V235L153 234V235L155 236L156 239H155L154 237H151V236H150V238H154V239H151V241H150V242H151V245H149L150 243H148V242H149L150 239H149L148 236H149V235H152V233H154V232L151 233V232L149 231L150 234L147 233L148 231H146L147 234L143 232V233L146 235V237H145V235L141 236L140 233H139V231H136V230H138V229H135V227L132 228V225H130V224H133V226H134V225H135V222H134V223H130V222H131V220L134 221V220H135V217H134L133 219H132V218H129V219H128V217L131 216V215H133V211H134V209L132 208V210H131V207H130V206H127L126 203H124L125 206H122V207H124V208H126V209H127V208H130V209H127V210H128V211H127L126 209L123 208V211L121 210L122 212L118 209V210H119V211H117L118 214H117V212H115V211L117 210L118 207L116 208V207L114 206V205H115L114 203L109 204L108 207H107L106 205H104L105 203H103V205L106 206L107 209H109V206H110V205L112 206V205L114 204L112 208H113V210H114V208H116L114 212H115V214H117V215H114V216H115V217L117 216V217H118L117 219H119V218L121 219L120 216L123 215L124 218L127 217V218H126L127 221H126V219H125V221H124V219H123L124 222H123V221H122V222L125 223V224H126L127 222L130 223V224L127 223V224H128L127 226H126L125 224L122 223V228H123V229H126V231H127V229L132 230V231H133V229H134V231H136V233H137V236H139V237L141 236V237H142V238L140 237L141 240H140V238L138 237V239H139L140 241L138 240V243H139V244L136 242V244H138V245H137V248H135V245H136V244H135V242H134L133 240H132V242L130 243V245H134L135 250H134L133 247H128V246H127L129 242H126V240H125L126 238H124V237L122 238V236H123L122 234H120V235H122V236L116 234V230H115V227H116V221H115V223L113 224V226L115 225V227H113L112 225L109 226L110 223H108L107 218H105V220H103L104 218L101 219V218H100L101 216L98 217V215H101V212H100V213L97 212V215L94 214V215H95L94 217L97 216V219L95 218L96 221H97V220L100 221V219H101L102 222H103V221H104V222L107 221V223L105 222L107 225H106L104 222H103V224L100 223V225L102 224V225H104V227H105V225L107 226V227H106V229H107V234H106V236H107V235H108V236L106 237L105 234H103L101 231H99V230H100V229H98L99 227L93 225V224L95 223V225H98V226H99V224H96V223H99V221H97V222H96V221H93L91 218H89V216H87V214H88L89 212L91 213V211H89V209H88V212H87V207L85 208V207H83V205H81V208H82V207L85 208V209H86V212H85V209H83V211H80L81 209H80V206H79V205H80L81 201L78 202V201H79V200L77 201L78 198L75 199V198H76L77 196H79V194H80L78 191L76 192V193L78 194V195L76 194L77 196H76V195L73 196L72 193H71L72 195H71V194H70V195L68 194V196H70V197H67V195H64V198L67 197V198L69 199V198L72 197V200L75 199V200H73V201H75V202H72V201H71L72 203L69 204V205H70L69 207H68V203H67L68 200H67L66 202L64 201L65 204H64V202L62 201V202H63V204H62V202H59V201H61V199H60L59 197H54V196H52V197H54L56 200H58L57 198L60 199V200L57 201V203H56L57 205H56V206H58V207H56V206H54V205H55V204H54L55 202H54L53 199H52V202L50 201L49 198H47L49 202H48V201H45V200H47V199L44 197L45 194H46V192H45V193H41V191H43L44 188H45V190H47V189H46V185H44V183L47 184V182H44V183H43V185H44V186L42 187L43 190H41L42 188L40 189V190H41V191H40L41 194H40V193H39V187H41V186H39V184L36 182L35 179H33V180H35V182H33L32 177H31L32 182H33V183H37V185H38L39 187H37V188H38V191H34V190H32V189H34V188H33L34 185H33V187H32L31 189H29V190H31V193H33V195H34V194H37V192H38V194H37V195H34V196H33L32 194L29 195V196H28V195L23 196V194L25 195V193L28 194V191H29V190H27V188L29 187L30 184H33V183L31 182V180H28L30 183H27V185H28V184H29V185H28V186H27V185H24V186H26V187H24V189L22 188V187H23V184L26 182V181H25V180H26V177H27V178L29 177V175H28L29 173H27V172H13V173H12ZM39 172H38V173H39ZM48 172H50V171H48ZM56 172H55V173H56ZM60 172H61V171H59L58 174H60ZM71 172H72V171H71ZM75 172H76V174H75ZM95 172H96V170H95ZM99 172H98V173H99ZM117 172H116V174H117V176L119 175V177H122L121 175H124V174H122L123 172H122V173L119 172L121 175L118 174ZM144 172H145V171H144ZM156 172H157V171H156ZM163 172H164V171H163ZM163 172H162V173H163ZM173 172H174V171H173ZM176 172H177V171H176ZM180 172H181V171L178 170V173H180ZM233 172H236V171H233ZM233 172H230V173L233 174ZM237 172H238V170H237ZM253 172H254V171H253ZM253 172H252V173H253ZM258 172L260 173V171H257V173H258ZM261 172L264 173V170L261 171ZM0 173H1V172H0ZM26 173H27V174H26ZM31 173H30V174H31ZM42 173H43V171H42ZM45 173H47V172H45ZM52 173H54V172H52ZM77 173H78L79 176L77 175ZM79 173H80V174H79ZM114 173H115V172H114ZM147 173H148V172H147ZM150 173H149V174H150ZM154 173H155V172H154ZM166 173H167V172H166ZM178 173H177V174H178ZM254 173H255V172H254ZM24 174H26V177H25ZM81 174H82L83 176H82ZM91 174H92V173H91ZM106 174H107V173H106ZM112 174H113V172L110 174L111 177L108 178V176H107V178H108V179H112V178H115V177L117 178L116 175L113 174V175H114V177H113ZM156 174H157V173H155V175H156ZM158 174H161V173H158ZM158 174H157V175H158ZM227 174H228V173H227ZM235 174H236V173H235ZM235 174H234V176H235ZM2 175H3V174H2ZM2 175H1V176H2ZM38 175H40V174H38ZM47 175L50 176V173H47ZM52 175L54 176V174H52ZM100 175H101V176H100ZM103 175H104V176H103ZM110 175H109V176H110ZM140 175H139V176H140ZM163 175L165 176L166 174H163ZM242 175L240 174L239 177H241ZM246 175H247V174H246ZM255 175H256V174H255ZM257 175H258V174H257ZM257 175H256V176H257ZM261 175H264V174H260V175H258V176H259L258 178L261 179V177H262ZM34 176H35V175H34ZM34 176H33V177H34ZM44 176H46V174L44 175V173H43V175H42V179H43ZM49 176L44 177V178H45V181H46L47 178H48V180H49ZM61 176H62V175H61ZM72 176H73V177H72ZM75 176H77V177H75ZM85 176H86V175H85ZM151 176H152V177H151ZM160 176H161V175H160ZM193 176H194V175H193ZM230 176H231V175H230ZM234 176L232 175V177H234ZM237 176H238V175H237ZM243 176H244V177H243ZM243 176H242V177H243V179L245 180V179H246V176H245V175H243ZM253 176H254V175H253ZM9 177H10V179L12 178V179H11V182L15 180L13 183L16 184L19 188H17V186L15 185V186L13 187L14 189H13V190H10V187H9V186H10L12 183L9 181ZM24 177H25V179H24ZM55 177H56V176H55ZM58 177H59V175H58ZM64 177H66V176H64ZM79 177H80V178H79ZM140 177H142V175H141ZM145 177H148V179H149V176H145ZM145 177H144V178H145ZM150 177H151V178H150L149 180L147 179V181H149V182H150V180H152V178H154L155 176H154V174H153V175H150ZM224 177H225V176H224ZM232 177H231V178H232ZM239 177H236V178L239 179ZM249 177L251 178V173H250V176H249ZM249 177H247V178H249ZM254 177H255V176H254ZM254 177H252V178H254ZM5 178H6V177H5ZM36 178H37V177H36ZM38 178H39V176H38ZM51 178H52V177H51ZM53 178H54V177H53ZM62 178H63V176H62ZM81 178H82V179H81ZM250 178H249V179H250ZM252 178H251V179H252ZM29 179H30V178H29ZM79 179H81V180H79ZM83 179H84L85 181H83ZM142 179H143V178H142ZM145 179H146V178H145ZM145 179H144V181H145ZM218 179H219V178H218ZM220 179H221V178H220ZM232 179H233V178H232ZM240 179H241V178H240ZM5 180H6V181H5ZM23 180H24L25 182H23ZM52 180H53V179H52ZM54 180H56V179L54 178ZM54 180H53V181H54ZM57 180H59V178H58ZM61 180L66 181L65 185L67 184V186H69L68 184H70V183L67 182V179H66V180H64V179H60V182H61ZM89 180H90V182H89ZM194 180H195V179H193V181H194ZM244 180H243V181H244ZM254 180H255V179H254ZM258 180H259V179H258ZM258 180H255V181H254V182H258V183H256V185L258 184L257 186L254 185V183H252V184L254 185V186H252V188H254V189H256V190H258V188H259L258 186H261V187H262V185H261V184L259 185V183H260V181H262L263 179H261V180H259V181H258ZM37 181H38V180H37ZM81 181H83V182H81ZM102 181H101V182H102ZM108 181H109V180H107V182H108ZM113 181H115V180H113ZM141 181H142V180H141ZM147 181H145V182H147ZM216 181H218V180H216ZM216 181H215V182H216ZM224 181H225V179H224ZM224 181H223V182H224ZM230 181H231V180L227 181V182H229V184L227 183L225 186L228 188V186L231 185V187H232V195H233V196L236 194V193H235V192H236V189L239 190V191L237 190V193L239 194V192H240V189H239V188L241 187V186L238 185L239 183L237 182V183H238L237 185H238L239 187H236V188H235V187L233 186L235 183L233 184V183L231 182V184H230ZM6 182H7V183H6ZM16 182H17L18 184H17ZM22 182H23V183H22ZM40 182H41V181H40ZM107 182L105 183V180H104V181H103L102 183H100V184H102V185H106V188H107V186H109V185L115 187V185H113V183H112V185L110 184L111 181H109L108 183H107ZM137 182H138V181H137ZM139 182H140V181H139ZM142 182H143V181H142ZM142 182H141V183H142ZM151 182H153V180H152ZM233 182H234V180H233ZM239 182H240V180H239ZM248 182H249V183H248ZM250 182H253V179L250 180V181L245 180L244 184H245V183H246V184L248 183L247 185H248V186H249V185L251 186ZM262 182H263V181H262ZM10 183H11V184H10ZM48 183H50V182L48 181ZM52 183H53V182H52ZM77 183H76L77 186H75L76 188H78V186H79ZM81 183H82V184H81ZM88 183H89V184H88ZM104 183H105V184H104ZM194 183H195V181H194ZM194 183L192 184V185H194V186H192V187H193V188L195 187V191L198 190V193L195 192L198 196H200L199 194H201V192L203 193L204 188H205L206 186H207V187L209 186V185H206V186H204L203 189H202V188H200L202 185L198 184V182L195 183V184H194ZM225 183H226V181H225ZM19 184H21L22 187H21ZM50 184H51V183H50ZM55 184H57V181H56ZM63 184H64V183H63ZM72 184H73V183H72ZM85 184H84V185H85ZM93 184H96V182H94ZM114 184H115V183H114ZM232 184H233V185H232ZM6 185H7L9 188H7ZM41 185H42V184H41ZM57 185H59V183H58ZM65 185H63V186H65ZM97 185H96V186H97ZM102 185H101V186H102ZM139 185H140V184H139ZM197 185H199V187H198ZM241 185H242V184H241ZM48 186H49V184L47 185V188H48ZM67 186H65L66 188H65V187H63V188L67 189ZM94 186H95V185H94ZM101 186L99 187V189L101 188ZM110 186H109V189H110ZM235 186H236V184H235ZM255 186H256L257 188H256ZM11 187H12V186H11ZM15 187H16V190H15ZM30 187H31V186H30ZM30 187H29V188H30ZM50 187H51V185L49 186V189H50ZM54 187H55V185H54ZM88 187H87V189H86L87 191L89 190ZM97 187H98V186H97ZM97 187H95V188H97ZM102 187H104V186H102ZM192 187H191L190 191L192 190ZM197 187H198V188H197ZM222 187H223V186H222ZM233 187H234V190H233ZM242 187H243V186H242ZM242 187H241V188H242ZM21 188H22L23 191H25V188H26L27 192H26V191H25V192L21 191ZM56 188H57V187H56ZM56 188H55V189H56ZM59 188L62 189V184H61V186L59 185ZM79 188H80V187H79ZM85 188H86L85 186H84V188H81V192H82ZM92 188H93V187H92ZM92 188H90V189H92ZM95 188H93V189L95 190ZM112 188H113V187H112ZM135 188H136V187H135ZM196 188H197V189H196ZM244 188H246V187H244ZM250 188H251V187H250ZM11 189H12V188H11ZM49 189H48V190H49ZM65 189H64V190H65ZM68 189H69V188H68ZM97 189H98V188H97ZM97 189H96V190H97ZM102 189H103V188H102ZM115 189H116V188H115ZM199 189H200V190H199ZM201 189H202V190H201ZM210 189H211V188H210ZM210 189H209V190H210ZM228 189H229V188H228ZM228 189H226V190H228ZM262 189H263V188H259V192H262V191H263ZM35 190H37V189L35 188ZM58 190H59V189H58ZM64 190H63V191H64ZM76 190H77V189H76ZM79 190H80V189H79ZM96 190L93 191L94 194H95ZM104 190H105V189H104ZM205 190H207V189H205ZM226 190H225V192H226ZM14 191H16V193H15ZM32 191H33V192H32ZM49 191H50V190H49ZM54 191H56V190H54ZM65 191H67V190H65ZM68 191H69V190H68ZM68 191H67V192H68ZM87 191H86V192H87ZM98 191H99V190H98ZM98 191H97V193H99ZM101 191H102V190H101ZM107 191H108V190H107ZM111 191H112V190H111ZM136 191H137V190H136ZM138 191H139V190H138ZM190 191H188L187 193H189ZM193 191H194V189H193ZM199 191H200V192H199ZM228 191H229V190H228ZM244 191H248V188H247V190H244ZM244 191L240 192V194L245 193ZM249 191H250L249 193H251V191H253V189H251V190H249ZM254 191H255V190H254ZM254 191L252 192V197L255 196V195L253 196V193H255V192L257 193V192H258V191H255V192H254ZM34 192H35V193H34ZM43 192H44V191H43ZM51 192H52V191H51ZM70 192H71V191H70ZM70 192H69V193H70ZM89 192L92 193L91 190H89ZM103 192H104V191H103ZM109 192H110V191H109ZM139 192H140V191H139ZM213 192H214L213 194L216 195V194H215V191H213ZM217 192H218V191H216V193H217ZM221 192H222V194H223V196H221V197L224 198V195H225L227 192H226V193H223V191H221ZM62 193H64V192H62ZM65 193H66V192H65ZM65 193H64V194H65ZM97 193H96V194H97ZM114 193H115V192H114ZM114 193H113V194H114ZM142 193H143V192H142ZM142 193H141V194H142ZM187 193H185V194H184L185 196H184V195H183V196H184V197H187V196H188V197H192V195H193L192 193H194V192H191L190 196H189V194H187ZM211 193H212V192H211ZM228 193H229V192H228ZM228 193L226 194L227 196L229 195ZM233 193H235V194H233ZM247 193H248V192H247ZM247 193H245V196H244V194H243V195H240V194L238 195V194H236V195H235V198H234L233 196H232V197H233L234 199H236L237 204H239V203H241L240 201H241L242 199L245 201V198H246L247 196H249L250 198H252V197L250 196V194L247 195ZM256 193H255V194H256ZM262 193H263V192H262ZM16 194H19V195H18L17 197H16V196L14 197V195H16ZM21 194H22V195H21ZM29 194H30V192H29ZM66 194H67V193H66ZM100 194H101V192H100ZM116 194H117V193H115V195H116ZM196 194H195V196H196ZM230 194H231V188H230ZM40 195H41V196L44 195V196H43L44 199H42V197H41ZM48 195H49V194H47V196H48ZM52 195L57 196L58 194L56 195V193H55V194H52ZM80 195H81V194H80ZM86 195H87V194H86ZM86 195H85V196H86ZM89 195H90V194H89ZM89 195H88V196H89ZM217 195H219V193H218ZM226 195H225V197H226ZM246 195H247V196H246ZM50 196H51V195H50ZM59 196H60V195H59ZM83 196H84V195H83ZM92 196H93V194H92ZM98 196L101 198L103 195L100 196V195L98 194ZM105 196H106V195H105ZM108 196H109V195H108ZM108 196H107V197H108ZM137 196H138V195H137ZM141 196H142V195H141ZM195 196L193 195V197H195ZM198 196L195 197V200H196V198H199V199H200V197H201V201L204 199L202 196H200V197H198ZM229 196H231V195H229ZM229 196H228V197H229ZM238 196L240 197L239 202H238V200H237V199H238ZM60 197H61V196H60ZM80 197H81V196H80ZM95 197H96V196H95ZM103 197H104V196H103ZM135 197H136V196H135ZM142 197H143V196H142ZM221 197H220V199H221L220 201L223 200ZM241 197H242V199H241ZM249 197H248V198H249ZM263 197H264V195H263ZM263 197H262V198H263ZM82 198H84V197H81V200H82ZM89 198H90V197H89ZM92 198H93V197H92ZM96 198H98V197H96ZM136 198H137V197H136ZM250 198H249V199H250ZM85 199H87V198H85ZM106 199H107V198H106ZM143 199H144V198H143ZM226 199H227V197H226ZM249 199L246 198V201L248 200V201L250 202V204H251V203L253 202L252 200H253L254 198H253V199H250V200H249ZM56 200H55V201H56ZM70 200H71V199H70ZM92 200H93V199H92ZM92 200H91V201H92ZM96 200H97V199H96ZM96 200H95V201H96ZM103 200H104V199H103ZM141 200H142V199H141ZM224 200H225V199H224ZM224 200H223V203L225 202ZM229 200H230V202L232 201L233 204L237 205L236 202H234V200L230 199V197H229ZM44 201H45V202H44ZM76 201H77V202H76ZM88 201H89V200H88ZM98 201H100V200L98 199ZM98 201H97V202H98ZM142 201H143V200H142ZM197 201H198V199H197ZM204 201H205V199L202 201V203H201V202H200V203L203 204ZM226 201H228V199H227ZM244 201H242V203L240 204V205H242V206H241L242 208L239 207L240 209H243V205H244L243 202H244ZM246 201H245V204H247ZM248 201H247V202H248ZM251 201H252V202H251ZM89 202H90V201H89ZM103 202H104V201H103ZM140 202H141V201H140ZM210 202H211V201H210ZM214 202H215V200H214ZM218 202H219V201H218ZM218 202H217V205H218ZM228 202H229V201H228ZM228 202H227V204H228ZM249 202H248V204H249ZM48 203H50V204H48ZM60 203H61V204H60ZM66 203H67V207H66ZM73 203H75V204H73ZM76 203H78V205H77ZM98 203H100V202H98ZM115 203H116V202H115ZM175 203H177V202H175ZM200 203H199V204H200ZM207 203H208V202H207ZM207 203H206V204H207ZM51 204H54V205H51ZM72 204H73V206H75V207L71 206ZM81 204H82V203H81ZM90 204H92L93 207H95L93 203H90ZM119 204L121 205V202H120ZM119 204H117V205H119ZM173 204H174V202H173ZM173 204H172V205H173ZM197 204H198V202H197ZM206 204H205V205H206ZM220 204L222 205V202H221ZM224 204H225V203H224ZM224 204H223L222 206L225 207V210L222 209L223 207L220 209V207H221L220 205L218 206L219 209H220V210H219L220 213H221V212L223 213V211H226L227 208H228L229 210L226 211V214H229V212L231 211V209L234 211V208H233L234 205H233L232 203H230L231 205H227V204L224 205ZM50 205H51V207H49ZM62 205H63L62 208H64V207L67 208V209L69 208V210L64 211L65 209H62V208H61ZM92 205H91V206H92ZM122 205H123V204H122ZM214 205H215V204H214ZM217 205H216V206H217ZM226 205H227V207H226ZM232 205H233V206H232ZM240 205H237V206H240ZM47 206H48V207H47ZM52 206H54L55 209H57V211H56V210L54 209V207H52ZM126 206H127V207H126ZM176 206H177V205H176ZM228 206H229L230 208H229ZM237 206H234V207H235V210L238 208ZM59 207H60V209H59ZM72 207L75 208V209H77V207H78V209H80V210L78 211V214L80 215V217H81V214L83 213V214H82L83 217H81L82 219L79 217V219H81V222H82L81 225H84L83 222L85 221V222H86V224H85V228H86L87 226L90 225V229H89V227H88L89 230H87V228L85 229V230H87V231H85L84 229H82V228H84V226H83V227L81 226V227H82L81 229L76 228V227L79 226L78 223H75V225H76V224H77V225H76V226H73L72 223H73V222H77L76 220H75V221L72 220V219H75V218H72V219L70 218L71 221H70V220H69V221H70L71 223H68V224L66 223V222L68 221V219H69L68 217L70 216V215H69V216L67 217L66 215H64V214H67L66 212H69V211H70L71 214H75V215H76V213H72L73 211L71 212V209L73 210ZM101 207H102V206H101ZM173 207H174V206H173ZM173 207H171V208H173ZM203 207H205V206L203 205ZM207 207H208V208H207ZM210 207H211V206H209V204L206 205V208L208 209V212H206V214H207V213H210V212H209V208H210ZM212 207H214V206H212ZM50 208H51V209L53 208V210H51V213L53 212V213H55L56 215L52 213L53 216L50 217V216L52 215V214L50 213V210H49ZM70 208H71V209H70ZM96 208H97V206H96ZM119 208L121 209V206H120ZM177 208H178V206L176 207V209H177ZM201 208H202V207H201ZM214 208H215V207H214ZM239 208H238V209H239ZM61 209H62V210H61ZM105 209H106V208H105ZM107 209H106V210H107ZM174 209H175V208H174ZM194 209H195V208H194ZM194 209H193V210H194ZM216 209H217V208H216ZM45 210H46V211L48 210V211H47L48 214L45 212ZM54 210H55V212H54ZM110 210H111V209H110ZM110 210H109V211H110ZM124 210H125V212H124ZM196 210H197V209H196ZM199 210H200V212H201V209H199ZM199 210H197L198 213H199ZM210 210L213 211V209H210ZM222 210H223V211H222ZM58 211H59V212H58ZM61 211H62V213H63V215H64L65 217H64L63 215L60 216ZM63 211H64L65 213H64ZM97 211H99V210H97ZM107 211H108V210H107ZM172 211H173V210H172ZM191 211H192V209H191ZM202 211H203V210H202ZM215 211H216V215H217V211H218V210H215ZM215 211H213V213H214ZM233 211H232V212H233ZM241 211H242V210H241ZM243 211H244V209H243ZM79 212H80V213L82 212V213L80 214ZM120 212H121L122 214H121ZM131 212H132V213H131ZM184 212H185V211H184ZM184 212H183V213H184ZM187 212H189V211H187ZM193 212H194V211H193ZM203 212H204V211H203ZM227 212H228V213H227ZM20 213H21L22 215H23V214L26 215L27 218H26V216L21 217L22 215H20ZM84 213H85L86 216H87V218H86L87 220H86V219H83V218H85ZM90 213H89V214H90ZM92 213H93V212H92ZM111 213H113L112 210H111ZM126 213H127V214H126ZM130 213H131V214H130ZM183 213H181V214H183ZM190 213H191V212H190ZM195 213H196V212H195ZM233 213H234V212H233ZM89 214H88V215H89ZM119 214H120V215H119ZM128 214H129V215H128ZM223 214H225V213H223ZM230 214H231V212H230ZM18 215H20L21 219L24 218L25 221H23V219L21 220L20 218H16ZM58 215H59L60 218L63 216L62 218L65 219V220H63L62 218H61L60 220H57L56 218L58 217ZM135 215H138V214L134 213L133 216H135ZM184 215H185V213H184ZM194 215H195V214H194ZM194 215L192 214L191 216H193V218H194V217L196 218V216H194ZM196 215H197V214H196ZM200 215H201V214H200ZM212 215H213V214H212ZM232 215H233V214H232ZM15 216H16V217H15ZM54 216H55V217L57 216V217L55 218ZM92 216H93V215H92ZM112 216H113V215H112ZM191 216H188V217H190V218L192 219ZM204 216H206V215H204ZM213 216H214V215H213ZM213 216H212V219L214 218ZM218 216H222V215L220 214V215H218ZM225 216H226V215H225ZM225 216H224V217H225ZM230 216H231V215H230ZM18 217H19V216H18ZM59 217H58V219H59ZM66 217H67V218H66ZM90 217H91V215H90ZM136 217H137V216H136ZM139 217H140V216H139ZM180 217H181V216H180ZM198 217H199V216H197V218H198ZM210 217H211V216H210ZM210 217H208V219H209ZM215 217H216V216H215ZM222 217H223V216H222ZM228 217H229V216H228ZM14 218H15V219H14ZM88 218H89V220H90V219L92 220V221H90L91 224L89 223ZM98 218H100V219H98ZM177 218H178V217H177ZM186 218H187V217H186ZM197 218H196V219H197ZM200 218H201V217H200ZM202 218H203V217H202ZM218 218L221 219V217H218ZM226 218H227V217H226ZM13 219H14V220H13ZM16 219H17V222H16ZM18 219H20L19 222H18ZM76 219H77V218H76ZM93 219H94V218H93ZM113 219L115 220L116 218H113ZM117 219H116V220H117ZM120 219H119V220H120ZM130 219H131V220H130ZM198 219H199V218H198ZM198 219H197V220H198ZM12 220H13V222H12ZM61 220H62V222L65 221V223L63 222L64 224H62ZM121 220H122V219H121ZM121 220H120V221H121ZM129 220H130V221H129ZM170 220H171V221H170ZM170 220H168V221H170L169 223L171 224V222L173 221V219L171 218ZM177 220H178V221H177ZM181 220H182V219H181ZM183 220H184V218H183ZM187 220H188V218H187ZM187 220H185V221H187ZM194 220H195V219H194ZM213 220H214V219H213ZM213 220H212V222H213ZM217 220H218V219H217ZM14 221H15V222H14ZM87 221H88V224H87ZM101 221H100V222H101ZM120 221H119V223H121ZM152 221H154V220H152ZM176 221H177V223H178V222H180V219H176ZM189 221H190V219H189ZM189 221H188V222H189ZM195 221H196V220H195ZM202 221H203V220H202ZM85 222H84V223H85ZM155 222H156V220H155ZM162 222H163V221H161V220L159 221V223H162ZM174 222H175V221H174ZM174 222H173V223H174ZM198 222H199V221H198ZM230 222H231V221H230ZM232 222H233V221H232ZM142 223H143V222H142ZM150 223H152V222H150ZM150 223L147 224V222H146V227H147V225L149 226ZM153 223H154V222H153ZM166 223L168 224V222H166ZM180 223H181V222H180ZM185 223H187V222H185ZM193 223H194V222H193ZM13 224H14V225H13ZM71 224H72V225H71ZM108 224H109V225H108ZM144 224H145V223H144ZM156 224H158V223H155L154 225H156ZM182 224H183V223H182ZM189 224H190V223H189ZM194 224H195V223H194ZM213 224H214V223H213ZM213 224H212V225H213ZM86 225H87V226H86ZM91 225L93 226V229H92V226H91ZM160 225H161V224H160ZM163 225H164V224H163ZM209 225H210V224H209ZM119 226H120V225H119ZM129 226H131V228H130ZM152 226H153V225H152ZM158 226H159V225H158ZM170 226H171V225H170ZM173 226H176V225L173 224V225L171 226V228H172ZM205 226H207V225H205ZM2 227H3V229L5 230V231H3V232H4V235L7 234L6 236H4V235L2 234V233H3V232H2L3 229H1ZM94 227H96V228L94 229ZM109 227H111V228L113 227L114 230H113V228H112V229H111L112 232H111ZM120 227H121V226H120ZM149 227H151V225H150ZM162 227H163V226H162ZM166 227H167V229H169V228H168L169 226H166ZM179 227H180V226H179ZM182 227H183V226H182ZM199 227H200V226H199ZM199 227H198V228H199ZM202 227H203V226H202ZM9 228H10V229H9ZM46 228H49V229H50L49 232H51V233L53 232V233H52V234H48V233H47L48 235L46 236V235H45V232H44V230H46V231L48 232V229H46ZM79 228H80V227H79ZM157 228H158V227H157V225H156V230H157ZM159 228H160V227H159ZM164 228H165V227H164ZM185 228H186V227H185ZM191 228H192V227H191ZM193 228H194V227H193ZM77 229H78V230H77ZM96 229H98V230H96ZM141 229H142V228H141ZM147 229H148V228H147ZM167 229L165 228L164 233L167 231ZM174 229H175V228H174ZM204 229H205V228H204ZM207 229H208V228H207ZM51 230H52V231H51ZM81 230H82V231H81ZM92 230H95V231H93V232H98V233H96L97 236H100V233H99V232H101L103 235L101 234L100 237H96V236L94 237V234H93ZM129 230H128V232H129ZM145 230H146V228H145ZM145 230L143 229V231H145ZM149 230H151V229H149ZM175 230L177 231V228H176ZM179 230H180V229H179ZM198 230H200V229H198ZM74 231H77V233H79V232L81 231L80 234H81L82 232H83V233H84V232H87L86 235L88 234L87 237H88L89 239H91V240H90V241H88V240H84V238H82L84 235L80 236L79 234H77V235L75 234L76 236H73V234L76 233V232H74ZM134 231H133L132 233H134ZM154 231H155V230H154ZM161 231L163 232V229H162V228H161ZM169 231H170V230H169ZM109 232H110V233H109ZM157 232H158V231H157ZM173 232L175 233L174 230H173ZM173 232L171 231V234H172ZM178 232H179V231H178ZM183 232H184V230H183ZM204 232H205V231H204ZM130 233H131V232H130ZM136 233H135V234H136ZM138 233H139V234H138ZM141 233H142V232H141ZM143 233H142V234H143ZM168 233H170V232H168ZM184 233H185V232H184ZM184 233H183V234H184ZM190 233H191V231H190ZM200 233H201V232H200ZM212 233H213V232H212ZM84 234H85V233H84ZM113 234H114V235H113ZM135 234H134V235H135ZM148 234H149V235H148ZM155 234H156V233H155ZM180 234H181V233H180ZM201 234H202V233H201ZM78 235H79V236H78ZM86 235H85V236H86ZM110 235H111V236H110ZM116 235L118 236V239H117V236H116ZM147 235H148V236H147ZM153 235H152V236H153ZM174 235H175V234H174ZM199 235H200V234H199ZM199 235H198V233H197V238H196V237H195V239L193 238V240H195V242H197V239H198V236H199ZM203 235H204V234H203ZM72 236H73V237H72ZM130 236H131V237H130ZM166 236H167V234H166ZM168 236H169V235H168ZM178 236H179V235H178ZM183 236H184V235H183ZM190 236H191V235H190ZM194 236H195V233H194ZM194 236H193V237H194ZM50 237H51V238H50ZM62 237L65 238V239H63V241H62ZM87 237H86V239H88ZM129 237H130V239H134V240H135V238H132V234H129ZM134 237H135V236H134ZM143 237H144V238H143ZM164 237H165V236H164ZM172 237H174V236L172 235ZM172 237H171V239H172ZM176 237H177V236H176ZM203 237H204V236H203ZM203 237H202V238H203ZM227 237H228V236H227ZM1 238H2V239H1ZM66 238H68V239H66ZM98 238H99V239H98ZM120 238H122V240H121ZM145 238H146V240H147V238H148V240L146 241ZM161 238H162V237H161ZM174 238H175V237H174ZM179 238H181V236H180ZM185 238H186V236H185ZM205 238H206V237H205ZM205 238H204V239H205ZM123 239H124V240H123ZM164 239H166V238H164ZM164 239H163V240H164ZM188 239H189V238H188ZM190 239L192 240V238H190ZM199 239H200V238H199ZM199 239H198V240H199ZM227 239H228V238H227ZM66 240H67V241H66ZM83 240H84L85 242H84ZM119 240H120V241H119ZM169 240H170V239H169ZM173 240H175V239H173ZM181 240H182V239H180V243H181ZM183 240H184V239H183ZM193 240H192L191 244L193 243ZM229 240H230V239H229ZM65 241H66V242H65ZM86 241H88L89 243L86 242ZM93 241H94V244H93L94 246L90 245V242L93 243ZM121 241H122V243H121ZM123 241H124V242H123ZM156 241H157L159 244H158ZM187 241H188V240H187ZM64 242H65V243H64ZM82 242H83V243H82ZM144 242H145V243H144ZM177 242H178V241H177ZM189 242H190V241H189ZM222 242H223V241H222ZM226 242H227V240H226ZM63 243H64V244H63ZM84 243H85V244H84ZM125 243H126V244H125ZM141 243H143L144 246H143ZM146 243H147V245H145ZM154 243H155V244L157 243L156 246L153 245ZM172 243H173V242H172ZM180 243H179L178 245H180V247H181V245H182V248L186 250V248H185L186 245H184V246H185V247H184V246H183L184 243H183V242H182V244H180ZM197 243H200V242H197ZM208 243H209V242H208ZM208 243H207V244H208ZM216 243H217V241H216ZM220 243H221V242H220ZM82 244H84V245H82ZM168 244H170V243L168 242L166 245H168ZM174 244H175V243H174ZM204 244H205V243H204ZM204 244H202V245H204ZM217 244H218V243H217ZM225 244H226V243H225ZM227 244H228V243H227ZM125 245H126L127 247H126ZM160 245H162V248L159 247ZM170 245L173 246V244H170ZM170 245H169V246H170ZM194 245H195V247H196L197 244L194 243ZM198 245H199V244H198ZM200 245H201V244H200ZM21 246H24L23 248H25L26 252H25V250H24V251L22 250L23 248H22ZM82 246L84 247V248H83V250H84V251H83L84 254H83V252H79V249L82 251ZM145 246H146V248H145ZM152 246H153V247L155 246V248H153L154 250L151 248ZM191 246H192V245H191ZM191 246H190V248H191ZM218 246H219V245H218ZM19 247H20V248H19ZM147 247H148V248H147ZM149 247H150V248H149ZM157 247H159L160 249L157 250V249H156ZM170 247H171V246H170ZM174 247H175V246H174ZM188 247H189V245H188ZM203 247H204V246H203ZM203 247H201V249H202ZM92 248H93V249H92ZM126 248H127V249H126ZM139 248H141V249H139ZM142 248H143V249H142ZM175 248H176V247H175ZM177 248H178V246H177ZM182 248H181V249H182ZM224 248H225V247H224ZM226 248H227V247H226ZM251 248H252V247H251ZM15 249H16V252H15ZM20 249H21V251H20ZM136 249H137V250H136ZM149 249H152V250H153V251H152L153 254H154V252H155V249H156L159 253L156 252V253H155V256L152 255V254H150V255H152V257H151L149 254L145 255L147 252L150 253V250H149ZM172 249H173V247H172ZM192 249H193V248H192ZM12 250H13V251H12ZM17 250H18V251H17ZM85 250H86V252H85ZM90 250H91V251H90ZM132 250H133V251H132ZM139 250H141V251H139ZM142 250H144V252H146V253H143ZM146 250H147V251H146ZM164 250H165V249H164ZM174 250H175V249H174ZM187 250L190 251L189 249H187ZM187 250H186V251H187ZM196 250H197V249H196ZM203 250H204V248H203ZM224 250H225V249H224ZM166 251H167V250H166ZM177 251H179V250L177 249ZM182 251H183V250L180 251V252H181V258L184 259V260H185V259H188V258H186L187 256H185V257H183L184 255L182 256V254L185 252V251H183V252H182ZM188 251H187V252H188ZM198 251H199V249H198ZM198 251H197V253H199L201 250H200L199 252H198ZM253 251H254V250H253ZM12 252H15V253H18V252H19L20 254L23 252V256L20 255V257H19V254H16V257H15V256L13 255ZM78 252H79V253H82V254L85 256V257L83 256L84 258L82 257L83 260H82V258L80 257V256H82V254H80V256H79V253H78ZM87 252H89V253L86 254V255H89V254L91 253V258H90V255L87 256V258H86L85 253H87ZM92 252H94L96 256L94 255V253H93V256H92ZM133 252H134L135 255L133 254ZM167 252H168V251H167ZM187 252H185V253H187ZM68 253H69V254H68ZM128 253H129V254H128ZM139 253H141V254H139ZM142 253H143L144 255H143ZM162 253H163V251H162ZM164 253H165V251H164ZM170 253H171V252H170ZM172 253H173V250H172ZM175 253H176V252L174 251V254H175ZM185 253H184V254H185ZM192 253H194V251H192ZM197 253H196V255H197ZM204 253H205V252H203V254H204ZM231 253H233V252H231ZM234 253H235V252H234ZM67 254H68V255H67ZM77 254H78V256H77ZM156 254H157V255H156ZM177 254H178V252H177ZM177 254H175V255H177ZM179 254H180V253H179ZM189 254H190V253L188 252V255H189ZM219 254H220V253H219ZM17 255H18V256H17ZM114 255H116V257H115ZM142 255L145 256V258H144ZM165 255H167V254L165 253ZM165 255L163 254V256H165ZM168 255H169V254H168ZM171 255H172V254H171ZM175 255H174V256H175ZM191 255H192V254H191ZM204 255H205V254H204ZM215 255H216V254H215ZM217 255H218V254H217ZM217 255H216V256H217ZM227 255H228V254H227ZM232 255H233V254H232ZM153 256H154V257H153ZM163 256H162V257H163ZM178 256H179V255H178ZM178 256H177V257H178ZM193 256L196 257L195 255H193ZM200 256H201V255H200ZM200 256H197V257H200ZM212 256H213V255H212ZM212 256H211V257H212ZM216 256H215V257H216ZM229 256H231V255H229ZM94 257H96V258H94ZM113 257H114V259H113ZM146 257H147V258H146ZM157 257H158V258H157ZM162 257H161V258H162ZM169 257L171 258L172 256L169 255ZM189 257H190V255H189ZM191 257H192V256H191ZM194 257H192V258H194ZM201 257H202V256H201ZM201 257H200L199 259H201ZM209 257H210V256H209ZM85 258H86V259H85ZM88 258H90V259H88ZM110 258H111V261H109ZM167 258H168V257H167ZM170 258L167 259V260H170ZM173 258H174V257H173ZM173 258H172V259H173ZM204 258H205V257H204ZM221 258H222V257H221ZM95 259H96V260H95ZM139 259H142V261H144V263H141V262L139 261ZM143 259H144V260H143ZM148 259H150V260H148ZM152 259H153V260H152ZM172 259H171V260H172ZM178 259H179V258H178ZM202 259H203V257H202ZM207 259H208V258H207ZM207 259H206V260H207ZM218 259H219V258H217L216 261H217ZM234 259H236V258H234ZM234 259H233V260H234ZM84 260H85V261H84ZM159 260H160V259H159ZM164 260H165V259H164ZM188 260H190L189 262H192V263L195 264V262H194L195 259L191 261V259L189 258ZM209 260H210V259H209ZM209 260H208V261H209ZM212 260H213L212 263L215 264V261H214V258H213V257H212ZM157 261H158V260H157ZM165 261H166V260H165ZM175 261H176V260H175ZM185 261H186V260H185ZM185 261H184V264H185V263L187 264L188 261H186V262H185ZM195 261H196V260H195ZM203 261H204V259H203ZM203 261H202V262H203ZM219 261L222 262V260H220V259H219ZM219 261H217V262H218V263H221V262H219ZM111 262H112V263H111ZM113 262H114V263H113ZM159 262H161V261H159ZM159 262L156 263V264H159ZM163 262H164V261H163ZM168 262H170V261H167V264H169ZM197 262H198V261H197ZM235 262H236V261H235ZM177 263L179 264V260H178ZM177 263H176V264H177ZM192 263H191V264H192ZM207 263H209V262H206V264H207ZM210 263H211V260H210ZM232 263H233V262H232ZM146 264H147V263H146ZM165 264H166V263H165ZM170 264H173V263H170ZM181 264H183V263L181 262ZM188 264H190V263H188ZM196 264H197V263H196ZM198 264H200V263L198 262ZM201 264H205V263H201ZM222 264H223V263H222ZM225 264H226V263H225Z\"/></svg>",
	"mask_w": 264,
	"mask_h": 264
}]
</instances>
